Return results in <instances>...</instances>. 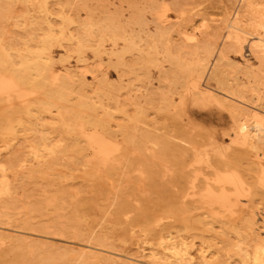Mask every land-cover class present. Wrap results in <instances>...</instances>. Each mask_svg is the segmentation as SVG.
<instances>
[{
  "label": "rangeland",
  "instance_id": "rangeland-1",
  "mask_svg": "<svg viewBox=\"0 0 264 264\" xmlns=\"http://www.w3.org/2000/svg\"><path fill=\"white\" fill-rule=\"evenodd\" d=\"M19 1V2H18ZM29 0H22L21 1V3H20V0H0V48H2V47H4V48H6V50L5 49H0L1 51H0V57H3L4 55H6L5 57H3L2 59H3V61H4V58H5V60H6V57L7 56H9V57H14L15 58V56H14V53L16 52V50L18 51V49H21V50H19V51H22V52H24V51H26L27 50V46L28 47H30L32 44H34V45H32L31 47H33V48H36L35 46H38V45H41L43 42H45L46 44L48 43V45L49 44H51V50L54 52V56H55V58L54 59H56L57 58V62H56V60H54V62L56 63H54V65H55V68H56V72H55V74L57 75V77H56V81H58V82H60V81H62V80H64L65 79V77H63V75H62V73L65 71L64 70V68L66 69V70H68L69 68H72V70H74L75 69V71L76 70H78L77 72H76V76L77 77H75L76 78V81L77 82H79V81H82L83 79V81H85L84 82V85L82 86V85H78L77 87H76V89H74L75 90V93H73V91L69 94L68 93V96H69V98H70V101H72V102H70L73 106H75V105H80L81 103H83V100H84V98H85V96L83 97L82 95H87V96H90V97H92L93 98V100L96 102V104H97V106H98V112L100 113L99 114V116L101 117V118H105V117H102L103 115H102V112H103V114L106 116V114L108 115V116H106V118H109V112L108 111H110V114H111V112H113V111H115V113L113 112V116L112 115H110V119H112V120H110V123H111V125H112V128H114V130H115V132L117 133V137H120V138H118V139H115V141H116V143L118 144V146H120L121 148H123L122 147V145H124V147H126L127 149H126V151H124V149L122 150L125 154H122V153H118V154H120L119 156H121V157H119L118 156V158H115L114 159V157H117V154L115 153V151L114 150H110V152L111 151H113L111 154H113V156L109 153V151H108V153H105L104 151V153L102 152V151H100V153H98L97 151H94V152H92V154L89 152V150H86L87 152H89V153H87L85 150H83V151H79V154H78V157H79V159L76 161V162H73L72 164H69V165H67L66 163H65V169H64V167H63V165H61V167H59L60 169H61V171L59 170V169H54L49 175L48 174H45L46 175V178H45V175H42V176H33V180H36L35 182L33 181V184H31L32 182V180H30L31 179V177L29 178V177H23V178H21L20 180H19V183L21 184H19L18 186H17V189H16V194H14L15 196H13L12 198H11V200L9 199H6V201H8V202H5V199L4 198H1V199H4V203H7L9 206H11V205H15V206H11L10 207V210L13 212V215L14 216H17V217H14V218H12L13 220H14V224L13 225H9V224H4V225H2V228L0 229V235H1V237H0V247L2 248V246L3 247H5V249H9L8 251L7 250H4V248H3V250H1V248H0V253H2L1 255H0V257L2 256L3 257V259L5 260V263H4V261H2L3 259H2V257L0 258V261H2L3 263H1L0 262V264H11V262H12V264H21V262H22V264H38V262H39V264L41 263V264H50L51 263V261H52V264H80V261H81V264H86L87 262H88V264H90L91 262V259H92V263L91 264H100V263H104V261H105V263L107 262V264H109V263H113V264H122V263H124V264H130V262H131V264H159V260L161 259V258H157V260H158V262L157 261H152V257L150 256L149 257V255H150V252H152L153 250L152 249H154V252H157L158 253V255L157 256H159V254H160V257L161 256H163L165 253L166 254H169L168 253V251H170V250H168L167 251V248H165V247H167V244L170 242V241H172L173 243H175L176 245H179L180 246V248L181 249H183V251H184V249H185V251H188L189 252V250H190V257H191V255H192V257L191 258H194V259H192V262H194V264H197V263H199V261H200V259H201V261H200V263L201 264H222V262H223V264H232L233 262V264H250V263H252L251 262V260H252V258H250V256H252L251 254H252V249L254 248V243H255V241L254 240H251L252 242H250V239H248V238H245V233L243 232V230H244V227H245V225L244 224H246V219L247 218H250V216L253 214V213H251V211H253L257 216H256V218H258V220H260L261 219V221L259 222H257V226L260 228L259 230H260V232L262 233V235L264 236V231H262L263 229H264V217H263V215H264V198L262 197V196H264V195H262L261 196V194H264V190L262 191V192H258V190L259 189H264V175H263V173H264V142H261V143H259V149H258V147H257V149L256 148H254L253 149V147H251L249 144V146L251 147H249L247 144H243L242 142H241V140H240V138H239V133L241 132V124L243 125V124H245V131H249L250 132V129H251V134H253V133H256L255 131H257V127H256V121H255V118H254V116L253 115H261L262 117H264L263 115H264V108H262L261 106L259 107V103H260V100L258 99V97H259V95H262L261 94V92L262 91H264V90H262V89H264V87H261V84H262V86H263V82H264V76H263V78L261 77L262 75H264L263 73H262V69H264V64H261V63H264L263 61H264V55H261V53L260 52H258V50L256 49V47L254 46V43L256 42V36H261L262 38L264 37V26H262L261 25V20H260V18L258 17V15L256 16V15H254L253 17L251 16V15H253L252 14V12L254 11L253 10V8L255 9V8H257V7H259L260 8V6H261V9H263L264 10V0H251V2H252V4H251V6L249 7L247 4H246V2L244 3V0H134V1H129V0H91V2H90V0L88 1L87 0V2L86 3H84V4H82L84 1L83 0H77V1H79V2H77L76 0H45V2H42V0H30L29 2H28ZM33 1V2H32ZM36 1V2H35ZM39 1H41V2H39ZM60 1V2H59ZM136 1V3H134ZM243 1V2H242ZM18 2V3H17ZM31 2V3H30ZM59 2V3H58ZM137 2H139L138 4H137ZM179 3V5L178 4H175V3ZM256 2V5H253V3H255ZM260 2V3H259ZM23 3H24V5H23ZM32 3H33V5H32ZM38 3V4H37ZM40 3V4H39ZM61 3H63V4H61ZM76 3H81L80 4V6H79V4H76ZM90 3V4H89ZM128 3H132V5H130V6H128L129 4ZM142 3V4H141ZM244 3V4H243ZM35 4V5H34ZM42 4V5H41ZM46 6H45V5ZM136 5L134 8H138L139 10L137 11V9L135 10V9H133V7L132 6H134V5ZM141 6H140V5ZM243 4V5H242ZM27 5V9H26V6ZM31 5V6H30ZM45 7H44V6ZM83 5H84V7H83ZM91 5H93V6H91ZM252 5L254 6L252 9H251V7H252ZM39 6V7H38ZM40 6H41V8H40ZM81 6H82V8H81ZM89 7L88 9H90V7H92V8H94L95 10L94 11H96L95 13H94V11H93V9L90 11L89 10V12H88V9H86L87 7ZM144 7V12L141 10V9H143V7ZM243 6H244V8H243ZM257 6V7H256ZM37 7V8H36ZM48 8V10L46 9H43L42 10V8ZM51 7V8H50ZM61 7V8H60ZM78 7V8H77ZM130 7H132V9L130 8ZM166 7V8H165ZM247 7V8H246ZM34 8H35V10H34ZM40 10H39V9ZM50 8V9H49ZM182 10L181 12H180V10ZM25 9V10H24ZM33 9V12L31 11ZM52 9V10H51ZM63 9V10H62ZM65 9V10H64ZM85 9V10H84ZM167 9V10H166ZM237 9V10H236ZM30 11L29 13H28V11ZM42 10V11H41ZM50 10V11H49ZM60 10V16L59 15H56V14H58L57 12H54V11H59ZM133 12H131V11ZM174 10H175V12H174ZM25 11H26V13H25ZM48 13H46V12ZM70 12V14H71V16L70 15H67V14H69V13H67V12ZM76 11V12H75ZM93 11V12H92ZM159 11V12H158ZM244 11V12H243ZM50 12V13H49ZM61 12L63 13V12H65V15L66 16H64V13L63 14H61ZM91 12V13H90ZM103 12V13H102ZM135 12V13H134ZM138 12V13H137ZM142 12V13H141ZM165 12H166V14H165ZM245 12L247 13V14H245ZM249 12H250V14H249ZM7 13H8V15H10V16H8L7 15ZM10 13V14H9ZM14 13H15V15H16V13H17V15H19V13H21L19 16H15L14 15ZM24 13V14H23ZM31 13V14H30ZM32 13H33V15L35 14V17L32 15ZM74 13H75V15L76 16H74ZM77 13V14H76ZM86 13H89L90 14V18H89V16H88V18L90 19V21L92 22H90L89 21V19H88V22H90L91 24H89V23H87V16H85V15H87ZM105 13V14H104ZM109 13V14H108ZM130 13H131V15H130ZM139 13L142 15V17L141 16H138L139 15ZM165 15H164V14ZM181 13V14H180ZM243 13H244V15H243ZM12 14V15H11ZM26 14V15H25ZM40 15V17H39V15ZM41 14H42V16L45 18L44 20H45V22H43L44 24H42V16H41ZM44 14H46V17H45V15ZM50 14H51V16H50ZM73 14V15H72ZM104 14V15H103ZM108 16H107V15ZM110 14H115V15H112V17H114V18H116V19H114V18H112L111 17V15ZM133 14H134V16H133ZM144 14V15H143ZM154 14H156V15H154ZM159 14V16H162V18L161 17H159V16H157ZM180 14V15H179ZM24 15L25 17H22V16ZM38 15V16H37ZM97 15H101L100 17L98 16V17H96ZM102 15H103V18H101L102 17ZM105 15L107 16V19H106V17H105ZM109 15H110V17H109ZM116 15H117V17H116ZM129 15V16H128ZM154 15V16H153ZM12 16H14V17H16L17 18V20H16V18L14 19V17H12ZM30 16H33L34 17V19H36V22H38L37 23V25L39 26H37L36 25V22H35V20L33 19L32 20V18L30 17ZM38 17V19H37V17ZM53 16H54V18H53ZM59 16V17H58ZM61 16H63L64 18L62 19V17ZM73 16V17H72ZM91 16H92V18L95 20H93V19H91ZM93 16H95V17H93ZM118 16L120 17V18H118ZM126 16V17H125ZM136 16V17H135ZM144 16H146L145 18H144ZM166 16H168V17H166ZM170 16V17H169ZM179 16V17H178ZM181 16V17H180ZM245 16V17H244ZM247 16H248V18H247ZM27 17H28V19H27ZM29 17H30V20H32L31 21V23H30V21H29ZM48 17H49V19H48ZM129 17V18H128ZM131 17V18H130ZM133 17V18H132ZM137 17H139V19H137ZM141 17V18H140ZM148 17V18H147ZM152 17H156V18H152ZM158 17V18H157ZM237 17H239V19L237 18ZM241 17V18H240ZM249 17H250V19H249ZM254 17H257V18H254ZM4 18H6V19H4ZM20 18V19H19ZM23 18V19H22ZM26 18V19H25ZM69 18H72V20H81V21H83V19H84V21L85 22H82L81 23V21H76V22H74V21H72V22H74V24L73 23H70L71 22V19H69ZM75 18V19H74ZM79 18V19H78ZM98 18V19H97ZM104 18H105V20H104ZM127 18V19H126ZM135 18V19H134ZM147 18V19H146ZM152 18V19H151ZM162 19V20H160V19ZM164 18V19H163ZM235 18H237V19H235ZM247 18V19H246ZM39 19H41V20H39ZM51 19H53V20H51ZM54 19H56V20H54ZM100 19V20H99ZM120 21H119V20ZM134 19V20H133ZM146 19V21H144ZM148 19H149V22H148ZM153 19H156V20H153ZM159 19V20H158ZM248 19H249V22H248ZM253 19V20H252ZM259 19V20H258ZM14 20V21H13ZM22 20H26V21H23V23H22ZM38 20V21H37ZM43 20V21H44ZM65 20V21H64ZM68 20H70V21H68ZM122 20V21H121ZM126 20V21H125ZM138 22H137V21ZM157 20H158V23H157ZM163 20H164V22H163ZM235 20H236V22H239L238 24L241 26V28L244 30L243 32H245L246 30L249 32H247V33H243V32H241V34H242V36H243V38H244V43H243V46H242V48H240L239 49V47H235V46H231L230 45V36L229 35H231L229 32H231V31H233V28H232V26H231V24H233V23H235ZM239 20H241V21H239ZM243 20V21H242ZM252 20V21H251ZM259 22H257V21ZM15 21L17 22H19L20 21V23H18V24H20L19 26L17 25V23L15 24ZM28 21V22H27ZM41 23H40V22ZM53 23V24H51V22ZM58 23H60V24H57V22ZM61 21H64V22H62L61 23ZM99 21L101 22V21H103V24H104V28H103V31L102 32H100L101 30H102V27L100 26V25H103L102 23L100 24L99 23ZM107 21V22H106ZM112 21H115L117 24H115V22H114V25H115V27L116 28H118V25H119V23H120V25H119V28L118 29H116L115 27H113V24L111 25L110 23H113ZM127 21H129V22H127ZM144 21V22H143ZM153 21V22H152ZM174 21V22H173ZM14 22V23H13ZM55 22V23H54ZM109 22V23H108ZM131 22V23H130ZM146 22H148L147 24H148V26H147V24H146ZM163 22V24L162 25H160L159 23H162ZM66 23H67V25H68V28L69 27H71V28H66L67 27V25H66ZM77 23H79V24H81V27L79 26V28H78V25L79 24H77ZM83 23H84V25H83ZM85 23H87V25H85ZM94 23H96V24H94ZM99 23V24H98ZM124 25H123V24ZM126 23H128V25L126 24ZM135 23V24H134ZM141 23H143V24H141ZM157 23V24H156ZM184 23V24H183ZM251 23H253V24H251ZM14 24L15 25H17V26H14ZM23 24V25H22ZM30 24H31V27H30ZM35 24V25H34ZM42 26H41V25ZM50 24L52 25V27H53V29L54 28H56L55 30H54V33H57V32H59L58 30L59 29H61V28H59L58 27V25L60 26V27H62L63 29H64V31H65V33L67 34V36H66V39H65V36H62L61 34H59V33H57V36H54L55 38H52V39H49V38H47V37H45L44 39L42 38L43 36H42V34L45 36L48 32L50 33V31L51 30H49L50 28H48L49 26H50ZM56 24V25H55ZM61 24H62V26H61ZM98 24V25H97ZM131 24V25H130ZM138 24V25H137ZM221 24V25H220ZM251 24V25H250ZM26 25V26H25ZM28 25H29V27H28ZM33 25H34V28H33ZM48 25V26H47ZM56 27H55V26ZM66 25V26H65ZM74 25V26H73ZM91 25V27H89ZM94 25V26H93ZM95 25H97L98 27H101L100 29L101 30H99ZM106 25H109L108 26V29L109 28H111L110 29V31L109 30H107V29H105L107 26ZM127 25V26H126ZM169 27H168V26ZM72 26H73V28H72ZM83 26V27H82ZM84 26H88V28L87 27H84ZM112 26V27H111ZM124 26H125V28L126 27H128V28H126V30L124 29ZM134 26V27H133ZM159 28H158V27ZM160 26H161V28H160ZM261 26V27H260ZM25 27H27V28H25ZM35 27H37L38 29L36 30V28ZM45 27H47L48 28V30H46L47 28H45ZM59 29H58V28ZM65 27V28H64ZM77 27V28H76ZM96 27V28H95ZM123 27V29H121ZM133 27V28H132ZM137 27V28H136ZM141 29H140V28ZM142 27H143V29H142ZM146 27V28H145ZM156 27H157V29H156ZM164 27H166V28H164V29H166V30H164L163 28ZM168 27V28H167ZM170 27L172 28V30H169V31H171V32H173V34H172V38H171V40L169 39V36H171V34L169 33V36H168V32L169 31H167V29H170ZM258 27V28H257ZM33 28V29H32ZM44 28H45V31H46V34H44L45 32L43 31L44 30ZM84 29V30H82V29ZM87 28V29H86ZM90 28V29H89ZM132 28V29H131ZM140 30H139V29ZM223 28V29H222ZM257 28V29H256ZM29 29V30H28ZM43 29V30H42ZM70 29H72V30H70ZM77 29H79V30H77ZM86 29V30H85ZM92 29V30H91ZM113 29V30H112ZM131 29V30H130ZM136 30V31H134V30ZM146 29H150V30H146V33H145V30ZM157 30V32L155 31V30ZM32 30H33V32H35V35H33V32H32ZM42 30V31H41ZM56 30H57V32H56ZM72 31V32H69V31ZM78 32H77V31ZM88 30H90V31H88ZM96 30V31H95ZM119 30V31H118ZM141 30H143V32H141ZM160 30H164V31H166V33L164 32V31H162V32H164L165 34H161V31ZM213 30V31H212ZM231 30V31H230ZM25 31H27V32H25ZM75 31H76V35H75ZM85 33L84 35L81 33ZM84 31V32H83ZM85 31H88V33L87 32H85ZM118 31V32H117ZM128 31V33L129 34H127L126 32ZM131 31V32H130ZM32 34H30V33ZM38 32H40V33H38ZM68 32V33H67ZM80 32V33H79ZM93 33V32H96L98 35H96V33H93L94 35H95V37H94V35H92L91 33ZM104 32V33H103ZM121 32V33H120ZM151 32V33H150ZM160 32V33H159ZM180 32V33H179ZM72 33H74V34H72ZM79 33V34H78ZM103 34V36H101L102 34ZM106 33V34H105ZM110 33V34H109ZM115 33V34H114ZM119 33V34H118ZM123 33V34H122ZM135 35H134V34ZM137 33H138V35H140L141 36V38L143 37V39H141V41H140V38H136V35H137ZM140 33V34H139ZM158 33V34H157ZM231 33H233V32H231ZM38 34H40L41 36H39ZM69 34V35H68ZM80 34H81V36H80ZM90 35L91 34V37H88V39L91 41V42H89V40L87 39V36L86 35ZM107 34H109L110 35V37H109V35H107ZM125 34V35H124ZM147 35V36H145V35ZM148 34H150V35H148ZM153 34H154V36H153ZM156 34H157V36L159 35H161L160 37L158 36H156ZM167 34V35H166ZM207 34V35H206ZM27 35V36H26ZM40 37H38V36ZM58 35H60L61 36V38L60 39H62L63 37V39H62V41L58 38L59 36ZM72 35H73V37H74V35H75V41L72 39V40H68L67 41V39H69V36L70 37H72ZM108 37H107V36ZM112 35H114V36H112ZM126 35H127V38H121V37H126ZM132 35V36H131ZM135 36V38L137 39V40H135V38H134V36ZM137 35V36H138ZM164 35H166L165 37H164ZM23 37L24 38V36H25V39H20V38H18V37ZM32 38H31V37ZM46 36H48V35H46ZM79 36V37H78ZM86 38H84V37ZM96 36H98V38H100V39H98ZM121 36V37H120ZM168 36V37H167ZM27 37V38H26ZM35 37V38H34ZM57 37V38H56ZM83 37V38H82ZM104 37V38H103ZM116 37V38H115ZM145 37H147V39H145ZM162 37V38H161ZM18 40H17V39ZM34 38V39H33ZM38 38V39H37ZM42 38V39H41ZM47 38V39H46ZM108 38H110V39H112V40H114L115 41V39L116 40H118V41H116L115 43H112V42H114V41H112V40H110V39H108ZM114 38V39H113ZM132 38H134V39H132ZM161 39V40H157V39ZM168 38V39H167ZM18 41H16V40ZM20 39V40H19ZM32 41H31V40ZM37 39V40H36ZM57 39V40H56ZM59 39V40H58ZM65 39V40H64ZM84 39L85 40V42L84 43H86V41L88 40V42L89 43H86L85 45L84 44H82L81 42H83L82 40ZM95 39V40H94ZM105 39H106V42H105ZM123 39V40H122ZM132 39V40H131ZM155 39V40H154ZM256 39V40H255ZM41 40V41H40ZM64 40V41H63ZM98 40V41H97ZM122 40V41H121ZM131 40V41H130ZM143 40H144V42H143ZM163 40V42H161ZM170 40V41H169ZM174 40V41H173ZM254 40H255V42H254ZM3 41V42H2ZM26 41V42H25ZM38 41V42H37ZM47 41H49V42H47ZM53 41H55V42H53ZM58 41H59V45H58ZM72 41V42H71ZM81 41V42H80ZM95 41V42H94ZM97 41V42H96ZM136 42V43H134V42ZM22 42H23V44L24 45H22ZM25 42V43H24ZM28 42V43H27ZM40 42V43H39ZM63 42H65V43H63ZM75 42V43H74ZM80 42V43H79ZM100 42H101V44H103V45H101L100 44ZM125 42H126V46H124V44H125ZM128 42V43H127ZM160 42V43H159ZM164 42H166L165 44L166 45H164ZM169 42V43H168ZM188 42V43H187ZM205 42V43H204ZM5 43V44H4ZM21 44L23 47H25V45H27L25 48V50H23L24 48L23 47H20L21 45H18V44ZM27 43V44H26ZM39 43V44H38ZM70 43V44H69ZM73 43V45H71ZM92 43H95V44H92ZM123 43V44H122ZM142 43H145L144 45H146V47L148 48L147 50H146V47L142 44ZM151 43V44H150ZM156 43H157V45L159 46V45H163L162 46V49L160 48L159 49V47L156 45ZM163 43V44H162ZM174 43V44H173ZM215 43V44H214ZM251 43H252V46L253 47H251ZM17 45V46H14V45ZM37 44V45H36ZM53 44V45H52ZM66 44V45H65ZM110 44V45H109ZM112 44V45H111ZM118 44V45H117ZM128 44H130V45H128ZM142 44V45H141ZM148 44H150V46L148 45ZM154 44V45H153ZM167 44H169L168 46H167ZM170 44H172V45H170ZM176 44V45H175ZM212 44V45H211ZM55 45V46H54ZM57 45H58V47H57ZM68 45V46H67ZM75 45H78V46H80V47H76ZM82 45H84L83 47H82ZM91 46L90 48H87L88 46ZM97 45V46H96ZM115 45V46H114ZM122 47H121V46ZM210 45H211V47H210ZM2 46V47H1ZM50 46V45H49ZM53 46V47H52ZM86 46V47H85ZM112 46V47H111ZM127 46H130V47H128V48H126V50H124V52H123V49H124V47H127ZM132 46V47H131ZM142 47V48H140V47ZM153 46H155V47H153ZM160 46V47H161ZM173 46V47H172ZM207 46H209L210 48H211V50H207L206 51V47ZM215 46V47H214ZM11 47H13V48H11ZM17 47H18V49H17ZM63 47V48H62ZM65 47V48H64ZM81 47L83 48V49H81ZM84 47H85V49H87V50H85L84 49ZM97 47H100L101 49L103 48V52H102V54H101V56H102V58H103V62H101V63H98V61H100L99 60V56H97L96 55V48ZM122 48L121 50L119 49V48ZM139 47V48H138ZM153 47V48H152ZM171 47V49H166V48H170ZM205 47V48H204ZM209 47H207V49H210ZM235 47V48H234ZM10 48V50H8ZM16 48V49H15ZM76 48V49H75ZM109 48V49H108ZM114 48V49H113ZM131 48H133V49H131ZM163 48H164V50H163ZM172 48H173V50L175 51V54H176V56H178V58H176V56H175V58H174V51L172 50ZM176 48V49H175ZM187 48V49H186ZM196 48V49H195ZM199 48V50L201 49L202 50V52L201 51H198L197 52V49ZM215 48H216V50H215ZM219 48V49H218ZM14 49V50H13ZM66 49H69L68 51H66ZM73 49V50H72ZM93 49H95V50H93ZM104 49H105V51H104ZM112 49V50H111ZM129 49V50H128ZM142 49V50H141ZM145 49V50H144ZM152 49V50H151ZM155 49V50H154ZM158 49V50H157ZM33 50V49H32ZM75 50H79V53H81V54H79L78 53V51L76 52ZM90 52H89V51ZM106 50H109V52L108 51H106ZM115 50V53H114V55L112 56L111 54H113L111 51H114ZM134 50V51H133ZM138 50H139V52H138ZM157 50V51H156ZM160 50V51H159ZM172 50V51H171ZM177 50V51H176ZM179 50H181V51H179ZM195 50V51H194ZM204 50H205V53H203L204 52ZM215 50V51H214ZM222 50V51H221ZM243 50V51H242ZM254 50V51H253ZM71 51V52H70ZM72 51H73V54H72ZM74 51H75V53H77V54H75L74 53ZM81 51V52H80ZM116 51H118V52H116ZM123 54H121L120 52ZM147 51H149V52H147ZM151 51V52H150ZM165 51L167 52V54L171 51V57H172V59H171V57H169L168 55H166L165 54ZM179 51V52H178ZM182 51L185 53H182ZM213 51H214V53H213ZM218 51H221V52H223L224 53V55H225V58H226V63H224L223 64V69H224V71L226 72V74H227V76L229 77V79H231L230 80V82H231V84H230V86L228 87V88H226V89H223V88H219L218 87V85H217V82H216V80H214V78H212L211 76H210V71H211V69H212V65L214 64V59H215V56H216V54L218 53ZM240 51L242 52V53H240ZM9 54H8V53ZM65 52H67L68 54H66ZM106 52H107V54H106ZM153 52V53H152ZM157 52V53H156ZM158 52H160V54L158 53ZM177 52V53H176ZM182 53V55H184V56H182L181 55V53ZM194 52V53H193ZM209 52L211 53V54H209ZM215 52H217V53H215ZM257 54H256V53ZM10 53H11V55H10ZM61 53L62 54H64L65 55V57L64 58H66L67 60H68V62H67V60L65 61V59H64V61H60L59 59L61 58H63L62 56H61ZM71 53V54H70ZM109 53V54H108ZM117 53V54H116ZM132 53V54H131ZM173 53V54H172ZM196 53V54H195ZM198 53V54H197ZM202 53V57H201V54ZM208 53V55H206ZM260 53V54H259ZM85 54V55H84ZM104 54H106V55H104ZM118 54H119V56H118ZM127 54V55H126ZM139 54V56L140 57H138L137 55ZM154 54H155V57H156V59H158L159 60V63H161L162 64V67L160 66V64L158 63V60L155 62L153 59L155 58L154 57ZM159 54V55H158ZM164 54V55H163ZM70 55H72V56H70ZM77 55H79V59H82V61H77L78 60V57H77ZM94 55V56H93ZM110 55V56H109ZM124 55H125V57H124ZM131 55V56H130ZM133 55H134V57H133ZM151 55V59H150V56ZM152 55H153V57H152ZM173 55V56H172ZM181 55V56H180ZM185 55L187 56V57H193L194 58V60H196L197 61V59H199V58H208V56H209V59L208 60H206L208 63H206V65L204 66V67H200V66H198L199 64H198V62H196L195 61V64H196V66L198 67V68H196V66H195V64H194V62L192 63V62H190V61H192V58H187V57H185ZM214 55V56H213ZM60 56V57H59ZM70 56V57H69ZM76 56V57H75ZM80 56H81V58H80ZM84 58H83V57ZM93 56V57H92ZM105 56H106V58H105ZM108 56V57H107ZM115 56H116V58H115ZM157 56H159V57H157ZM163 57V59H162V57ZM198 56V57H197ZM207 56V57H206ZM258 56V57H257ZM7 58V61L9 62V59L10 58ZM13 57L11 58V59H13ZM68 57V58H67ZM89 59H88V58ZM91 57V58H90ZM114 57V58H113ZM119 57V58H118ZM133 57V58H132ZM181 57H184L185 58V60H184V58H183V60L181 59ZM196 57V58H195ZM214 57V58H213ZM260 57V58H259ZM110 58H111V60L112 61H116V62H114V64L112 65V61L110 60ZM124 58V59H123ZM139 58H141L140 60H139ZM228 58V59H227ZM1 58H0V62L1 63H3V61H1L2 60ZM10 59V60H11ZM75 59V60H74ZM87 59V60H86ZM113 59H115V60H113ZM144 59H146L145 61H144ZM155 59V60H156ZM166 59V60H165ZM186 59H187V61H186ZM15 60V59H14ZM58 60H59V62H58ZM108 61V63H110V64H108L107 63V61ZM121 60L123 61V63L121 62ZM128 60V62H126ZM137 60H138V62H137ZM151 60H153V62H155V63H158V64H155V63H153V62H151ZM171 60H172V62H171ZM175 60L176 61H178V60H182L181 62L180 61H178V62H175ZM193 60V61H194ZM7 61H5L6 63L4 64V65H6L7 64ZM75 61V62H74ZM84 61V62H83ZM119 61V62H118ZM143 63H142V62ZM174 61V62H173ZM185 63H184V62ZM62 62V63H61ZM72 62V63H71ZM142 64H141V63ZM146 62V63H145ZM169 62V63H168ZM188 62V63H187ZM211 64H210V63ZM213 62V63H212ZM103 63V64H102ZM115 63L117 64V66H119L118 67V69H117V67H116V65H115ZM121 63V64H120ZM125 63H126V65H125ZM127 63H129L128 65H127ZM138 63V64H137ZM175 64L174 65V67L175 68H173V67H170V66H172V64ZM179 63L180 64H182V65H184V66H181V65H179ZM192 63V64H191ZM247 63V64H246ZM98 64V65H97ZM108 64V65H107ZM120 64V65H119ZM131 64V65H130ZM155 64V65H154ZM194 64V65H193ZM209 64V65H208ZM260 64V65H259ZM2 64H0V69H4L3 71L2 70H0V74L1 75H3L4 77H6V78H8V77H10V73L8 72V70H7V68L5 69L4 68V66L2 65ZM61 65V66H60ZM91 65V66H90ZM102 67H101V66ZM109 65H111V66H109ZM115 65V66H114ZM123 65H125V66H123ZM167 65V66H166ZM176 65H177V67H176ZM190 66V71L191 70H193V68H194V70H193V72L191 71V74H190V71L189 70H187L188 69V67ZM239 65V66H238ZM248 65H249V67H248ZM69 68H68V67ZM114 66V67H113ZM159 68H158V67ZM179 66H181L183 69V72H181V71H179L180 69H181V67H179ZM248 67V68H246V67ZM74 67H78V68H74ZM95 67V68H94ZM98 67V68H97ZM116 67V68H115ZM120 67H123V68H120ZM193 67V68H192ZM241 67V69H238V68H240ZM63 68V69H62ZM90 68H92V69H90ZM99 68H100V71H99ZM145 68H149V69H145ZM157 68H158V70H157ZM162 68V69H161ZM163 68H165V69H163ZM169 68V69H168ZM179 68V69H178ZM185 68V69H184ZM192 68V69H191ZM261 68V69H260ZM61 69V70H60ZM91 70V72H90V70ZM117 69V70H116ZM123 69V71H121V70ZM160 69L162 70V71H160ZM171 69V70H170ZM176 71H174V70ZM199 69L201 70V71H199ZM207 69V70H206ZM248 69V70H247ZM250 69H252L253 70V72H252V70H250ZM258 69V70H257ZM6 70V71H5ZM69 70H71V69H69ZM84 70V71H83ZM89 70V71H88ZM148 70H150V71H148ZM186 70V71H185ZM197 70V71H196ZM206 70V71H205ZM209 70V71H208ZM240 70V71H239ZM5 71V72H4ZM116 71H118V72H116ZM119 71H121L120 73H119ZM169 71H170V73H169ZM172 71V72H171ZM175 73H174V72ZM236 71V72H235ZM251 71V72H250ZM257 71H259V72H257ZM7 72V73H6ZM79 72H80V74H79ZM83 72V73H82ZM101 72V73H100ZM103 72H105L104 74H105V76H103ZM178 72V76L176 75L175 76V74ZM201 72V73H200ZM205 72V73H204ZM247 72V73H246ZM6 75H5V74ZM60 73V74H59ZM82 73V74H81ZM90 73V74H89ZM163 73V74H162ZM174 73V74H173ZM180 73H182V75L180 74ZM192 73H194V74H192ZM200 73V74H199ZM251 73V74H250ZM259 73V74H258ZM123 74V75H122ZM173 74V75H172ZM180 74V75H179ZM183 74H184V76H183ZM197 74V75H196ZM204 74V76H202ZM94 75V76H93ZM118 75H120V76H118ZM122 75V76H121ZM159 75H161V76H159ZM163 75H164V77H163ZM168 75V76H167ZM170 75V76H169ZM190 75V76H189ZM192 75V76H191ZM194 75V76H193ZM199 75V76H198ZM248 75H250V76H248ZM251 75H253V76H251ZM261 75V76H260ZM61 76H62V78H61ZM79 76V77H78ZM92 76V77H91ZM100 76H103L102 77V79H101V77ZM106 76H107V78H106ZM173 76H174V78H173ZM197 76V77H196ZM234 76H236L237 78H235ZM255 76V78L253 79V77ZM258 76H260V77H258ZM80 77L81 78H83V79H80ZM120 77V78H119ZM151 77V78H150ZM161 77V78H160ZM162 77L165 79H162ZM167 77V78H166ZM170 77V78H169ZM179 78V79H177V78ZM184 77V78H183ZM191 77H193V78H191ZM249 79H248V78ZM58 78H60V80L58 79ZM105 78H106V81H105ZM109 78V79H108ZM173 78V79H172ZM183 78V79H182ZM186 78V79H185ZM193 79V80H191V79ZM258 78V79H257ZM23 79L25 80V77H23ZM62 79V80H61ZM93 79V80H92ZM103 79H104V81H103ZM121 79H123L122 81H120ZM151 79V80H150ZM162 80V81H164V82H162V81H159V80ZM166 79H167V82H166ZM171 79L173 80V81H171ZM182 79V80H181ZM235 79H236V81H235ZM253 79V80H252ZM110 80H112V82L110 81ZM150 80V81H149ZM178 80V82L180 81V83L179 84H177L176 85V81ZM187 80H188V82H187ZM189 80H191V81H189ZM239 81V83H238V81ZM251 80V83L249 82ZM260 80H261V82H260ZM90 81V82H89ZM97 81V82H96ZM101 83H100V82ZM168 81L170 82H173V84H171V82L170 83H168ZM181 81H183L182 83H181ZM235 81V82H234ZM250 84V86L248 85V83ZM257 83V85L258 86H260V88H258V89H261L260 91H258L257 89H253V88H251L252 86L251 85H254V83ZM256 81V82H255ZM95 82V83H94ZM117 82H119V83H117ZM159 82H162V83H160V85H161V87H159L160 85H158V83ZM190 82V83H189ZM195 82H196V84H195ZM243 82H245V84H246V86L244 87V84H243ZM87 83H90V85H91V88H89L90 86H89V84H88V86H87ZM93 83V84H92ZM97 83H99V84H97ZM102 83H104L103 84V87H102ZM163 83L165 84L164 86L167 88V84H170V86L168 85V87L169 88H167V89H165L164 88V86H163ZM189 83V84H188ZM96 84V85H95ZM106 84V85H105ZM114 84V85H113ZM129 84V85H128ZM183 84V85H182ZM184 84H185V87H184ZM235 84H237V85H235ZM241 84H243V86L241 85ZM117 87H116V86ZM123 85V86H122ZM158 85V86H157ZM180 85H182V86H180ZM235 85V86H234ZM248 85V86H247ZM93 86V87H92ZM113 86V87H112ZM115 86V87H114ZM120 86H122V87H120ZM163 86V87H162ZM175 86H176V88H175ZM238 86H240L241 88H244L242 91H241V88L240 87H238ZM81 87V88H80ZM95 87H97L96 89H95ZM100 87V88H99ZM106 87V88H105ZM129 87H130V89H129ZM132 87H133V89H132ZM157 87V88H156ZM174 87V88H173ZM197 87V88H196ZM240 88V89H238V88ZM247 87V88H246ZM87 88V89H86ZM109 88V89H108ZM116 90H115V89ZM122 88V89H121ZM149 90H148V89ZM156 88V89H155ZM160 88H161V90H160ZM173 89L172 91L173 92H176V94L175 93H173L172 94V92H171V89ZM182 88V89H181ZM190 88V89H189ZM192 88V89H191ZM195 88H196V90H195ZM201 88V89H200ZM249 88H251V89H249ZM83 89V90H82ZM90 89V90H89ZM103 89V90H102ZM104 89H105V91H104ZM110 91L109 92V95H108V90ZM111 89H112V91H111ZM115 91H114V90ZM118 89V90H117ZM129 89V90H128ZM157 90V92L155 91V90ZM162 89H163V91H162ZM175 89V90H174ZM188 89V90H187ZM220 89V90H219ZM235 89H236V91H241L242 92V94L241 95H243V96H241L240 94H237V95H235L236 93H239V91L238 92H236L235 91ZM254 91H253V90ZM80 92H82V93H79V91ZM86 90V91H85ZM87 90H89V91H87ZM99 90V91H98ZM128 90V91H127ZM161 92H160V91ZM165 90L167 91L166 93H165ZM177 90H180V91H177ZM185 90V91H184ZM194 90V91H193ZM198 90H200V91H203V92H200V94H199V92H197ZM248 90H249V93H248ZM78 91V92H77ZM94 91H96V93L98 94L97 96H100V98H98V97H96V94H93V92ZM122 91H123V93H125L124 95H123V93H122ZM133 91V92H132ZM135 91V92H134ZM148 91H149V93H148ZM151 91V92H150ZM153 91V92H152ZM182 91V92H181ZM196 91V92H195ZM221 91V92H220ZM225 91V92H224ZM85 92H87V93H85ZM115 92V93H114ZM117 92H118V95H117ZM130 92V93H129ZM159 92V93H158ZM169 92H171V93H169ZM181 92V93H180ZM184 92V93H183ZM193 92H194V94H193ZM233 92V93H232ZM243 92L245 93V94H243ZM255 92V93H254ZM259 94H258V93ZM3 93V94H2ZM4 93H5V95H4ZM10 91H5V92H1L0 93V99H2V100H0V112H3V111H5L4 113H0V116H2L3 114H4V117H6V118H2V117H0V132L2 133H5V134H1L0 133V144L2 145V146H0L1 147V152H0V158H2L1 160H4V159H6L8 156L7 155H9V151L11 150V148L15 145V140H16V144H18V145H15V146H17V147H19L20 148V146H21V148H23V147H25V148H23V149H19V152H21V150H22V152L25 150V152L26 151H28L27 149H28V144H29V142H31L30 140L32 139V138H30L29 139V136L31 135H29V133H30V131H31V133H32V135L31 136H34L35 137V140H37L36 138L37 137H39L40 135H44V136H50L49 137V139H51V140H49V141H53V143H54V141H56V143L57 142H59L58 141V138H60V137H62V138H67V137H70V139L69 138H67L66 139V141L67 142H74V141H72V140H74L75 138H76V135H77V138H79V139H82V140H84V132H78L77 134L76 133H71V134H68L64 129H65V127L64 126H66V124L68 125V124H70V125H72L73 126V124H77L79 121H76L74 118V113H75V108L73 107V106H71V107H66L67 109H62V108H60V110L59 109H57V108H59V107H54L53 105H48V109H44L43 107H40L39 108V106L38 105H36V104H31V105H29L30 107H29V109L32 111V110H34V111H32L30 114H27L25 111H24V107H23V103L22 102H19V100H18V96L16 95V94H14V93H10ZM82 94L81 96L79 95V94ZM85 93V94H84ZM110 93H113V94H110ZM151 93H153V96H152V94ZM155 93V94H154ZM163 93V94H162ZM165 93V94H164ZM178 93V94H177ZM197 95H196V94ZM250 93H251V95H250ZM262 93H264V92H262ZM76 96H75V95ZM79 96H78V95ZM122 94V95H121ZM134 94H135V99L133 98L134 97ZM136 94H137V96L139 97H137L136 96ZM156 94H158V95H156ZM162 94V95H161ZM170 94V95H169ZM182 94V96L180 97L179 95H181ZM216 94H218V95H216ZM226 94V95H225ZM231 94H233V95H231ZM92 95V96H91ZM111 95H112V97H111ZM114 95H116V96H114ZM128 95V96H127ZM132 95V96H131ZM145 95H147L148 97H146ZM150 95V96H149ZM173 95V96H172ZM228 95V96H227ZM231 95V96H230ZM235 95V96H234ZM240 95V96H239ZM248 97H247V96ZM253 95V96H252ZM96 98H95V97ZM102 96V97H101ZM108 96V97H107ZM118 96H119V98L120 99H118L119 101H117V98H118ZM125 96V97H124ZM131 96V97H130ZM245 96H246V98H248L249 99V96H250V99L249 100H247L246 98H245ZM82 97V98H81ZM106 97V98H105ZM114 97V99H112ZM115 97H117V98H115ZM125 99V101L122 99ZM129 97V98H128ZM151 97H156V98H152L151 99ZM180 97V98H179ZM227 97H228V99L231 101V103H230V101L227 99ZM242 97V99L241 100H239V98H241ZM257 97V98H256ZM13 98H14V100H13ZM77 98V99H76ZM105 98V99H104ZM108 98V99H107ZM137 98H138V100H137ZM157 98H159V99H162V100H159V99H157ZM168 98H170V99H168ZM231 98V99H230ZM253 98V99H252ZM75 99V100H74ZM97 99H99V100H97ZM103 99L104 100H106V101H103ZM131 99V100H130ZM151 99V100H150ZM164 99V100H163ZM167 101H166V100ZM227 99V100H226ZM255 99V100H254ZM111 100V101H110ZM112 100L113 101H115V102H112ZM133 100V101H132ZM135 100V101H134ZM142 100V101H141ZM147 100V101H146ZM149 100V101H148ZM155 100H158V101H155ZM171 100H173V102L171 101ZM178 100V101H177ZM224 100V101H223ZM244 100V101H243ZM246 100V101H245ZM75 101V102H74ZM119 102L118 104H119V106H120V104H121V102L122 101H124V102H126V101H130V104H129V102H126V103H122L121 104V106L120 107H118V104H117V102ZM132 101V102H131ZM139 101V102H138ZM152 101V102H151ZM153 101H155V102H153ZM166 102V104L164 103V104H162L163 102ZM229 102V104H230V107H231V110H230V107H229V105H227L228 103H226V102ZM234 101L235 102H237L238 103V105H240V106H238L237 105V103H235L237 106L236 107H233V105L235 106V104H233L234 103ZM2 102V103H1ZM74 102V103H73ZM79 102V103H78ZM81 102V103H80ZM101 102H102V104H101ZM103 102H104V104H103ZM134 102V103H133ZM142 102L143 103H146V105L144 104H142ZM171 102V105L169 106L168 105V103H170ZM174 102L176 103L175 105H174ZM222 102V103H221ZM258 102V103H257ZM16 103H18V104H16ZM22 103V104H21ZM107 103H108V105H107ZM114 103V104H113ZM149 103V104H148ZM161 103V105H159V104ZM173 103V104H172ZM223 103H225V104H223ZM15 104L17 105L16 107H15ZM107 105V107H106V105ZM112 104V105H111ZM124 104H126L128 107H126L125 108V106L126 105H124ZM129 104V105H128ZM134 104H136V105H134ZM177 104H178V107H177ZM105 105V106H104ZM109 105H111L110 107H109V110L107 111V109H108V106ZM115 105V106H114ZM117 105V106H116ZM123 105H124V107H123ZM141 105L142 106H144V107H141ZM148 105V106H147ZM164 105V106H163ZM168 105V106H167ZM232 105V106H231ZM20 106V108H18ZM37 107V109L39 108V109H41V111L44 113H42V112H40V110H35L36 109V107ZM51 106V107H50ZM99 106H101L100 108H99ZM136 106V107H135ZM146 106V107H145ZM149 106H153V107H150L149 108ZM163 106V107H162ZM166 106V107H165ZM172 106H174V107H172ZM32 107V108H31ZM35 109H34V108ZM112 107H114V108H112ZM147 107L149 108V109H147ZM162 107V109H160ZM237 108V109H233V108ZM241 107V108H240ZM244 107V108H243ZM245 107L247 108L246 110H248V111H246L245 110ZM8 108V109H7ZM12 108H15V109H12ZM20 109V111L18 110V109ZM50 108V109H49ZM111 108V109H110ZM119 108H121V109H119ZM127 110V112L125 111V109ZM128 108V109H127ZM174 108H175V110H174ZM239 108V109H238ZM7 109V110H6ZM43 109H44V111H43ZM52 109V111L53 112H55L54 110H59L61 113H59V111H57V112H55L54 114H53V112L52 111H49V110H51ZM71 109V110H70ZM118 109V110H117ZM137 110V111H134L133 112V110ZM170 109V110H169ZM178 109V111H177V113H175V111ZM233 109V110H232ZM241 109V110H240ZM255 110V112H254V110ZM263 109V110H262ZM14 111V112H11V111ZM18 110V111H17ZM62 110V111H61ZM129 110V111H128ZM160 112H159V111ZM172 110V112L174 111V115L175 116H171L173 113L171 112H169V111H171ZM236 110V111H235ZM259 110H260V112H259ZM36 111V112H35ZM74 111V112H73ZM101 111V112H100ZM107 111V112H106ZM122 112V113H119V112ZM125 111V112H124ZM140 111H142V113L140 112ZM154 111V112H153ZM234 111V113L235 114H238V117L235 119V117H236V115L235 114H233L232 112ZM250 111V112H249ZM253 111V112H252ZM8 112V113H7ZM34 112V113H33ZM38 112H40V114L38 113ZM47 112L48 113H50V114H47ZM67 112V113H66ZM116 112H118V113H116ZM145 112V113H144ZM147 112H150L149 114L147 113ZM165 112V113H164ZM169 112V113H168ZM179 112V113H178ZM238 112V113H237ZM239 112H240V114H239ZM247 112H248V114H247ZM256 112H259V113H256ZM19 113V114H18ZM47 115H46V114ZM61 114V115H57V114ZM129 115V117H127V115ZM130 113V114H129ZM132 113V114H131ZM136 114V116L135 115H133V114ZM156 113V114H155ZM157 113H159L158 115H159V117H157ZM252 113V114H251ZM8 114V115H7ZM11 114H12V116H11ZM32 114V116L33 115H36L38 118L36 119V116H34L33 117V120H32V118H31V115ZM39 114V115H38ZM43 114V115H42ZM146 114H148V115H146ZM153 114V115H152ZM155 114V115H154ZM180 114V115H179ZM235 115V116H233V115ZM245 114V115H244ZM250 114V115H249ZM6 115V116H5ZM26 115V116H25ZM46 115V116H45ZM51 116V118L52 117H54V119L56 120H51V118L49 117V121H47V116ZM132 117H131V116ZM139 115V116H138ZM241 115H242V117H241ZM246 115H248V118H247V116ZM16 116V117H15ZM40 116H41V118L44 116V118H42L41 120H43V121H45V118H46V121L45 122H43V121H41V120H39L40 119ZM56 116L57 117H60V118H56ZM71 116H73L72 118H70ZM122 116V117H121ZM138 116V117H137ZM161 116H163V117H161ZM166 116V117H165ZM20 117H21V119H20ZM23 117V118H22ZM27 117H29L30 119V121L28 120V118ZM63 117V118H62ZM134 117H137V119H135ZM147 117V118H146ZM155 118V119H152V118ZM125 118V119H124ZM150 120H149V119ZM161 118V119H160ZM170 118V119H169ZM177 118H179V119H177ZM247 120H245V119ZM253 118H254V120H253ZM10 119H12V120H10ZM13 119H14V121H13ZM17 119H20V120H17ZM22 119H24V121L25 122H23V120ZM35 119L38 121V123L40 124V122L42 123V125H40L39 126V124L35 121ZM58 119V120H57ZM66 119H68L67 121H66ZM70 119H72V120H70ZM114 119V120H113ZM133 119V121H131ZM239 119V120H238ZM3 120H5V121H3V123H2V121ZM7 120L8 121H13L14 123H12L11 122V124L8 122V124H7ZM60 120V121H59ZM75 122H77V123H75ZM116 120H118V121H116ZM120 120L124 123L125 121H127V122H125V124H130V123H132V122H135V121H138L139 122V126L140 127H136V128H138V129H140V130H146L148 127V129L145 131V133L146 134H148V136L146 137V138H148V139H146L145 137H144V139H142L141 140V146L140 145H137L136 146V149H134L135 147L133 146V147H129V146H126V144H125V142H124V140L121 138V132L120 131H122V127L120 126L121 125V122H120ZM143 120H148V121H144L143 122ZM151 120H153V121H151ZM166 120V121H165ZM237 122H236V121ZM31 121H33V122H31ZM63 121V122H62ZM69 121H72V123L71 122H69ZM141 121V122H140ZM250 121V122H249ZM5 122V123H4ZM52 122V123H51ZM58 122V123H57ZM65 122H66V124H65ZM128 122H130V123H128ZM149 122V123H148ZM157 122H159V123H161L162 124V127H165V133H164V129L162 128V130H161V128H160V130H159V128H158V130L156 129L158 126H160V124L159 123H157ZM168 122H169V125H168ZM246 122V123H245ZM26 123V124H25ZM36 125H35V124ZM45 123H47L46 125H45ZM50 123V124H49ZM118 124V127L117 126H115L114 124ZM149 124V126H148V124ZM150 123H151V126L153 127L154 125H152V124H155L157 127L155 128V126H154V129L152 128V127H150ZM237 123H241V124H237ZM252 123V124H251ZM1 124H3L2 126H1ZM23 124H24V126H23ZM52 124H53V126H52ZM56 124V125H55ZM58 124L60 125V126H58ZM81 124V122H79L77 125L79 126ZM116 124V125H117ZM147 124V125H146ZM248 124V125H247ZM5 125V126H4ZM14 125V126H13ZM26 125V126H25ZM35 125V126H34ZM114 125V126H113ZM164 125V126H163ZM166 125V126H165ZM255 125V126H254ZM12 127V128H9V127ZM16 126V127H15ZM20 126V129H18V127ZM22 126V127H21ZM45 126V127H44ZM81 126V125H80ZM121 128H120V127ZM147 126V127H146ZM248 126V127H247ZM5 127V128H4ZM24 127L27 129V139H29L28 140V143H27V139H26V134L25 135H23L24 134V132L26 133V129H24ZM44 129H43V128ZM60 127V128H59ZM64 127V128H63ZM117 129H116V128ZM161 127V126H160ZM185 127V128H184ZM261 127H263L264 128V124H263V126H261ZM14 128V129H13ZM28 128H30V130L28 129ZM38 128V129H37ZM40 128V129H39ZM153 129V131H157V132H155L156 134H154V132L152 131V129ZM254 128V129H253ZM7 131H6V130ZM13 130V132H12V130L9 132V130ZM21 129L23 130H25V131H21ZM121 129V130H120ZM149 129L151 130V132H149ZM185 129V130H184ZM238 129V130H237ZM3 130H5V131H3ZM15 130V131H14ZM29 130V131H28ZM40 131V133H39V131ZM48 130V131H47ZM53 130V131H52ZM56 130V131H55ZM62 130H64V131H62ZM168 132H167V131ZM235 130H237V131H235ZM19 131H21V132H19ZM46 131V132H45ZM160 131V132H159ZM6 132H8V133H6ZM15 132V133H14ZM50 132V133H49ZM52 132H54V133H52ZM60 132V133H59ZM149 132V133H148ZM163 132V133H162ZM9 133L10 134H12L13 136H11V140L9 141L8 139H10V138H8V137H10L9 136ZM14 133V134H13ZM16 133L18 134V135H16ZM52 133V134H51ZM214 133V134H213ZM55 134H57V135H55ZM60 134V135H59ZM74 134H76L75 136H74ZM233 134V135H232ZM236 134V135H235ZM5 135V137H3V136ZM21 135L23 136V137H21ZM29 135V136H28ZM36 135H38V136H36ZM69 135V136H68ZM80 135V136H79ZM154 136V137H152V136ZM237 135H238V137H237ZM3 138H2V137ZM6 136H7V138H6ZM19 136V137H18ZM30 136V137H31ZM65 136H67V137H65ZM233 136V137H232ZM15 137V138H14ZM16 137H17V139L19 138V140H17L16 139ZM25 137V138H24ZM53 137V138H52ZM74 137V138H73ZM81 137V138H80ZM116 137V138H117ZM210 137V138H209ZM13 138H14V140H13ZM76 138V139H77ZM158 138H159V140H158ZM167 138V142L170 144V145H168V143H166L165 141H164V139H166ZM186 140H185V139ZM195 138H197V139H199V141L197 140V139H195ZM202 138H204V139H202ZM2 139V140H1ZM6 139H7V141H6ZM23 139V140H22ZM78 139V140H79ZM161 139H163V142L161 141ZM169 139V140H168ZM206 139V140H205ZM24 140H25V142H24ZM33 140V139H32ZM153 140H155V142L153 141ZM158 142H157V141ZM173 140V142H171ZM203 140V141H202ZM205 140V141H204ZM207 140H208V142H207ZM230 140H232V143H231V141ZM9 141V142H8ZM21 141V142H20ZM170 141V142H169ZM188 141H190V142H188ZM240 141V142H239ZM24 142V143H23ZM34 142V141H33ZM151 144H150V143ZM159 142H162L161 143V145H163V144H166L165 145V147H164V145H163V147L162 146H160V143ZM203 142V143H202ZM205 142V143H204ZM237 142V143H236ZM3 143V144H2ZM5 143H7V144H11V143H14V145L12 144V146L10 145L9 147H5L6 146V144ZM20 143V144H19ZM139 143V144H140ZM143 143V144H142ZM150 145H149V144ZM156 143H159V145L157 146V144ZM172 143V144H171ZM195 143H196V145H199V144H201L200 146H196V147H194V146H191V144L192 145H195ZM243 144V146H241V145H239V144ZM80 144H85V142L84 141H82ZM205 144V145H204ZM239 146H238V145ZM22 145H24V146H22ZM144 145V146H143ZM205 147H204V146ZM228 145V146H227ZM230 145H232V146H230ZM27 146V147H26ZM138 146H140V147H138ZM145 148H143V147ZM147 146V147H146ZM152 146V147H151ZM11 147V148H10ZM140 148V149H138V148ZM143 148V150H141L142 148ZM198 147V148H197ZM204 147V148H203ZM217 147V148H216ZM223 147V148H222ZM249 148V150H248V148ZM14 148H16V147H14ZM200 148H202V149H200ZM232 148V149H231ZM247 149V150H242V151H239V150H241V149ZM10 149V150H9ZM133 149V150H132ZM194 149V152L192 151ZM196 149V150H195ZM200 149V150H199ZM228 149H231V150H233L231 153L228 151ZM238 149V150H237ZM6 150H7V153H6V155H5V153L4 152H6ZM9 150V151H8ZM129 150V151H128ZM155 150V151H154ZM85 151V152H84ZM129 152V153H126V152ZM197 151V152H196ZM238 151V152H237ZM249 151V152H248ZM250 151H252V152H250ZM254 151H256V154H254ZM261 151V152H260ZM21 152V153H22ZM102 152V153H101ZM203 152V153H202ZM215 152V153H214ZM228 152V153H227ZM242 152V153H241ZM244 152H246L247 154H249V155H247L246 153L244 154ZM2 153V154H1ZM4 153V154H3ZM83 153H86L87 155H89V156H87V155H85L84 154V156H83ZM175 155H174V154ZM184 153H186L185 155H181L180 156V154H184ZM197 153H198V156H197ZM209 153V154H208ZM213 153V154H212ZM217 153V154H216ZM223 153V154H222ZM230 153V154H229ZM233 153V154H232ZM24 154V153H23ZM110 154V155H109ZM115 154H116V156H115ZM173 154V155H172ZM177 154V155H176ZM194 154H195V159H198V160H195V161H200L199 163L198 162H195L194 161ZM215 154H216V156H215ZM227 154H229L228 156H227ZM239 154V155H238ZM257 154L259 155V156H257ZM3 155H5V157H3ZM104 155V156H103ZM106 155H108V157L106 156ZM158 155V156H157ZM210 156V158H209V156ZM222 155V156H221ZM224 155V156H223ZM231 155H234V158L233 157H231ZM237 155V156H236ZM243 156V155H246L247 157H244L243 156V158H244V160H243V158L242 157H240V159H239V156ZM153 156H155V157H153ZM176 156V157H175ZM181 158L182 157V159H180L181 160V162H179L180 160L178 159L179 157ZM217 156H219V157H217ZM251 156V158H249V157ZM83 157H87L86 159H84ZM107 157V158H106ZM113 157V158H112ZM214 157V158H213ZM221 157L223 158V159H221ZM229 157V158H228ZM238 157V158H237ZM157 158H159V159H157ZM208 158V159H207ZM232 158V159H231ZM236 158V162H235V159ZM253 158V159H252ZM257 158V160H255ZM103 161H102V160ZM185 160L184 162L182 161V160ZM225 159V160H224ZM228 159H231L232 161H234L235 163H233V162H231V160H228ZM238 159V160H237ZM242 159V160H241ZM246 159L248 160V162H246ZM86 160V161H85ZM106 160V161H105ZM129 160V161H128ZM208 160H210V161H212V163L210 162V161H208ZM215 160H217V161H215ZM227 160V161H226ZM241 160V161H240ZM259 160H261V161H259ZM83 161H85V162H83ZM90 161V162H89ZM95 161V162H94ZM110 161H112V163L113 164H111V163H109ZM128 162V163H126V162ZM186 161H187V163H186ZM208 161V162H207ZM221 163V165H220V163ZM230 161V162H229ZM249 161H250V163H249ZM255 161V162H254ZM100 162V163H99ZM122 162V164H123V166L120 164ZM178 162H179V164H178ZM207 163L206 165L205 164H202V163ZM223 162H224V165H223ZM243 162V163H242ZM257 162V163H256ZM261 162V163H260ZM81 163H82V165H81ZM83 163H85V165H87V166H85V168L83 167ZM88 163H90V166H89V164ZM103 163V164H102ZM185 163V164H184ZM196 163V164H195ZM215 164V167L216 166H218V168H219V170H221L220 172V174L221 175H224V176H226V177H234V176H246L247 175V178L245 177V178H243V180L245 181L246 179V185L248 184L249 186V189H250V191H251V196H252V199H254V200H252V202L251 203H253V204H251V203H248V202H245L243 205H242V207H240L239 209H237V210H239V211H241V213L240 212H238L237 213V211L236 210H234V212L232 211V210H229V209H227V208H224V207H220V206H217V205H214V207H213V204H211L210 203V200H209V198L206 196V193H205V191H206V187H208L209 185H210V183L212 184V186H213V182H210V181H212V179L214 178V173L216 172L215 171V167L213 166H211L210 167V165L209 164ZM231 163V164H230ZM241 163V164H240ZM246 163H248V164H246ZM259 163V164H258ZM76 164H77V167H76ZM92 164H93V166H92ZM96 164V165H95ZM109 164V165H108ZM126 166H125V165ZM127 164H129V165H127ZM175 164V165H174ZM179 166H178V165ZM183 164V165H182ZM202 164V165H201ZM236 164H238L239 166H238V168H237V165ZM242 164H244L243 166H242ZM73 166L74 168H72L71 169V167H69V166ZM101 165H102V167H101ZM108 165V167L109 166H111L110 167V169L111 170H109L108 169V167H106ZM114 165H117V166H113ZM138 165H139V167H138ZM229 165H230V167H229ZM232 165V166H231ZM235 165H236V168L239 170V172H238V170L237 171H235L236 169L234 168L235 167ZM255 165H257V166H255ZM258 165H259V167H258ZM66 166H68L69 168H67ZM120 166V167H119ZM209 166V167H208ZM221 166V167H220ZM222 166H224V167H222ZM240 166H242V167H240ZM253 166V167H252ZM255 166V167H254ZM87 167V168H86ZM97 167V168H96ZM98 167H100L99 169H98ZM116 167V168H115ZM225 167H227L226 169H225ZM231 167H233V168H231ZM260 168V169H262L261 171L259 170V169H255V168ZM63 168V169H62ZM102 168V169H101ZM104 168H105V170H104ZM115 168V169H114ZM218 168L216 169L217 170V172L216 173H218ZM222 168V169H221ZM240 168V169H239ZM69 169V170H68ZM97 169H98V171H97ZM214 169V170H213ZM229 169V170H228ZM72 170H73V172H72ZM83 170H84V172H83ZM85 170H86V172H85ZM107 170H109V172H107ZM115 172H114V171ZM223 170V171H222ZM257 170V172H255ZM56 171H58V172H56ZM71 171V172H70ZM76 171V172H75ZM78 171V172H77ZM90 171V172H89ZM105 171V172H104ZM215 171V172H214ZM227 171H229L228 173H227ZM242 171V172H241ZM250 171V172H249ZM252 171V172H251ZM57 173V175H56V173ZM70 172V173H69ZM83 174H82V173ZM89 172V176L86 174V173H88ZM199 174H198V173ZM201 172V173H200ZM55 173V174H54ZM63 173V174H62ZM72 173V174H71ZM78 173V174H77ZM98 175H104V176H106V178L105 177H102V178H100V176H98ZM102 173V174H101ZM106 175H105V174ZM111 174V173H113L112 175H110V179H108L107 181H106V179L107 178H109V177H107L109 174ZM242 173V174H241ZM259 173H260V175H259ZM261 173H262V175H261ZM53 174V175H52ZM59 174H60V177H59ZM75 174V175H74ZM87 175V177H82V175ZM108 174V175H107ZM196 174H198V177L200 178H198L197 177V175ZM51 175V176H50ZM63 175H65V176H63ZM85 175V176H86ZM98 177H97V176ZM216 175V174H215ZM52 176H54V177H52ZM57 176H58V178H57ZM74 177V179H73V177ZM80 176V177H79ZM213 176V178H210V177H212ZM239 176V177H240ZM35 177V178H34ZM49 177V178H48ZM51 177V178H50ZM56 177V178H55ZM63 179H62V178ZM90 177V178H89ZM183 177V178H182ZM196 177H197V179H199V180H197L196 181ZM91 179V180H89V179ZM97 178H99V179H97ZM177 178H179V179H177ZM262 178V179H261ZM26 179H27V183L25 182L26 181ZM28 179H29V181H28ZM58 179V180H57ZM63 180L62 181V185H61V181L60 180ZM69 179V180H68ZM85 179V181H83L82 182V180H84ZM86 179H88V181H90V182H88ZM104 179V180H103ZM191 179V180H190ZM51 182H50V181ZM53 180V181H52ZM77 180V181H76ZM179 180V181H178ZM201 180V181H200ZM207 181V180H209V181H207V182H205V181ZM21 181V182H20ZM50 182V183H47V182ZM56 183H55V182ZM67 183H66V182ZM71 181H73V182H71ZM78 181H81V183L79 184V186L80 187H78V184L77 183H79ZM86 181H87V183H86ZM103 181H105V183H103ZM108 181H109V183H108ZM127 181V182H126ZM130 181V182H129ZM201 183H200V182ZM260 181H262L261 183H260ZM36 182H38V183H36ZM43 182H44V184H43ZM52 182H54L55 183V186L57 187V186H59V185H61V188H58L59 190L61 189V191H60V193L59 192H57V188L56 187H53L54 186V184L52 183ZM60 182V184H57V183H59ZM86 184H85V183ZM129 182V183H128ZM179 182V183H178ZM194 182L196 183V185L194 184ZM249 182V183H248ZM31 185H30V184ZM34 183H35V185H34ZM45 183H47V184H45ZM64 183V184H63ZM65 183L66 184H68V186H66V188L64 187L65 186ZM77 185H76V184ZM82 183H84L83 185H82ZM93 183V184H92ZM256 183H257V185H256ZM37 184V185H36ZM48 184H51V186L53 187V188H51V186H49ZM57 184V185H56ZM89 184V185H88ZM92 184V185H91ZM198 184V185H197ZM227 184V183H226ZM225 184V185H226ZM43 185V186H42ZM49 186L50 187V189H51V191H50V189H49V187H47L48 189H46V186ZM73 185V186H72ZM76 185V186H75ZM230 185V186H229ZM229 185H226L227 186V190H231L229 187H233L230 183H229ZM19 186L21 187V188H19ZM32 186V187H31ZM34 186H36V187H34ZM38 186V187H37ZM45 186V187H44ZM73 187L74 188V186H75V190L73 189V191L71 192V189L69 188V187ZM84 186H86L85 188H84ZM89 186V190L91 191V192H89V190H88V187ZM90 186H91V188H93V189H90ZM196 186H197V188L200 190H196ZM225 186V187H226ZM251 186V187H250ZM260 187V188H257V187ZM26 187V188H25ZM60 187V186H59ZM65 189V191H64V189ZM68 187V188H67ZM71 187V188H72ZM76 187H78L77 189L79 190H77L76 189ZM204 189H203V188ZM213 187H215V186H213ZM22 188L24 189L23 190V192H22ZM31 188H32V190H31ZM35 190H34V189ZM38 188V189H37ZM39 188L41 189L40 190V192L38 191L39 190ZM202 188V189H201ZM26 189H28V190H26ZM56 190L55 192H57L56 193V195H55V193H52V192H54L53 190ZM258 189V190H257ZM29 190H31V191H29ZM47 190H49V191H47ZM58 190V191H59ZM101 190H103V191H101ZM195 190V191H194ZM233 190V189H232ZM231 190V191H232ZM19 191H21V192H19ZM25 191V192H24ZM27 191H29V192H27ZM37 192V194L35 193V192ZM67 191H69V192H67ZM88 192V194L90 193V195H92L91 196V198H93V199H91L90 200V197L88 196V194H86L87 192ZM198 191V192H197ZM48 192V193H47ZM50 192L53 194V196L55 195V196H57V197H55L56 199H57V201H56V199H54V197H52V196H50ZM74 192H79L78 194L77 193H74ZM258 192V193H257ZM18 193V194H17ZM21 193H23L22 195L23 196H25V197H23L22 196V198H24L23 200H22V198H21ZM63 193V194H62ZM255 193H256V195H255ZM261 193V194H260ZM35 196H34V195ZM68 194V195H67ZM84 194H86V195H84ZM257 194L259 195V197L257 196ZM67 195V196H66ZM73 196V198H72V196ZM77 195H78V197H79V195H81V196H83V197H77ZM110 196L109 198H108V196ZM122 195V196H121ZM18 198H17V197ZM28 196V198H26ZM31 197V199H29L30 197ZM46 196H48L47 198H46ZM69 196V197H68ZM74 196H76V197H74ZM84 196H86V198H87V196L89 197L88 198V200H90V203H88L89 201L87 200V199H84ZM117 196V197H116ZM123 196H124V199L125 198H127V199H129V201H127V199H123L124 200V204L126 205V207H127V209H123V208H126L125 207V205L123 204V203H120L121 201L120 200H122L121 199V197L123 198ZM261 196V197H260ZM16 197V198H15ZM36 197V198H35ZM50 197H52L51 199H50ZM67 197V198H66ZM71 197V198H70ZM115 197V198H114ZM197 197H198V199H197ZM199 197L201 198V205H200V202H198L199 201ZM258 197V198H257ZM15 198V199H14ZM19 198H21V200L19 199ZM49 198V199H48ZM60 198H62V199H60ZM77 198L78 199H80V200H78V202H77ZM119 198V199H118ZM257 198V199H256ZM14 199V200H13ZM17 199V200H16ZM18 199H19V201H18ZM26 199V200H25ZM32 199H33V203L35 204V206L34 207H32V205H31V203H32ZM35 199V200H34ZM44 199V200H43ZM59 199H60V202L61 203H63V204H61V205H63L62 206V208L60 207L61 205H60V203H59ZM71 199V200H70ZM73 199V200H72ZM259 199H262V200H259ZM30 201V203H29V201H28V203H26L25 201ZM40 200H42V201H40ZM64 200V201H63ZM68 200V201H67ZM3 201V200H2ZM10 201H14V203L13 202H10ZM19 202V204H18V202ZM22 201V202H21ZM24 201V202H23ZM74 202L75 203V206H77L78 205V208H80V210H82L81 212H80V214L81 215H79V213H78V211H80L78 208H76L75 206H74V203H72V202ZM76 201V202H75ZM79 201H80V203L81 202H83V203H79ZM94 201V202H93ZM114 201H116V202H118V201H120L119 202V208H118V204H116V202H115V204H114ZM262 202V203H259V202ZM17 202V203H16ZM38 202V203H37ZM41 202V203H40ZM51 202V205H50V207H49V204L47 205V203H50ZM59 203V205H57L58 203ZM183 202V203H182ZM188 205V209L190 210V209H192V210H194V211H192V213L193 212H195V213H191V212H189V213H191L190 215L191 216H189L188 214L189 213H185V215H183V214H181L182 213V210H184L185 208H186V204ZM256 204H255V203ZM37 203V204H36ZM41 204V207H40V204ZM64 203H65V205H64ZM70 203H72V205L70 204ZM77 203H79V204H77ZM92 203V204H91ZM93 203L95 204V206L97 207H93ZM128 203V204H127ZM203 203V204H202ZM247 203V204H246ZM259 203V204H258ZM17 204V205H16ZM25 204H27L26 205V207H25ZM29 204V205H28ZM45 204V206H43ZM82 204H84V205H82ZM124 205V206H121V205ZM177 204H178V206H177ZM262 204V205H261ZM22 205V206H21ZM56 205H57V207H56ZM69 205H71V206H74V207H69L68 208V206ZM92 205V206H91ZM173 205H176V208H175V206H173ZM180 205L182 206L183 205V207L184 208H181L180 209ZM204 205H205V207H204ZM206 205H207V207H206ZM209 205V206H208ZM248 205V206H247ZM251 205H253V207H251ZM257 205H258V208H257ZM19 206H21L20 208H19ZM28 206V207H27ZM61 208H59V207ZM83 206V208H81ZM121 206V207H120ZM173 206V207H172ZM203 206V207H202ZM215 206H216V209H214L213 210V208H215ZM254 206L256 207V209H254ZM13 207V208H12ZM17 208V209H15V208ZM26 209H25V208ZM30 207H32V208H30ZM36 207V208H35ZM43 207H45V208H43ZM49 207L50 208V210H49V208L47 209V208ZM86 209H85V208ZM101 207V208H100ZM140 207V208H139ZM170 207H172V209L173 208H175V210H173V211H170L171 210V208ZM179 207V208H178ZM208 207L210 208V207H212V208H210L209 210H208ZM250 207V208H249ZM27 208H28V212H29V217L27 216V213H26V210H27ZM38 208V209H37ZM39 208L41 209V210H39ZM57 208H59V210L57 209ZM70 208H72V209H70ZM103 208V209H102ZM123 209V211H125V210H127V212L131 209V210H133V211H131V213L130 212H128V214H126L127 212L125 211V212H121V210L120 209ZM168 208V210H169V212L166 210ZM204 208H206V209H204ZM217 208H221L220 210L219 209H217ZM251 208H253V210L251 209ZM23 209V210H22ZM31 209V210H30ZM42 209H44L45 210V213H44V210H42ZM49 210V211H47V210ZM57 209V210H56ZM63 209V211H61ZM83 209H85L86 211H84ZM87 209H88V211H87ZM94 209V210H93ZM114 209H115V211H114ZM118 209L120 210V211H118ZM137 209H139V210H137ZM223 209V210H222ZM224 209H226V210H224ZM245 209V210H244ZM20 210H22V211H19ZM72 210V211H71ZM74 210V211H73ZM76 210V211H75ZM78 210V211H77ZM90 210V211H89ZM93 210V211H92ZM107 210H108V212H107ZM112 210V211H111ZM135 210H137V211H140V210H143L144 211V213L146 212V213H148V214H144L143 212H141V215L142 216H144V217H142L141 215H140V213H139V215H140V217H142L143 219H141V218H139V217H137V218H135L134 219V217L136 216V213H134V212H136ZM187 210V209H186ZM189 210H187V211H189ZM203 210V211H202ZM215 210H216V212H215ZM224 211V212H222V211ZM255 210V211H254ZM257 210H259V211H257ZM10 211V212H11ZM32 211H34V213L32 212ZM37 211V212H36ZM38 211H40V213L43 215V213H44V218H43V216L41 217V214L40 213H38ZM53 211V212H52ZM57 211V212H56ZM94 211H96V212H94ZM107 213H106V212ZM117 211L118 212H121L122 214L124 213V215L122 216V214L120 213V215L123 217V219H121L122 217H120V215L117 213ZM162 211V212H161ZM175 211H177V213H178V211L180 212L181 211V213H178L179 215L177 216V213H175ZM191 211V210H190ZM210 211V212H209ZM212 211H214L213 213H212ZM221 211V212H220ZM11 212V213H12ZM23 212V213H22ZM31 212V213H30ZM50 212H52V213H50ZM90 212V213H89ZM111 212V213H110ZM114 212H116L115 214H116V217L112 214V213H114ZM166 212H168L170 215H173L174 213L176 214L175 216H176V219H175V216L174 217H172V216H163L164 214L163 213H166ZM185 211H183V213H184ZM201 212V214L200 215H198L199 213ZM205 212V213H204ZM207 212V213H206ZM227 212V213H226ZM247 212V213H246ZM259 214H257V213ZM26 213V214H25ZM34 215H36V216H34ZM56 213V214H55ZM66 213V214H65ZM76 213V214H75ZM77 213H78V215H77ZM87 213H89V214H87ZM110 215H109V214ZM149 213H152L150 216H149ZM161 213L163 214L162 216H161ZM211 215V217H210V215ZM212 213V214H211ZM230 213V214H229ZM239 214V216L237 215V214ZM245 213V214H244ZM260 213H263L262 215L260 214ZM16 214V215H15ZM25 214V215H24ZM39 216H38V215ZM47 214V215H46ZM58 214H60L59 216H58ZM126 214V215H125ZM133 214H134V216H133ZM137 214H138V212H137ZM187 214V215H186ZM197 214V215H196ZM206 214V215H205ZM213 214H214V216H213ZM226 214H227V216H228V214L229 215H232V217L231 216H228V219H226ZM235 214V215H234ZM243 214H244V216H243ZM248 214H249V216H248ZM10 215V214H9ZM12 215V214H11ZM13 215H12V217H13ZM21 215V216H20ZM50 215V216H49ZM54 215V216H53ZM62 215V216H61ZM75 215V216H74ZM84 215H86L85 217H84ZM89 217H88V216ZM101 215L103 216V218L101 217ZM138 215V216H139ZM146 215V216H145ZM155 215V216H154ZM183 215V216H182ZM196 215V216H195ZM201 215H203L202 217H203V220H200V218H201ZM207 215H208V218H210V219H207ZM216 215V216H215ZM225 217H224V216ZM245 215H247V216H245ZM25 216V217H24ZM26 216H27V218H26ZM46 216V217H45ZM57 217V219H56V217ZM76 216H77V218H76ZM95 216V220H94V217ZM96 216H97V218H96ZM105 216H109L108 218L109 219H111V220H108V218L107 217H105ZM115 218H114V217ZM147 216H149L151 219H150V221L148 220V217ZM154 216V217H153ZM193 216V218H191ZM197 216H199V217H197ZM219 216V217H218ZM18 217H19V219H18ZM35 217H38L37 219L35 218ZM41 217V218H40ZM50 217V218H49ZM53 217H55L54 219H53ZM58 217H64L65 219H61V218H58ZM82 217V218H81ZM88 217V218H87ZM105 217V218H104ZM120 217V218H119ZM129 217V218H128ZM131 217H133V219L136 221V222H133V220L131 219ZM169 217H171V218H169ZM179 217V218H178ZM186 218V220L188 219L189 221H186V222H189V223H187L188 224V226H189V224H190V226L189 227H187L186 225L187 224H185L184 222H183V220H185V218ZM205 217V218H204ZM262 217V218H261ZM21 218V219H20ZM43 218V219H42ZM52 218V219H51ZM68 220H67V219ZM81 220H80V219ZM107 218V219H106ZM112 218H114L113 219V221H112ZM126 218H128V219H130V220H132L131 222H133V228L131 227V225H129V224H131L129 221L130 220H128V219H126ZM165 218V219H164ZM181 218H183V220L181 219ZM199 218V219H198ZM213 218V223H209V220H211ZM229 218H232V220L234 221V223H231V221L229 220ZM235 218V219H234ZM244 218V219H243ZM246 218V219H245ZM24 219V220H23ZM27 219V220H26ZM47 219V220H46ZM72 219H74L73 221H72ZM78 219V220H77ZM86 219V220H85ZM90 219V220H89ZM117 219V220H116ZM139 219V220H138ZM141 219V220H140ZM202 219V218H201ZM242 219V220H241ZM19 221V223L21 224V226H20V224L18 223V221ZM32 220V221H31ZM45 220V222H41V221H44ZM60 220V221H59ZM67 220V221H66ZM71 220V221H70ZM76 220V221H75ZM94 220V221H93ZM97 220H99L98 222H97ZM228 220L230 221L229 222V224L227 223L228 222ZM248 220V219H247ZM21 221V222H20ZM24 221H25V224L28 222V224H24ZM27 221V222H26ZM40 221V222H39ZM48 221V222H47ZM50 221V222H49ZM58 221V222H57ZM79 221H81V222H79ZM86 221H88L89 222V227H88V222L86 223ZM115 221V222H114ZM123 221H126V223H127V221H128V223L126 224L125 222H123ZM141 221V222H140ZM142 221H144V223L142 222ZM200 221H201V223L203 224L204 222L203 221H205V223L206 224H208V225H205V223H204V225L206 226H202L201 225V223H200ZM207 221V222H206ZM223 221H224V223H223ZM232 221V222H233ZM241 221V222H240ZM263 221V222H262ZM31 222V223H30ZM55 222V223H54ZM60 222V223H59ZM63 223V225H62V223ZM65 222V223H64ZM85 222V223H84ZM96 222H97V224H96ZM152 222V223H151ZM216 223V227H215V223ZM220 222V223H219ZM17 223H18V225H17ZM38 223V224H37ZM41 223V224H40ZM47 223V224H46ZM48 223H51V224H48ZM53 223V224H52ZM58 225H57V224ZM68 224V226H66L67 224ZM92 223V225L90 226V224ZM95 223V224H94ZM138 224V225H135L136 227H134V224ZM147 223H149V224H151L152 226H149V224H147ZM222 223V224H221ZM226 223V224H225ZM239 223V224H238ZM32 224V225H31ZM39 224L41 225V226H39ZM62 226H61V225ZM81 224V225H80ZM93 224H94V226H95V228H92V226H93ZM147 227V229H146V227L144 226V225ZM232 224V225H231ZM240 224L241 225H243V226H240ZM18 227H17V226ZM44 225H45V227H44ZM47 225V226H46ZM51 225H53V227L51 226ZM55 225V226H54ZM75 225V227H72V226H74ZM126 225V226H125ZM141 225H143V226H141ZM200 225H201V227H200ZM210 225V226H209ZM226 225V226H225ZM229 225H231V226H233V227H231V226H229ZM234 225H237V226H234ZM3 226H4V228H3ZM15 226V227H14ZM23 226H24V228H23ZM27 226V227H26ZM32 226V227H31ZM50 227V228H61V229H64V231L67 233L66 234V236H64V234H52V235H50L49 236V234H45L44 233V230L46 229V227ZM58 226V227H57ZM59 226H61V227H59ZM86 226V227H85ZM93 226V227H94ZM124 226H125V228H126V230H125V228H124ZM138 226H140V227H138ZM186 226V227H185ZM192 226H193V228H192ZM197 226V227H196ZM208 226H209V228H212L213 226H214V228H216L215 230H214V228L212 229V231H209V230H211V229H208ZM219 228H218V227ZM228 226H229V230H230V232L228 231ZM11 227H13V228H11ZM24 229H22V228ZM25 227L27 228V229H25ZM38 227V228H37ZM48 227V228H49ZM62 227H64V228H62ZM66 227V228H65ZM77 227H78V229H77ZM131 227V228H130ZM144 227V228H143ZM150 227H152V228H150ZM195 227V228H194ZM237 227H238V229H239V231H241V232H238L237 231ZM9 228H11V229H9ZM74 228V229H73ZM91 228L95 231V232H93V231H90L91 230ZM128 228V229H127ZM142 228V229H141ZM190 228V229H189ZM207 228V229H206ZM241 228V229H240ZM16 231H15V230ZM19 229V230H18ZM22 229V230H21ZM31 229V230H30ZM38 229V230H37ZM44 229V230H43ZM90 229V230H89ZM125 230V233L126 234H124V230ZM131 229V230H130ZM145 229V230H144ZM150 231H149V230ZM232 229V230H231ZM234 229H236V231L234 230ZM243 229V230H242ZM262 229V230H261ZM19 232H18V231ZM29 231V232H31V233H28L27 231ZM42 230H43V232H42ZM71 230H73V233L75 232V231H79L80 233H81V240L82 241H84L85 242V244H89V245H92V246H94V253H96V251H99L98 249H100V251L99 252H97L96 254H91V255H88L89 256V259H86L88 256H86L88 253H87V251L86 250H84L83 248H81V244L82 243H84V242H82V241H80L79 239H73V237H72V231ZM83 230H87V232H85V231H83ZM100 230H102V231H100ZM122 230H123V232H122ZM128 230V232H126ZM146 230H148V232H150L151 234H149V233H145V232H147ZM153 230V231H152ZM234 230V231H233ZM13 233H12V232ZM23 231V232H22ZM26 231V232H25ZM35 231V232H34ZM37 231V232H36ZM40 231V232H39ZM68 231H70L69 233H70V235H69V233H68ZM100 231V232H99ZM143 231V232H142ZM216 231H217V235L215 234L216 233ZM220 231H221V233H220ZM21 232V233H20ZM43 234H42V233ZM64 232V233H65ZM97 232V233H96ZM120 232H121V234H120ZM142 232V233H141ZM220 233V235L221 236H223V237H219V233ZM235 232V234L237 235H235V234H233ZM7 233V234H6ZM143 233L144 234H146V235H143ZM229 233V234H228ZM11 234H12V236H11ZM14 234V235H13ZM20 234V235H19ZM23 236H22V235ZM29 234V235H28ZM42 234V235H41ZM83 234H84V236H83ZM89 234V235H88ZM92 234V235H91ZM95 234V235H94ZM104 234H105V236H104ZM116 234H119V235H121L120 237H119V235H118V237L119 238H122V240H119V238H117V236H116ZM122 234H124V235H128V234H130V235H132V236H130L129 235V238H128V240H130V238L131 239H136V240H134V242H133V240H131L129 243H128V240L126 239L125 240V237L123 238V236H122ZM140 236H139V235ZM142 234V235H141ZM148 234L149 235H151L150 236V238H149V240H148ZM164 234H166V235H164ZM204 234V235H203ZM224 234V235H223ZM233 234V235H232ZM7 237L8 239H7V241H5L6 240V238L4 237ZM9 235V236H8ZM25 235V236H24ZM32 235V236H31ZM110 235H112V238L113 239H110ZM115 235V236H114ZM164 235V236H163ZM225 235H226V238H225ZM228 235L230 236H232V241H229V240H231V236L230 237H228ZM241 236V238H239L240 236ZM30 236V237H29ZM42 236V237H41ZM44 236H46L47 238L48 237H50L49 239H46V237H44ZM52 236H57L56 238L58 239V237H59V242H58V240L55 238H53ZM62 236H64L62 239H60V237H62ZM69 236V237H68ZM107 236H109V237H107ZM134 236V237H133ZM143 236H145L144 238H145V241H144V238H142ZM163 238H162V237ZM204 236H206V237H204ZM233 236H235V237H233ZM239 236V237H238ZM18 237H19V239H18ZM28 237H29V239H28ZM33 237V238H32ZM66 237V238H65ZM116 237V238H115ZM133 237V238H132ZM146 237H147V240H146ZM161 237V238H160ZM166 237H169L168 238V240H169V242L166 244V242L168 241L167 240V238L165 239ZM173 237V238H172ZM202 237H203V240H202ZM216 237H218V238H216ZM237 237V238H236ZM247 237V236H246ZM4 238H5V240H4ZM17 238V239H16ZM71 238L73 241H71V244H70V241H69V239ZM87 238V239H86ZM89 238H90V240H89ZM158 238H159V240L161 241L160 243H162L163 242V240L165 239V243H164V245L163 244H159V240H158ZM229 239V240H227L228 242H231L232 244H233V242L235 243V242H237V240H239V239H241L243 242L245 241V243L247 242V241H249V243L247 242L246 244L245 243H243V244H245L244 246H245V248L246 249H248L247 251H249V255H245L244 256V250H241L244 254L242 255V253H240L239 251H240V249H239V251H237L238 249L236 248V246H234V244L232 245L231 243H228L225 239ZM245 238V240H243ZM12 239V240H11ZM23 239V240H22ZM25 239V240H24ZM37 239V240H36ZM46 240V242H43L42 243V241H44V240ZM86 241H85V240ZM115 239V240H114ZM162 239V240H161ZM206 239V240H205ZM234 239H236L235 241H233ZM31 240H33L32 242H33V244H32V242H31ZM53 240V241H52ZM66 242L67 241V243H65L64 241ZM80 241V245H79V242L78 241ZM97 240V241H96ZM103 240V241H102ZM110 240V241H109ZM119 242H118V241ZM125 240V241H124ZM143 240V241H142ZM183 240V241H182ZM205 240V242H203ZM225 240V241H224ZM247 240V241H246ZM18 242V241H20L19 242V245L17 244H15L16 242ZM22 241H24L23 242V244H22ZM26 241H29V243L27 242L26 243ZM41 243H40V242ZM49 242V244H52V245H49L48 244V242ZM63 241V242H62ZM77 241V242H76ZM96 241V242H95ZM99 241V242H98ZM120 241H122V242H120ZM123 241H124V243H123ZM207 241H209V242H207ZM8 242V243H7ZM53 242H54V244H56V245H54L53 246ZM69 242V243H68ZM73 242V243H72ZM82 242V243H81ZM92 242H94V243H92ZM138 242H139V244H138ZM158 242V243H157ZM178 242V243H177ZM183 242H185V244H181V243ZM187 242H188V244H187ZM214 242H216L215 244H213ZM11 243H12V245L13 246H15V248L11 245ZM21 243V244H20ZM24 243H26V244H30L31 246H28V245H24ZM48 244L47 246H46V244ZM63 243V244H62ZM75 243H77V245L75 244ZM99 243V244H98ZM104 243V244H103ZM126 243H128V245L126 244ZM225 243L227 244V245H229V244H231V245H229V246H225L224 248L226 249H229V247H230V249L229 250H225V249H222V247H223V245H225ZM252 245H251V244ZM6 244L8 245L7 247H6ZM60 244V245H59ZM103 244V245H102ZM118 244V245H117ZM166 244V245H165ZM190 244V245H189ZM12 246L11 247V249H10V246ZM23 246V248H20V247H22ZM64 245L65 247H62V246ZM128 247H127V246ZM182 245V246H181ZM186 245H188V246H186ZM247 245H248V247H247ZM251 245V246H250ZM39 246V247H38ZM41 246V247H40ZM48 246H50V247H48ZM52 246L54 247V250H53V248H52ZM56 246V247H55ZM58 246V247H57ZM60 246V247H59ZM73 246H75V247H73ZM99 246H101L100 248H99ZM115 246V247H114ZM122 246V247H121ZM126 246V247H125ZM178 246V247H179ZM189 246H190V248H189ZM250 246V247H249ZM253 246V247H252ZM46 247H47V249H46ZM62 247V249H61V253L63 252V254H64V252L66 253V255L64 254V255H61L59 252H57L58 254H57V256L55 255L56 253H55V248H59L58 250H60V248ZM72 247V248H71ZM77 247V248H76ZM79 247V248H78ZM98 247V248H97ZM103 247H105L104 249H105V251L102 249ZM113 247V248H112ZM236 248V249H234V248ZM17 248H20L18 251H17ZM24 248H25V250H24ZM30 248V249H29ZM37 250H36V249ZM73 248H74V250H73ZM75 248H76V250L78 249L79 251L80 250H82V251H80L79 253H81L83 256H81V254H79L78 253V250L76 251L75 250ZM108 250H107V249ZM110 248V249H109ZM125 248V249H124ZM221 248V249H220ZM251 248V249H250ZM23 249V250H22ZM33 249H35V250H33ZM39 249H42V250H39ZM51 249H52V251H51ZM157 251H156V250ZM232 249H234V250H232ZM28 250V251H27ZM45 250V251H44ZM48 250V251H47ZM50 250V251H49ZM57 250V251H58ZM110 250V251H109ZM112 250H121V252L122 253H120V251H119V253L120 254H124L127 258H122V257H124V255L122 256V255H120V256H117V254H116V252H115V254H110V253H113L114 251H112ZM126 250V251H125ZM152 250V251H151ZM164 250H166V251H164ZM223 250V253H220L221 251ZM230 250H232V252L234 253V254H236V255H238L237 254V252H239V255H238V257H233V256H236V255H233L232 254V252H229ZM7 251V252H6ZM10 251V252H9ZM24 251V252H23ZM32 251V252H31ZM37 253H35V252ZM42 251V252H41ZM74 253H72V252ZM76 251V252H75ZM106 251H108L107 253H106ZM159 251V252H158ZM220 251V252H219ZM237 251V252H236ZM9 252V253H8ZM39 252V253H38ZM45 252H46V254H45ZM51 252H53V253H50ZM69 252H71V253H69ZM84 252V253H83ZM101 252V253H100ZM110 252V253H109ZM146 252L148 253L149 252V255L148 254H146ZM162 252V253H161ZM220 253V255H217V254H219ZM250 252H251V254H250ZM8 253V254H7ZM12 254V255H9V254ZM13 253H14V255L15 256H13ZM21 254V256H19V255H17V254ZM25 253V254H24ZM31 253V254H30ZM43 253V256L41 255V254ZM69 253V255H67ZM77 253V254H76ZM103 253V262H102V258H101V254ZM141 253H142V255H141ZM144 253V254H143ZM164 253V254H163ZM25 255V257H24V255ZM26 254H27V256H26ZM36 254V255H35ZM108 254V255H107ZM110 254V255H109ZM163 254V255H162ZM214 254V256L215 255H217V256H221L222 257V255H223V257H222V261L219 259V257H211L212 255ZM232 254V255H231ZM4 255V256H3ZM17 255V256H16ZM39 255V256H38ZM47 255V256H46ZM48 255H50L51 257H50V259H48ZM53 255H55V256H53ZM75 255V256H74ZM98 255V256H97ZM115 255V256H114ZM130 255V256H129ZM207 256V259L209 260V262H211V263H206V262H204L203 261V256ZM211 255V256H210ZM225 255V256H224ZM243 256L242 257V260H241V256ZM6 256L8 257L7 258V260H9V259H11L12 257V259L11 260H9V261H7L6 260ZM23 256V257H22ZM32 256V257H31ZM35 256V257H34ZM38 256V257H37ZM43 257V258H45V260L44 259H42V258H40V257ZM44 256H46V257H44ZM96 256V257H95ZM107 256H110V257H107ZM134 256V258H136L135 259V261H134V259L132 258ZM143 258H142V257ZM147 256V257H146ZM232 256V257H231ZM249 256V257H248ZM5 257V258H4ZM21 257V258H20ZM27 257H28V259H27ZM56 257H58L59 258V260L61 261H59ZM62 257V258H61ZM82 259V257H83V260H81L80 258ZM86 257V258H85ZM93 257V258H92ZM98 260H96L95 258ZM105 257V258H104ZM111 257H113V259L111 258ZM114 257H115V259H114ZM119 257V258H118ZM138 257H140V258H138ZM227 257V259H225V258ZM230 259H229V258ZM247 257V259H245ZM14 258H16V261H14L15 259ZM18 258H20V261H19V259ZM37 258H39L40 260H37ZM51 258H53V260H51ZM61 258V259H60ZM78 258V259H77ZM145 258H148L149 260H147V259H145ZM235 258V259H234ZM245 260H244V259ZM2 259V260H1ZM22 259H24L23 261H22ZM31 259V260H30ZM33 259V260H32ZM37 261V262H32V261H35V260ZM44 260L43 262H42V260ZM108 260L109 259V261H106V260ZM118 259H120V260H118ZM133 259V260H132ZM212 259H214V260H212ZM217 259H219V260H217ZM231 259H233V260H231ZM237 259V260H236ZM240 259V260H239ZM30 261L29 263L27 262L26 263V261ZM48 260H50V261H48ZM84 260H86V262H83ZM88 260V261H87ZM113 260V261H112ZM130 260V261H129ZM141 260V261H140ZM231 260V261H230ZM243 260L245 261V262H243ZM13 261H14V263H13ZM19 261V262H18ZM41 261V262H40ZM48 261V262H47ZM55 261V262H54ZM101 261V262H100ZM112 261V262H111ZM116 263H115V262ZM123 261V262H122ZM147 261L149 262V263H147ZM197 261V262H196ZM217 261V262H216ZM220 261H221V263H220ZM229 261V262H228ZM233 261V262H232ZM239 261V262H238ZM240 261H242V262H240ZM248 261V262H247ZM8 262V263H7ZM15 262H17V263H15ZM95 262V263H94ZM97 262H99V263H97ZM226 262V263H225ZM228 262V263H227ZM232 262V263H231ZM247 262V263H246ZM250 262V263H249ZM104 263V264H105Z\"/></svg>",
  "mask_w": 264,
  "mask_h": 264
},
{
  "label": "bare ground",
  "instance_id": "bare-ground-1",
  "mask_svg": "<svg viewBox=\"0 0 264 264\" xmlns=\"http://www.w3.org/2000/svg\"><path fill=\"white\" fill-rule=\"evenodd\" d=\"M16 1V0H15ZM21 1L22 0H20V3H21ZM30 1V0H29ZM28 1V2H29ZM37 1V0H36ZM35 1V2H36ZM77 1V0H76ZM80 1V0H79ZM79 1H77V2H79ZM84 2L82 3V4H84V3H86L87 2V0H83ZM86 1V2H85ZM89 1V0H88ZM129 1H131V0H129ZM132 1H134V0H132ZM176 1V0H175ZM241 1V0H240ZM19 2V1H18ZM17 2V3H18ZM33 2V1H32ZM38 2V1H37ZM39 2H41V1H39ZM42 2H45V0H42ZM60 2V1H59ZM58 2V3H59ZM90 2H91V0H90ZM243 2V1H242ZM246 2V4L250 7L251 6V4H252V2H251V0H244V3ZM31 3V2H30ZM134 3H136V1L134 2ZM139 2H137V4H138ZM243 3V4H244ZM260 3V2H259ZM38 4V3H37ZM40 4V3H39ZM61 4H63V3H61ZM76 4H79V6H80V4L81 3H76ZM90 4V3H89ZM129 5L128 6H130V5H132V3L130 4V3H128ZM136 4V5H137ZM142 4V3H141ZM175 4H178L179 5V3H175ZM242 4V5H243ZM23 5H24V3H23ZM32 5H33V3H32ZM35 5V4H34ZM42 5V4H41ZM45 5V4H44ZM43 5V6H44ZM47 5V4H46ZM45 5V6H46ZM85 5V4H84ZM84 5H83V7H84ZM134 5V4H133ZM136 5H134V6H132L133 7V9H137V11L140 9L139 7V9L136 7V8H134ZM140 5V4H139ZM253 5H256V2L255 3H253ZM252 5V7H251V9L254 7ZM31 6V5H30ZM44 6V7H45ZM91 6H93V5H91ZM141 6V5H140ZM180 6V5H179ZM262 6V5H261ZM261 6H260V8L259 7H257V8H253V12H252V14L253 15H251L252 17L254 16V15H258V17L260 18V20H261V25L262 26H264V10L263 9H261ZM26 7V9H27V5L25 6ZM39 7V6H38ZM42 8V10L43 9H45V8ZM87 7V6H86ZM132 7H130L131 9H132ZM143 7V6H142ZM264 7V6H263ZM37 8V7H36ZM40 8H41V6H40ZM51 8V7H50ZM49 8V9H50ZM61 8V7H60ZM78 8V7H77ZM81 8H82V6H81ZM89 7H87L86 9H88ZM92 7H90V9H88V12H89V10L91 11L92 9H93V11L95 10L94 8H92ZM166 8V7H165ZM243 8H244V6H243ZM247 8V7H246ZM39 9V8H38ZM47 10H48V8H46ZM45 9V10H46ZM179 9V8H178ZM181 9V8H180ZM179 9V10H180ZM25 10V9H24ZM34 10H35V8H34ZM40 10V9H39ZM41 10V11H42ZM52 10V9H51ZM63 10V9H62ZM65 10V9H64ZM85 10V9H84ZM143 12H144V7H143V9H141ZM167 10V9H166ZM237 10V9H236ZM28 11V10H27ZM32 12H33V9L31 10ZM50 11V10H49ZM92 11V12H93ZM131 11V10H130ZM182 10H180V12H181ZM30 11H28V13H29ZM46 12V11H45ZM48 12V11H47ZM46 12V13H47ZM54 12H57L58 14H56V15H59L60 14V10L59 11H54ZM67 12V11H66ZM76 12V11H75ZM96 11H94V13H95ZM132 12V11H131ZM159 12V11H158ZM174 12H175V10H174ZM183 12V11H182ZM244 12V11H243ZM25 13H26V11H25ZM50 13V12H49ZM64 13V16H66L65 15V12H63ZM62 12H61V14H63ZM67 13H69V14H67V15H70L71 16V14H70V12H67ZM91 13V12H90ZM103 13V12H102ZM133 13V12H132ZM135 13V12H134ZM138 13V12H137ZM142 13V12H141ZM10 14V13H9ZM21 13H19V15H20ZM24 14V13H23ZM31 14V13H30ZM48 14V13H47ZM77 14V13H76ZM87 15H85V16H87V23H89V24H91L92 22L90 21V14L89 13H86ZM96 14V13H95ZM105 14V13H104ZM103 14V15H104ZM109 14V13H108ZM164 14V13H163ZM165 14H166V12H165ZM164 14V15H165ZM181 14V13H180ZM179 14V15H180ZM245 14H247L246 12H245ZM249 14H250V12H249ZM7 15H8V13H7ZM12 15V14H11ZM14 15H15V13H14ZM19 15H17V13H16V17L17 16H19ZM26 15V14H25ZM32 15H33V13H32ZM39 15V14H38ZM37 15V16H38ZM45 15V17H46V14H44ZM73 15V14H72ZM103 15H102V17L101 18H103ZM107 15V14H106ZM105 15V17H106V19H107V16ZM111 15V17H112V15H115V14H110ZM110 15H109V17H110ZM130 15H131V13H130ZM144 15V14H143ZM154 15H156V14H154ZM153 15V16H154ZM243 15H244V13H243ZM8 16H10V15H8ZM22 16V15H21ZM34 17H35V14L33 15ZM33 16H30L31 18L33 17ZM36 16V17H37ZM41 16H42V14H41ZM50 16H51V14H50ZM60 16V15H59ZM58 16V17H59ZM74 16H76L75 15V13H74ZM88 16H89V18H88ZM100 17L101 15H97L96 17ZM129 16V15H128ZM133 16H134V14H133ZM138 16H141L142 17V15L139 13V15ZM157 16H159V14L157 15ZM11 17V16H10ZM12 17H14V16H12ZM16 17H14V19L16 18ZM20 17V16H19ZM22 17H25L24 15L22 16ZM30 17H29V21H30V23H31V21L34 19V17L32 18V20H30ZM39 17H40V15H39ZM62 17V19L64 18L63 16H61ZM73 17V16H72ZM93 17H95V16H93ZM95 17V18H96ZM115 17V16H114ZM114 17H112V18H114ZM116 17H117V15H116ZM126 17V16H125ZM136 17V16H135ZM140 17V18H141ZM146 16H144V18H145ZM159 17H161L162 18V16H159ZM166 17H168V16H166ZM170 17V16H169ZM179 17V16H178ZM181 17V16H180ZM245 17V16H244ZM43 20L45 19L43 16L41 17ZM53 18H54V16H53ZM118 18H120L119 16H118ZM129 18V17H128ZM131 18V17H130ZM133 18V17H132ZM143 18V17H142ZM148 18V17H147ZM146 18V19H147ZM152 18H156V17H152ZM151 18V19H152ZM158 18V17H157ZM238 19H239V17H237ZM237 18H235V19H237ZM241 18V17H240ZM247 18H248V16H247ZM246 18V19H247ZM254 18H257V17H254ZM4 19H6V18H4ZM20 19V18H19ZM23 19V18H22ZM26 19V18H25ZM27 19H28V17H27ZM37 19H38V17H37ZM48 19H49V17H48ZM69 19H71V22L70 23H73L74 24V22H76V21H78V20H72V18H69ZM75 19V18H74ZM79 19V18H78ZM88 19H89V21L91 22H88ZM91 19H93L92 18V16H91ZM98 19V18H97ZM114 19H116V18H114ZM127 19V18H126ZM135 19V18H134ZM133 19V20H134ZM137 19H139V17H137ZM146 19L144 20V21H146ZM160 19V18H159ZM158 19V20H159ZM164 19V18H163ZM249 19H250V17H249ZM249 19H248V22H249ZM16 20H17V18H16ZM35 20V22H36V19H34ZM39 20H41V19H39ZM42 20V24H44L43 22H45V20L43 21ZM51 20H53V19H51ZM54 20H56V19H54ZM94 20V19H93ZM96 20V19H95ZM94 20V21H95ZM100 20V19H99ZM104 20H105V18H104ZM108 20V19H107ZM117 20V19H116ZM119 20V19H118ZM140 20V19H139ZM153 20H156V19H153ZM158 20H157V23H158ZM160 20H162V19H160ZM253 20V19H252ZM251 20V21H252ZM259 20V19H258ZM14 21V20H13ZM23 21H26V20H22V23H23ZM38 21V20H37ZM65 21V20H64ZM64 21H61V23L62 22H64ZM68 21H70V20H68ZM72 21H74V22H72ZM79 21H81V20H79ZM78 21V22H79ZM120 21V20H119ZM122 21V20H121ZM126 21V20H125ZM137 21V20H136ZM143 21V22H144ZM239 21H241V20H239ZM243 21V20H242ZM257 21V20H256ZM18 22V21H17ZM16 21H15V24L17 23ZM28 22V21H27ZM40 22V21H39ZM51 22V21H50ZM57 22V21H56ZM59 22V21H58ZM57 22V24H60V23H58ZM82 22H85L84 21V19H83V21H81V23ZM107 22V21H106ZM113 23H110L111 25L113 24V27H115V25H114V22L115 21H112ZM127 22H129V21H127ZM138 22V21H137ZM148 22H149V19H148ZM148 22H146V24L148 23ZM153 22V21H152ZM163 22H164V20H163ZM163 22L162 23H159L160 25H162L163 24ZM174 22V21H173ZM258 22V21H257ZM14 23V22H13ZM18 23H20V21L18 22ZM17 23V25L19 26L20 24H18ZM37 23L38 22H36V25H37ZM41 23V22H40ZM46 23V22H45ZM55 23V22H54ZM87 23H85V25H87ZM99 23L101 24H103V21H99ZM98 23V24H99ZM109 23V22H108ZM131 23V22H130ZM156 23V24H157ZM239 22H236V20H235V23H233V24H231V26H232V28H233V31H231V32H233V33H231V32H229L231 35H229L230 36V45L231 46H235V47H239V49L240 48H242V46H243V43H244V38H243V36H242V34H241V32H243L244 30L241 28V26L238 24ZM259 23V22H258ZM14 24V26H17V25H15ZM51 24H53L52 22H51ZM50 24V26L48 27V28H50L49 30H51L50 31V33L48 32L47 34H46V31H45V28H47V27H45L44 28V34H46V35H48V36H44L43 34H42V38L44 39L45 37H47V38H49V39H52V38H55L54 36H57V33H59V34H61L62 36H67V34L65 33V31H64V29L62 28L63 26H62V24H61V26L62 27H60L59 25H58V27L59 28H61V29H59L58 27V31L59 32H57V30H56V32L57 33H54V30L56 29V28H54L53 29V27H52V25ZM76 24V23H75ZM74 24V25H75ZM77 24H79V23H77ZM94 24H96V23H94ZM97 24V25H98ZM115 24H117L116 22H115ZM123 24V23H122ZM127 25H128V23H126ZM135 24V23H134ZM141 24H143V23H141ZM184 24V23H183ZM251 24H253V23H251ZM250 24V25H251ZM23 25V24H22ZM35 25V24H34ZM34 25H33V28H34ZM41 25V24H40ZM56 25V24H55ZM54 25V26H55ZM66 25H67V23H66ZM65 25V26H66ZM73 25V26H74ZM83 25H84V23H83ZM97 25H95L99 30H101L100 28L102 27V30L100 31V32H102L103 31V28H104V24L103 25H100L101 27H98ZM119 25H120V23H119ZM119 25H118V28H119ZM124 25V24H123ZM126 25V26H127ZM131 25V24H130ZM138 25V24H137ZM164 25V24H163ZM221 25V24H220ZM26 26V25H25ZM38 26V25H37ZM42 26V25H41ZM48 26V25H47ZM73 26H72V28H73ZM79 26L81 27V24H79L78 25V28H79ZM94 26V25H93ZM107 27L105 28V29H107V30H109L110 31V29L111 28H109L108 29V26L109 25H106ZM147 26H148V24H147ZM168 26V25H167ZM28 27H29V25H28ZM30 27H31V24H30ZM39 27V26H38ZM56 27V26H55ZM83 27V26H82ZM84 27H87L88 28V26H84ZM89 27H91V25L89 26ZM95 27V28H96ZM112 27V26H111ZM129 27V26H128ZM128 27H126V28H128ZM134 27V26H133ZM132 27V28H133ZM158 27V26H157ZM157 27H156V29H157ZM169 27V26H168ZM167 27V28H168ZM261 27V26H260ZM25 28H27V27H25ZM32 28V29H33ZM36 28V30L38 29L37 27H35ZM48 28L46 29V30H48ZM65 28V27H64ZM66 28H68V25H67V27ZM69 28H71V27H69ZM68 28V29H69ZM77 28V27H76ZM86 28V29H87ZM116 28V27H115ZM118 28H116V29H118ZM126 28H125V26H124V29L126 30ZM131 28V29H132ZM137 28V27H136ZM140 28V27H139ZM138 28V29H139ZM146 28V27H145ZM159 28V27H158ZM160 28H161V26H160ZM163 28V27H162ZM164 28H166V27H164ZM163 28V29H164ZM258 28V27H257ZM256 28V29H257ZM74 29V28H73ZM82 29V28H81ZM85 29V30H86ZM90 29V28H89ZM120 29V28H119ZM121 29H123V27L121 28ZM130 29V30H131ZM141 29V28H140ZM139 29V30H140ZM142 29H143V27H142ZM223 29V28H222ZM29 30V29H28ZM39 30V29H38ZM41 30V31H42ZM70 30H72V29H70ZM77 30H79V29H77ZM76 30V31H77ZM82 30H84V29H82ZM92 30V29H91ZM113 30V29H112ZM134 30V29H133ZM145 30V29H144ZM146 30H150V29H146ZM146 30H145V33H146ZM155 30V29H154ZM164 30H166V29H164ZM164 30H160L161 31V34H165L166 33V31H164ZM169 30H172V28L170 27V29H167V31H169ZM40 31V30H39ZM69 31V30H68ZM76 31H75V35H76ZM88 31H90V30H88ZM88 31H85V32H87L88 33ZM96 31V30H95ZM119 31V30H118ZM117 31V32H118ZM134 31H136V30H134ZM156 32H157V30H155ZM162 31H164V32H162ZM213 31V30H212ZM25 32H27V31H25ZM32 32H33V30H32ZM69 32H72V31H69ZM78 32V31H77ZM81 32V31H80ZM79 32V33H80ZM84 32V31H83ZM111 32V31H110ZM131 32V31H130ZM141 32H143V30H141ZM171 31H169L168 32V36H169V33H170ZM248 31L246 30L245 32H243L244 34L245 33H247ZM30 33V32H29ZM38 33H40V32H38ZM68 33V32H67ZM78 33V34H79ZM82 33V32H81ZM91 33V32H90ZM93 33H96V32H93ZM93 33H91L92 35H94ZM104 33V32H103ZM121 33V32H120ZM127 34H129L128 33V31L126 32ZM151 33V32H150ZM160 33V32H159ZM172 34H173V32H171ZM170 33V34H171ZM180 33V32H179ZM249 33V32H248ZM31 34V33H30ZM72 34H74V33H72ZM83 35L85 34V33H82ZM91 34L90 35H86L87 36V39H88V37H91ZM102 34V33H101ZM106 34V33H105ZM110 34V33H109ZM109 34H107V35H109ZM115 34V33H114ZM119 34V33H118ZM123 34V33H122ZM134 34V33H133ZM136 34V33H135ZM134 34V35H135ZM140 34V33H139ZM158 34V33H157ZM157 34H156V36H157ZM172 34H171V36H169V39L171 40V38H172ZM32 35V34H31ZM33 35H35V32H33ZM39 36H41L40 34H38ZM37 35V36H38ZM69 35V34H68ZM75 35H74V37H75ZM96 35H98L97 33H96ZM106 35V36H107ZM125 35V34H124ZM133 35V36H134ZM137 35H138V33H137ZM136 35V38H140V41H141V39H143V37L141 38V36L140 35H138L137 36ZM145 35V34H144ZM148 35H150V34H148ZM167 35V34H166ZM166 35H164V37L166 36ZM207 35V34H206ZM27 36V35H26ZM36 36V35H35ZM38 36V37H39ZM59 37V39L61 38V36L60 35H58ZM66 36H65V39H66ZM80 36H81V34H80ZM85 36V35H84ZM83 36V37H84ZM99 36V35H98ZM98 36H96L97 38H98ZM101 36H103V34L101 35ZM112 36H114V35H112ZM132 36V35H131ZM145 36H147V35H145ZM153 36H154V34H153ZM159 36V35H158ZM157 36V37H158ZM161 36V35H160ZM159 36V37H160ZM167 36V37H168ZM31 37V36H30ZM33 37V36H32ZM31 37V38H32ZM73 35H72V37H70L69 36V39H67V41L68 40H72L73 38ZM79 37V36H78ZM82 37V38H83ZM93 37V36H92ZM91 37V38H92ZM94 37H95V35H94ZM93 37V38H94ZM100 37V36H99ZM108 37V36H107ZM109 37H110V35H109ZM121 37V36H120ZM18 38H20V39H25V36H24V38L23 37H18ZM27 38V37H26ZM35 38V37H34ZM33 38V39H34ZM40 38V37H39ZM41 38V39H42ZM46 38V39H47ZM57 38V37H56ZM64 38V37H63ZM62 38V39H63ZM85 38V37H84ZM104 38V37H103ZM111 38V37H110ZM110 38H108V39H110ZM116 38V37H115ZM121 38H127V35H126V37H121ZM134 38H135V36H134ZM134 38H132V39H134ZM135 38V40H137ZM162 38V37H161ZM256 39V42H255V40H254V46L256 47V49L258 50V52H260L261 53V55H264V37L262 38L261 36H256L255 37ZM17 39V38H16ZM15 39V40H16ZM19 39V40H20ZM38 39V38H37ZM36 39V40H37ZM58 39V40H59ZM62 39H60L61 41H62ZM64 39V40H65ZM75 39V38H74ZM73 39V40H74ZM86 39V38H85ZM90 39V38H89ZM88 39V40H89ZM98 39H100V38H98ZM114 39V38H113ZM131 39V40H132ZM145 39H147V37H145ZM157 39V38H156ZM168 39V38H167ZM18 40V39H17ZM16 40V41H17ZM31 40V39H30ZM57 40V39H56ZM63 40V41H64ZM82 40V39H81ZM84 40V39H83ZM82 40V41H83ZM88 40L86 41V43H89V42H91L90 40H89V42H88ZM95 40V39H94ZM110 40H112V39H110ZM119 40V39H118ZM118 40H116L115 39V41L114 40H112V41H114V42H112V43H115L116 41H118ZM123 40V39H122ZM121 40V41H122ZM130 40V41H131ZM155 40V39H154ZM157 40H161V39H157ZM169 40V41H170ZM32 41V40H31ZM41 41V40H40ZM75 41V40H74ZM98 41V40H97ZM96 41V42H97ZM172 41V40H171ZM174 41V40H173ZM3 42V41H2ZM18 42V41H17ZM26 42V41H25ZM24 42V43H25ZM38 42V41H37ZM46 42V41H45ZM45 42H43L41 45H38V46H35L36 48H33V47H31L32 45H34V44H32L30 47H28L27 45H25V47L27 48V50L26 51H24V52H22V51H19V50H21V49H18V47H17V49H18V51L16 50V52L14 53V56H15V58L11 55V53H10V55L13 57V59H11L12 57H9V56H7L6 57V60H5V58H4V61H3V57H5L6 55H4L3 57H0L2 60L1 61H3V63L5 64L6 62L5 61H7V58L9 57L10 59H9V62L7 61V64L6 65H4L3 63H1L0 62V64H2L3 66H4V68L6 67H8L7 68V70H8V72L10 73L9 75H10V77H8V78H6V77H4L3 75H1L0 74V93L1 92H5V91H10V93L12 92V93H14V94H16L17 96H18V100H19V102H22L23 103V107H24V111L27 113V114H30L32 111H34V110H30L29 109V105H31V104H36V105H38L39 106V108L40 107H43L44 109L46 108V109H48L47 107H48V105H53L54 107H59V108H57V109H59L60 110V108H64V109H67L68 107H71V106H73L70 102H72V101H70V98H69V96H68V93L70 94L72 91H73V93H75V90L74 89H76V87L78 86V85H84V82L85 81H83L84 79L83 78H81L80 77V79H83L82 81H79V82H77L76 81V78L75 77H77L76 75V72L78 71V70H76L75 71V69L74 70H72V68H69L68 66V68L69 69H71V70H66L65 68H64V72L62 73V75H63V77H65V79L64 80H62V81H60V82H58V81H56L55 79H56V77H57V75L55 74V72H56V68H55V65H54V60H56V62H57V58L56 59H54L55 58V56H54V52L50 49L51 48V44H49L48 45V43L46 44ZM47 42H49V41H47ZM53 42H55V41H53ZM72 42V41H71ZM81 42V41H80ZM79 42V43H80ZM85 42V40L83 41V42H81L82 44H86V43H84ZM95 42V41H94ZM105 42H106V39H105ZM134 42V41H133ZM143 42H144V40H143ZM161 42H163V40L161 41ZM28 43V42H27ZM26 43V44H27ZM40 43V42H39ZM38 43V44H39ZM56 43V42H55ZM63 43H65V42H63ZM75 43V42H74ZM117 43V42H116ZM128 43V42H127ZM134 43H136V42H134ZM160 43V42H159ZM166 42H164V45H166L165 44ZM169 43V42H168ZM188 43V42H187ZM205 43V42H204ZM5 44V43H4ZM60 43H59V41H58V45H59ZM70 44V43H69ZM92 44H95V43H92ZM100 44H101V42H100ZM123 44V43H122ZM143 45L145 44V43H142ZM141 44V45H142ZM151 44V43H150ZM150 44H148L149 46H150ZM163 44V43H162ZM174 44V43H173ZM215 44V43H214ZM1 45V44H0ZM18 45H21L20 43L18 44ZM22 45H24L23 44V42H22ZM20 46V47H23V46ZM37 45V44H36ZM53 45V44H52ZM58 45H57V47H58ZM66 45V44H65ZM71 45H73V43L71 44ZM84 45H82V47L84 46ZM101 45H103V44H101ZM110 45V44H109ZM112 45V44H111ZM118 45V44H117ZM128 45H130V44H128ZM154 45V44H153ZM156 45H157V43H156ZM169 44H167V46H168ZM170 45H172V44H170ZM176 45V44H175ZM212 45V44H211ZM211 45H210V47H211ZM14 46H17L16 44L14 45ZM55 46V45H54ZM68 46V45H67ZM76 47L78 46V45H75ZM88 46V45H87ZM97 46V45H96ZM115 46V45H114ZM121 46V45H120ZM123 46V45H122ZM121 46V47H122ZM124 46H126V42H125V44H124ZM145 47H146V45H144ZM158 46V45H157ZM161 45H159L158 47H159V49L161 48L162 49V46L160 47ZM2 47V46H1ZM25 47H23L24 49L23 50H25L26 48ZM53 47V46H52ZM78 47H80V46H78ZM81 47V49H83ZM86 47V46H85ZM85 47H84V49H85ZM91 46H88L87 48H90ZM112 47V46H111ZM119 48L120 50L122 49V48ZM128 47H130V46H127V47H124V49H123V52H124V50H126V48H128ZM132 47V46H131ZM140 47V46H139ZM138 47V48H139ZM153 47H155V46H153ZM152 47V48H153ZM173 47V46H172ZM207 47H209V46H207ZM207 47H206V51L208 50H211V48L210 49H207ZM215 47V46H214ZM234 47V48H235ZM251 47H253L252 46V43H251ZM3 49H5L6 50V48H4V47H2ZM2 48H0V49H2ZM11 48H13V47H11ZM63 48V47H62ZM65 48V47H64ZM140 48H142V47H140ZM205 48V47H204ZM2 49V50H3ZM16 49V48H15ZM33 49V50H32ZM76 49V48H75ZM109 49V48H108ZM114 49V48H113ZM131 49H133V48H131ZM148 48L146 47V50H147ZM167 50L168 49H171V47L170 48H166ZM176 49V48H175ZM187 49V48H186ZM196 49V48H195ZM219 49V48H218ZM8 50H10V48L8 49ZM14 50V49H13ZM69 49H66V51H68ZM73 50V49H72ZM85 50H87V49H85ZM93 50H95V49H93ZM112 50V49H111ZM129 50V49H128ZM142 50V49H141ZM145 50V49H144ZM152 50V49H151ZM155 50V49H154ZM158 50V49H157ZM156 50V51H157ZM163 50H164V48H163ZM172 50H173V48H172ZM171 50V51H172ZM215 50H216V48H215ZM214 50V51H215ZM1 51V50H0ZM76 52L78 51V53H79V50H75ZM75 51H74V53H75ZM89 51V50H88ZM104 51H105V49H104ZM106 51H108L109 52V50H106ZM134 51V50H133ZM160 51V50H159ZM171 51L167 54V52L165 51V54L166 55H168L169 57H171ZM174 51V50H173ZM177 51V50H176ZM179 51H181V50H179ZM178 51V52H179ZM195 51V50H194ZM198 51H201L202 52V50L200 49L199 50V48L197 49V52ZM207 51V52H208ZM214 51H213V53H214ZM217 51V50H216ZM222 51V50H221ZM221 51H218V53L217 52H215V53H217L216 54V56H215V59L213 60L214 61V64L212 65V69H211V71H210V76L212 77V78H214V80H216V82H217V85H218V87L219 88H223V89H226V88H228L229 86H230V84H231V82H230V80L231 79H229V77L227 76V74H226V72L224 71V69H223V64L224 63H226V58H225V55H224V53L223 52H221ZM243 51V50H242ZM254 51V50H253ZM2 52V51H1ZM71 52V51H70ZM81 52V51H80ZM90 52V51H89ZM96 55L97 56H99L98 58H99V60L100 61H98V63H101V62H103L102 60H103V58H102V56H101V54H102V52H103V48L101 49L100 47H97L96 48ZM112 53L114 52L115 53V50L114 51H111ZM116 52H118V51H116ZM120 52V51H119ZM138 52H139V50H138ZM147 52H149V51H147ZM151 52V51H150ZM8 53V52H7ZM66 54H68L67 52H65ZM64 53V54H65ZM114 53L113 54H111L112 56L114 55ZM121 53V52H120ZM153 53V52H152ZM157 53V52H156ZM159 54H160V52H158ZM177 53V52H176ZM181 53V52H180ZM182 53H184L183 51H182ZM182 53H181V55H182ZM194 53V52H193ZM203 53H205V50H204V52ZM240 53H242L241 51H240ZM256 53V52H255ZM259 53V54H260ZM9 54V53H8ZM64 54H62L61 53V56L63 57L62 59L60 58L59 60L61 61H64V59H65V61L67 60L66 58H64L65 57V55ZM71 54V53H70ZM72 54H73V51H72ZM75 54H77V53H75ZM79 54H81V53H79ZM106 54H107V52H106ZM106 54H104V55H106ZM109 54V53H108ZM117 54V53H116ZM122 54V53H121ZM132 54V53H131ZM158 54V55H159ZM173 54V53H172ZM174 54H175V51H174ZM185 54V53H184ZM196 54V53H195ZM198 54V53H197ZM209 54H211L210 52H209ZM257 54V53H256ZM85 55V54H84ZM123 55V54H122ZM127 55V54H126ZM164 55V54H163ZM180 55V56H181ZM201 55V57H202V53L200 54ZM206 55H208V53L206 54ZM70 56H72V55H70ZM69 56V57H70ZM94 56V55H93ZM92 56V57H93ZM110 56V55H109ZM118 56H119V54H118ZM131 56V55H130ZM138 57H140L139 56V54L137 55ZM173 56V55H172ZM175 56H176V54L174 55V58H175ZM179 56V55H178ZM178 56H176V58H178ZM182 56H184V55H182ZM214 56V55H213ZM60 57V56H59ZM76 57V56H75ZM77 57H78V60L77 61H82V59H79V55H77ZM83 57V56H82ZM108 57V56H107ZM124 57H125V55H124ZM133 57H134V55H133ZM132 57V58H133ZM150 57V59H151V55L149 56ZM152 57H153V55H152ZM154 57H155V54H154ZM157 57H159V56H157ZM162 57V56H161ZM185 57H187L186 55H185ZM198 57V56H197ZM207 57V56H206ZM258 57V56H257ZM68 58V57H67ZM80 58H81V56H80ZM84 58V57H83ZM88 58V57H87ZM91 58V57H90ZM105 58H106V56H105ZM114 58V57H113ZM115 58H116V56H115ZM119 58V57H118ZM183 58L184 57H181V59L183 60ZM187 58H189V57H187ZM190 58H192V61H190V62H194V64H195V61L196 60H194V58L193 57H190ZM189 58V59H190ZM196 58V57H195ZM214 58V57H213ZM260 58V57H259ZM15 59V60H14ZM89 59V58H88ZM124 59V58H123ZM141 58H139V60H140ZM156 57L153 59L155 62L158 60V59H156ZM162 59H163V57H162ZM171 59H172V57H171ZM209 59V56H208V58H199V59H197V61L196 62H198V66H200V67H204L205 65H206V63H208L206 60H208ZM228 59V58H227ZM59 60H58V62H59ZM69 60V59H68ZM68 60H67V62H68ZM75 60V59H74ZM87 60V59H86ZM110 60H111V58H110ZM113 60H115V59H113ZM142 60V59H141ZM146 59H144V61H145ZM153 60H151V62H153ZM166 60V59H165ZM181 60V61H182ZM184 60H185V58H184ZM191 60V59H190ZM194 60V61H193ZM107 61V60H106ZM112 61V60H111ZM178 61H180V60H178ZM178 61H176L175 60V62H178ZM180 61V62H181ZM186 61H187V59H186ZM185 61V62H186ZM75 62V61H74ZM84 62V61H83ZM113 63H112V65L114 64V62H116V61H112ZM119 62V61H118ZM121 62L123 63V61L121 60ZM126 62H128V60L126 61ZM137 62H138V60H137ZM142 62V61H141ZM140 62V63H141ZM155 62H153V63H155ZM171 62H172V60H171ZM174 62V61H173ZM184 62V61H183ZM184 62V63H185ZM264 62V61H263ZM62 63V62H61ZM72 63V62H71ZM104 63V62H103ZM102 63V64H103ZM107 63H108V61H107ZM143 63V62H142ZM141 63V64H142ZM146 63V62H145ZM158 63H159V60H158ZM158 63H155V64H158ZM169 63V62H168ZM188 63V62H187ZM191 63V64H192ZM210 63V62H209ZM213 63V62H212ZM56 64V63H55ZM108 64H110V63H108ZM107 64V65H108ZM118 64V63H117ZM117 64L115 63V65H116V67H117V69H118V67L119 66H117ZM121 64V63H120ZM119 64V65H120ZM129 63H127V65H128ZM138 64V63H137ZM154 64V65H155ZM160 64V66L162 67V64L161 63H159ZM172 64V63H171ZM193 64V65H194ZM211 64V63H210ZM247 64V63H246ZM261 64H264V63H261ZM1 65V66H2ZM98 65V64H97ZM114 65V66H115ZM125 65H126V63H125ZM125 65H123V66H125ZM131 65V64H130ZM174 65L175 64H172V66H170V67H173V68H175L174 67ZM179 65H181V66H184V65H182V64H180L179 63ZM209 65V64H208ZM260 65V64H259ZM61 66V65H60ZM91 66V65H90ZM101 66V65H100ZM109 66H111V65H109ZM113 66V67H114ZM167 66V65H166ZM181 66H179V67H181ZM189 66V65H188ZM195 66H196V64H195ZM239 66V65H238ZM102 67V66H101ZM115 67V68H116ZM158 67V66H157ZM176 67H177V65H176ZM246 67V66H245ZM248 67H249V65H248ZM248 67H246V68H248ZM5 68V69H6ZM74 68H78V67H74ZM95 68V67H94ZM98 68V67H97ZM120 68H123V67H120ZM159 68V67H158ZM158 68H157V70H158ZM190 66L188 67V69L187 70H189L190 71ZM193 68V67H192ZM191 68V69H192ZM195 68V67H194ZM194 68H193V70H194ZM196 68H198L197 66H196ZM250 68V67H249ZM63 69V68H62ZM90 69H92V68H90ZM89 69V70H90ZM116 69V70H117ZM145 69H149V68H145ZM162 69V68H161ZM160 69V71H162ZM163 69H165V68H163ZM169 69V68H168ZM179 69V68H178ZM183 68L181 67V69L179 70V71H181V72H183V70H182ZM185 69V68H184ZM238 69H241V67L240 68H238ZM261 69V68H260ZM0 70H4L3 68L2 69H0ZM61 70V69H60ZM88 70V71H89ZM121 70V69H120ZM171 70V69H170ZM174 70V69H173ZM176 70V69H175ZM174 70V71H175ZM193 70H191L192 72H193ZM207 70V69H206ZM205 70V71H206ZM248 70V69H247ZM250 70H252V69H250ZM258 70V69H257ZM6 71V70H5ZM4 71V72H5ZM84 71V70H83ZM99 71H100V68H99ZM121 71H123V69L121 70ZM121 71H119V73L121 72ZM148 71H150V70H148ZM173 71V72H174ZM177 71V70H176ZM175 71V72H176ZM186 71V70H185ZM191 71H190V74H191ZM197 71V70H196ZM199 71H201L200 69H199ZM209 71V70H208ZM240 71V70H239ZM90 72H91V70H90ZM116 72H118V71H116ZM172 72V71H171ZM174 72V73H175ZM236 72V71H235ZM251 72V71H250ZM252 72H253V70H252ZM257 72H259V71H257ZM7 73V72H6ZM83 73V72H82ZM81 73V74H82ZM101 73V72H100ZM105 72H103V76H105V74H104ZM122 73V72H121ZM169 73H170V71H169ZM173 73V74H174ZM201 73V72H200ZM199 73V74H200ZM205 73V72H204ZM247 73V72H246ZM254 73V72H253ZM262 73L264 74V69H262ZM5 74V73H4ZM60 74V73H59ZM79 74H80V72H79ZM90 74V73H89ZM163 74V73H162ZM172 74V75H173ZM181 75H182V73H180ZM179 74V75H180ZM192 74H194V73H192ZM251 74V73H250ZM259 74V73H258ZM6 75V74H5ZM123 75V74H122ZM121 75V76H122ZM178 76V72L175 74V76ZM197 75V74H196ZM94 76V75H93ZM103 76H100L101 77V79H102V77ZM118 76H120V75H118ZM159 76H161V75H159ZM168 76V75H167ZM170 76V75H169ZM183 76H184V74H183ZM190 76V75H189ZM192 76V75H191ZM194 76V75H193ZM199 76V75H198ZM202 76H204V74L202 75ZM248 76H250V75H248ZM251 76H253V75H251ZM261 76V75H260ZM260 76H258V77H260ZM263 76L264 75H262L261 77L263 78ZM23 77H25V80L23 79ZM79 77V76H78ZM92 77V76H91ZM163 77H164V75H163ZM162 77V79H164ZM179 77V76H178ZM185 77V76H184ZM183 77V78H184ZM197 77V76H196ZM235 78H237L236 76H234ZM61 78H62V76H61ZM106 78H107V76H106ZM106 78H105V81H106ZM120 78V77H119ZM151 78V77H150ZM161 78V77H160ZM167 78V77H166ZM170 78V77H169ZM173 78H174V76H173ZM172 78V79H173ZM177 78V77H176ZM182 78V79H183ZM191 78H193V77H191ZM190 78V79H191ZM248 78V77H247ZM250 78V77H249ZM248 78V79H249ZM255 78V76L253 77V79ZM59 80H60V78H58ZM109 79V78H108ZM171 79V81H173ZM177 79H179V78H177ZM181 79V80H182ZM186 79V78H185ZM251 79V78H250ZM252 79V80H253ZM256 79V78H255ZM258 79V78H257ZM93 80V79H92ZM123 79H121L120 81H122ZM151 80V79H150ZM149 80V81H150ZM165 80V79H164ZM191 80H193V79H191ZM191 80H189V81H191ZM103 81H104V79H103ZM104 81V82H105ZM111 82H112V80H110ZM124 81V80H123ZM159 81H162L161 79L159 80ZM170 81V82H171ZM235 81H236V79H235ZM234 81V82H235ZM238 81V80H237ZM240 81V80H239ZM239 81H238V83H239ZM90 82V81H89ZM97 82V81H96ZM100 82V81H99ZM162 82H164V81H162ZM162 82H159L158 83V85H160V83H162ZM166 82H167V79H166ZM169 81H168V83H170ZM183 81H181V83H182ZM187 82H188V80H187ZM192 82V81H191ZM247 82V81H246ZM250 83H251V80L249 81ZM253 82V81H252ZM256 82V81H255ZM260 82H261V80H260ZM95 83V82H94ZM101 83V82H100ZM117 83H119V82H117ZM165 83V82H164ZM163 83V86L165 85ZM180 83V81L178 82V80L176 81V85L177 84H179ZM190 83V82H189ZM188 83V84H189ZM241 83V82H240ZM239 83V84H240ZM248 83V82H247ZM246 83V84H247ZM254 83V82H253ZM258 83V82H257ZM257 83H254V85H251L252 87L251 88H253V89H257L258 91H260L261 89H258V88H260V86H258L257 85ZM88 84H89V86H88ZM93 84V83H92ZM97 84H99V83H97ZM103 84L104 83H102V87H103ZM171 84H173V82H171ZM195 84H196V82H195ZM243 84H244V87L246 86V84H245V82H243ZM243 84H241L242 86H243ZM96 85V84H95ZM106 85V84H105ZM114 85V84H113ZM129 85V84H128ZM157 85V86H158ZM168 85L170 86V84H167V88H169L168 87ZM183 85V84H182ZM182 85H180V86H182ZM235 85H237V84H235ZM234 85V86H235ZM248 85L250 86V84L248 83ZM247 85V86H248ZM87 86L89 87V88H91V85H90V83H87ZM116 86V85H115ZM114 86V87H115ZM118 86V85H117ZM116 86V87H117ZM123 86V85H122ZM122 86H120V87H122ZM162 86V87H163ZM93 87V86H92ZM113 87V86H112ZM159 87H161V85L159 86ZM184 87H185V84H184ZM238 87H240V86H238ZM237 87V88H238ZM261 87H264V82H263V86H262V84H261ZM81 88V87H80ZM97 87H95V89H96ZM100 88V87H99ZM104 88V87H103ZM106 88V87H105ZM157 88V87H156ZM155 88V89H156ZM164 88L165 89H167L165 86H164ZM174 88V87H173ZM175 88H176V86H175ZM197 88V87H196ZM196 88H195V90H196ZM241 88V87H240ZM240 88H238V89H240ZM247 88V87H246ZM251 88H249V89H251ZM87 89V88H86ZM92 89V88H91ZM109 89V88H108ZM107 89V90H108ZM115 89V88H114ZM113 89V90H114ZM122 89V88H121ZM129 89H130V87H129ZM128 89V90H129ZM132 89H133V87H132ZM148 89V88H147ZM154 89V90H155ZM171 89V88H170ZM177 89V88H176ZM182 89V88H181ZM190 89V88H189ZM192 89V88H191ZM201 89V88H200ZM244 88H241V91L243 90ZM252 89V90H253ZM77 90V89H76ZM83 90V89H82ZM90 90V89H89ZM89 90H87V91H89ZM97 90V89H96ZM103 90V89H102ZM116 90V89H115ZM114 90V91H115ZM118 90V89H117ZM127 90V91H128ZM149 90V89H148ZM160 90H161V88H160ZM159 90V91H160ZM173 89H171V92H172V94L173 93H175L176 94V92H173L172 91ZM175 90V89H174ZM188 90V89H187ZM220 90V89H219ZM245 90V89H244ZM262 90H264V89H262ZM79 91V90H78ZM77 91V92H78ZM86 91V90H85ZM99 91V90H98ZM104 91H105V89H104ZM111 91H112V89H111ZM156 92H157V90H155ZM162 91H163V89H162ZM168 91V90H167ZM166 90H165V93L167 92ZM177 91H180V90H177ZM185 91V90H184ZM194 91V90H193ZM235 91H236V89H235ZM239 91V90H238ZM238 91H236V92H238ZM241 91H239V93H236L235 95H237V94H242V92ZM254 91V90H253ZM109 90H108V95H109ZM133 92V91H132ZM135 92V91H134ZM151 92V91H150ZM153 92V91H152ZM161 92V91H160ZM171 92H169V93H171ZM182 92V91H181ZM180 92V93H181ZM196 92V91H195ZM197 92H199V94H200V92H203V91H200V90H198ZM221 92V91H220ZM225 92V91H224ZM262 92H264V91H262ZM261 92V94L262 95H259V97H258V99L260 100V103H259V107L261 106L262 108H264V93H262ZM9 93V94H10ZM79 93H82V92H80L79 91ZM78 93V94H79ZM85 93H87V92H85ZM84 93V94H85ZM115 93V92H114ZM122 93H123V91H122ZM130 93V92H129ZM148 93H149V91H148ZM159 93V92H158ZM164 93V94H165ZM184 93V92H183ZM233 93V92H232ZM248 93H249V90H248ZM255 93V92H254ZM258 93V92H257ZM3 94V93H2ZM77 94V95H78ZM93 94H96V97H98V98H100V96H97L98 94L96 93V91H94L93 92ZM110 94H113V93H110ZM125 93H123V95H124ZM150 94V93H149ZM152 94V96H153V93H151ZM155 94V93H154ZM163 94V93H162ZM161 94V95H162ZM178 94V93H177ZM193 94H194V92H193ZM196 94V93H195ZM243 94H245L244 92H243ZM259 94V93H258ZM4 95H5V93H4ZM75 95V94H74ZM80 96L82 95V94H79ZM78 95V96H79ZM117 95H118V92H117ZM122 95V94H121ZM156 95H158V94H156ZM170 95V94H169ZM197 95V94H196ZM216 95H218V94H216ZM226 95V94H225ZM231 95H233V94H231ZM230 95V96H231ZM234 95V96H235ZM239 95V96H240ZM250 95H251V93H250ZM76 96V95H75ZM83 97L85 96V98H84V100H83V103H81L80 105H75V106H73L74 108H75V113H74V117L73 116H71L70 118H74L76 121H79V122H81V126L79 125H77L78 123L77 122H75L74 120V122L75 123H77V124H73L72 123V121H69V122H71L72 124H73V126L72 125H70V124H66V122H65V124H66V126H64L65 127V131L68 133V134H73V133H78L79 131L80 132H84V140H82V139H79V138H77V135L76 134H74V136L76 135V138L74 139V140H72V141H74V142H67L66 141V139L67 138H69L70 139V137H67V136H65V137H67L66 139L65 138H62V137H60V138H58V141L59 142H57L56 143V141H54V143H53V141H49V140H51V139H49V137L48 136H44V135H40L39 137H37L36 139L37 140H35V137L34 136H31L32 135V133H31V131H30V133H29V135L31 136H29V139L30 138H32L30 141L31 142H29V144H28V151H26L25 152V150L22 152V150H21V152H19V149L21 148V146H20V148L19 147H17V146H15V145H18V144H16V140L14 141L15 142V145H14V143H9V144H7V143H5L6 144V146L5 147H9L10 145L12 146V144L14 145L12 148H11V150L8 152L9 153V155H7L8 157L6 158L5 157V155H6V153H7V150H6V152H4L5 153V155H3V157H5L6 159H4V160H1L2 158H0V229L2 228V225H4V224H9V225H13L14 224V220L12 219V218H14V217H17V216H14L13 215V210L11 211L10 210V207L11 206H15L14 204L13 205H11V206H9L7 203H4V199H5V202H8V201H6V199H10L11 200V198L13 197V196H15L14 194H16V189H17V186L20 184L19 183V180L21 179V178H23V177H31V179L30 180H32L31 182V184H33V181L35 182L36 180H33L32 178H33V176H42V175H45V174H50L54 169H59L60 171H61V169L59 168V167H61V165H63V167H64V169H65V163L67 164V165H69V164H72L73 162H76L78 159H79V157H78V154H79V151L81 150V151H83V150H89V152L92 154V152H94V151H99L98 153H100V151H104L105 153H108V151H109V153L111 154L113 151H111L110 152V150H114L115 151V153L117 154V157H114V159L115 158H118V156L120 155V154H118V153H122V154H125L122 150L124 149V151H126V147H124V145H122V147L123 148H121L120 146H118V144L116 143V141H115V139H118V138H120V137H117V133L115 132V130H114V128H112V125H111V123H110V120H112V119H110L111 117H110V115H112L113 114V112L115 113V111H113V112H111V114H110V111H108L109 110V107L112 105H109L108 106V109H107V111L109 112L108 114H109V118H106V116H108L107 114H106V116L103 114V112H102V117H105V118H101L100 116H99V112H98V106H97V104H96V102L93 100V98L92 97H90V96H87V95H82ZM92 96V95H91ZM110 96V95H109ZM114 96H116V95H114ZM128 96V95H127ZM132 96V95H131ZM130 96V97H131ZM136 96H137V94H136ZM146 97H148L147 95H145ZM150 96V95H149ZM173 96V95H172ZM180 97L182 96V94L181 95H179ZM228 96V95H227ZM238 96V95H237ZM241 96H243V95H241ZM247 96V95H246ZM246 96H245V98H246ZM253 96V95H252ZM95 97V96H94ZM95 97V98H96ZM102 97V96H101ZM108 97V96H107ZM111 97H112V95H111ZM125 97V96H124ZM138 97V96H137ZM179 97V98H180ZM248 97V96H247ZM82 98V97H81ZM106 98V97H105ZM104 98V99H105ZM115 98H117V97H115ZM122 98V97H121ZM129 98V97H128ZM134 99L136 98L135 97V94H134V97H133ZM139 98V97H138ZM138 98H137V100H138ZM149 98V97H148ZM152 98H156V97H151V99ZM257 98V97H256ZM3 99V98H2ZM2 99H0V100H2ZM77 99V98H76ZM103 99V101H106V100H104ZM108 99V98H107ZM112 99H114V97L112 98ZM118 99H120L119 98V96H118V98H117V101H119ZM123 99V98H122ZM126 99V98H125ZM125 99H123L124 101H125ZM150 99V100H151ZM157 99H159V98H157ZM168 99H170V98H168ZM227 99H228V97H227ZM226 99V100H227ZM231 99V98H230ZM242 99V97L241 98H239V100H241ZM247 100H249L250 99V96H249V99L248 98H246ZM253 99V98H252ZM13 100H14V98H13ZM75 100V99H74ZM97 100H99V99H97ZM131 100V99H130ZM159 100H162V99H159ZM164 100V99H163ZM166 100V99H165ZM229 100V99H228ZM255 100V99H254ZM3 101V100H2ZM111 101V100H110ZM116 101V102H117ZM124 101H122L121 102V104L122 103H126V102H129V104H130V101H126V102H124ZM133 101V100H132ZM131 101V102H132ZM135 101V100H134ZM142 101V100H141ZM147 101V100H146ZM149 101V100H148ZM155 101H158V100H155ZM155 101H153V102H155ZM167 101V100H166ZM172 102H173V100H171ZM178 101V100H177ZM224 101V100H223ZM230 101V100H229ZM244 101V100H243ZM246 101V100H245ZM75 102V101H74ZM73 102V103H74ZM112 102H115V101H113L112 100ZM139 102V101H138ZM152 102V101H151ZM2 103V102H1ZM21 103V104H22ZM79 103V102H78ZM119 102H117V104H118ZM134 103V102H133ZM166 104V102L164 101L162 104ZM222 103V102H221ZM226 103H228L227 105H229V107H230V104H229V102L227 101ZM230 103H231V101H230ZM235 103H237V102H235L234 101V103L233 104H235ZM258 103V102H257ZM16 104H18V103H16ZM15 104V107L17 106ZM101 104H102V102H101ZM103 104H104V102H103ZM114 104V103H113ZM121 104H120V106H121ZM127 104V103H126ZM126 104H124V105H126ZM128 104V105H129ZM142 104L144 105H146V103H143L142 102ZM149 104V103H148ZM159 104V103H158ZM173 104V103H172ZM176 103L174 102V105H175ZM223 104H225V103H223ZM106 105V104H105ZM104 105V106H105ZM107 105H108V103H107ZM107 105H106V107H107ZM124 105H123V107H124ZM134 105H136V104H134ZM159 105H161V103L159 104ZM168 105L170 106L171 105V102L170 103H168ZM167 105V106H168ZM226 105V104H225ZM237 105H238V103H237ZM236 104H235V106L233 105V107H236L237 106ZM241 105V104H240ZM240 105H238V106H240ZM115 106V105H114ZM117 106V105H116ZM119 106V104H118V107H120ZM148 106V105H147ZM164 106V105H163ZM162 106V107H163ZM176 106V105H175ZM232 106V105H231ZM237 106V107H238ZM242 106V105H241ZM36 107V106H35ZM51 107V106H50ZM67 107V108H66ZM101 106H99V108H100ZM122 107V106H121ZM126 107H128L127 105L125 106V108ZM136 107V106H135ZM141 107H144V106H142L141 105ZM146 107V106H145ZM150 107H153V106H149V108ZM162 107L160 108V109H162ZM166 107V106H165ZM172 107H174V106H172ZM177 107H178V104H177ZM232 107V108H233ZM18 108H20V106L18 107ZM17 108V109H18ZM32 108V107H31ZM34 108V107H33ZM37 109V107H36V109L35 110H40V112H42L41 111V109ZM72 108V107H71ZM112 108H114V107H112ZM124 108V109H125ZM148 107H147V109H149ZM241 108V107H240ZM244 108V107H243ZM8 109V108H7ZM6 109V110H7ZM12 109H15V108H12ZM44 109H43V111H44ZM50 109V108H49ZM56 109V110H57ZM69 109V108H68ZM111 109V108H110ZM119 109H121V108H119ZM128 109V108H127ZM233 109H237V108H233ZM232 109V110H233ZM239 109V108H238ZM247 108L245 107V110H246ZM19 111H20V109H18ZM17 110V111H18ZM54 110L55 112H57V111H59V110ZM71 110V109H70ZM118 110V109H117ZM170 110V109H169ZM174 110H175V108H174ZM230 110H231V107H230ZM241 110V109H240ZM249 110V109H248ZM248 110H246V111H248ZM254 110V109H253ZM263 110V109H262ZM49 111H52V109L51 110H49ZM62 111V110H61ZM106 111V112H107ZM125 111L127 112V110L125 109ZM124 111V112H125ZM129 111V110H128ZM134 111H137L136 109L135 110H133V112ZM159 111V110H158ZM177 111H178V109L175 111V113H177ZM236 111V110H235ZM5 111H3V112H0V113H4ZM11 112H14L13 110L11 111ZM21 112V111H20ZM36 112V111H35ZM40 112H38L39 114H40ZM53 112V111H52ZM55 112H53V114L55 113ZM74 112V111H73ZM101 112V111H100ZM141 113H142V111H140ZM154 112V111H153ZM160 112V111H159ZM170 113L172 112V110L171 111H169ZM168 112V113H169ZM250 112V111H249ZM253 112V111H252ZM254 112H255V110H254ZM259 112H260V110H259ZM259 112H256V113H259ZM8 113V112H7ZM34 113V112H33ZM43 113V112H42ZM59 113H61L60 111H59ZM67 113V112H66ZM116 113H118V112H116ZM119 113H122L121 111L119 112ZM128 113V112H127ZM145 113V112H144ZM148 114L150 113V112H147ZM165 113V112H164ZM173 114L171 115V116H175L174 114V111L172 112ZM179 113V112H178ZM233 114H235L234 113V111L232 112ZM238 113V112H237ZM5 114V113H4ZM4 114L2 115V116H0V117H2L3 119L4 118H6V117H4ZM19 114V113H18ZM38 114V115H39ZM44 114V113H43ZM42 114V115H43ZM46 114V113H45ZM47 114H50V113H48L47 112ZM46 114V115H47ZM57 114V113H56ZM126 114V113H125ZM130 114V113H129ZM132 114V113H131ZM143 114V113H142ZM148 114H146V115H148ZM151 114V113H150ZM156 114V113H155ZM154 114V115H155ZM159 113H157V117H159V115H158ZM232 114V115H233ZM239 114H240V112H239ZM247 114H248V112H247ZM252 114V113H251ZM8 115V114H7ZM37 115V114H36ZM36 115H33L32 116V114L30 115L31 116V118H32V120H33V117L34 116H36ZM41 115V114H40ZM45 115V116H46ZM51 115V114H50ZM57 115H61V114H57ZM114 115V114H113ZM112 115V116H113ZM127 115V114H126ZM133 115H135L136 116V114L134 113ZM132 115V116H133ZM153 115V114H152ZM180 115V114H179ZM236 115V117H235V119L238 117V114H235ZM235 115H233V116H235ZM245 115V114H244ZM250 115V114H249ZM11 116H12V114H11ZM26 116V115H25ZM52 116V115H51ZM51 116H47L48 118H47V121H49L48 119H49V117L51 118ZM131 116V115H130ZM131 116V117H132ZM139 116V115H138ZM137 116V117H138ZM247 116V118H248V115H246ZM254 116V118H255V121H256V129H257V131H255L256 133H253V134H251L252 132H251V129H250V132L248 131H245V124H241V123H237V124H241V132L239 133V138H240V140H241V142L244 144H249L251 147H253V149L254 148H256L257 149V147H258V149L260 148L259 146V143H261V142H264V128L263 127H261V126H263V124H264V117H262L261 115H253ZM264 116V115H263ZM16 117V116H15ZM122 117V116H121ZM127 117H129V115H127ZM137 117H134L135 119H137ZM161 117H163V116H161ZM166 117V116H165ZM241 117H242V115H241ZM23 118V117H22ZM28 118V120L30 119L29 117H27ZM38 117L36 116V119H37ZM42 118H44V116L42 117ZM41 118V116H40V119L39 120H41L42 119ZM56 118H60V117H57L56 116ZM63 118V117H62ZM72 118V119H73ZM130 118V117H129ZM147 118V117H146ZM254 118H253V120H254ZM20 119H21V117H20ZM20 119H17V120H20ZM35 119V121L38 123V121ZM54 119V117H52L51 118V120H53ZM72 119H70V120H72ZM125 119V118H124ZM149 119V118H148ZM151 119V118H150ZM149 119V120H150ZM152 119H155L154 117L152 118ZM161 119V118H160ZM170 119V118H169ZM177 119H179V118H177ZM245 119V118H244ZM10 120H12V119H10ZM23 120V122H25L24 121V119H22ZM31 120V119H30ZM29 120V121H30ZM55 120V119H54ZM58 120V119H57ZM68 119H66V121H67ZM114 120V119H113ZM239 120V119H238ZM237 120V121H238ZM246 120V119H245ZM2 121V120H1ZM3 121H5V120H3ZM3 121H2V123H3ZM13 121H14V119H13ZM13 121H11L12 123H14ZM41 121H43V120H41ZM45 121H46V118H45ZM45 121H43V122H45ZM46 121V122H47ZM56 121V120H55ZM60 121V120H59ZM116 121H118V120H116ZM131 121H133V119L131 120ZM145 120H143V122H144ZM146 121H148V120H146ZM145 121V122H146ZM151 121H153V120H151ZM166 121V120H165ZM236 121V120H235ZM236 121V122H237ZM247 121V120H246ZM8 122L11 124V122L10 121H8L7 120V124H8ZM31 122H33V121H31ZM63 122V121H62ZM120 122H121V129H122V131H120L121 132V138L124 140V142H125V144H126V146H129V147H135L134 149H136V146L137 145H140L141 146V140L142 139H144V137L146 138L147 136H148V134H146L145 133V131L149 128H147L145 131L144 130H140V129H138V128H136V127H140L139 126V122L138 121H135V122H132V123H130V122H128V123H130V124H125V122H127V121H125L124 123L120 120ZM141 122V121H140ZM250 122V121H249ZM5 123V122H4ZM52 123V122H51ZM58 123V122H57ZM149 123V122H148ZM147 123V124H148ZM157 123H159V122H157ZM246 123V122H245ZM26 124V123H25ZM35 124V123H34ZM39 124V123H38ZM47 123H45V125H46ZM50 124V123H49ZM117 124V123H116ZM116 124H114L115 126H117L118 127V124L116 125ZM146 124V125H147ZM160 124V126H156L155 124H152V125H154L155 126V128L158 130V128H159V130H160V128H161V130H162V128L164 129V133H165V127H162V124L161 123H159ZM252 124V123H251ZM3 124H1V126H2ZM36 125V124H35ZM34 125V126H35ZM40 125H42V123L40 122V124H39V126ZM48 125V124H47ZM56 125V124H55ZM61 125V124H60ZM59 124H58V126H60ZM113 125V126H114ZM168 125H169V122H168ZM248 125V124H247ZM5 126V125H4ZM14 126V125H13ZM23 126H24V124H23ZM26 126V125H25ZM52 126H53V124H52ZM148 126H149V124H148ZM154 126L152 127L151 126V123H150V127H152L153 129H154ZM164 126V125H163ZM166 126V125H165ZM255 126V125H254ZM16 127V126H15ZM22 127V126H21ZM41 127V126H40ZM45 127V126H44ZM63 127V128H64ZM147 127V126H146ZM248 127V126H247ZM5 128V127H4ZM9 128H12L11 126L9 127ZM27 128V127H26ZM25 127H24V129H26ZM43 128V127H42ZM60 128V127H59ZM116 128V127H115ZM151 128V129H152ZM185 128V127H184ZM14 129V128H13ZM18 129H20V126L18 127ZM22 130L21 129V131H25V130ZM29 130H30V128H28ZM38 129V128H37ZM40 129V128H39ZM44 129V128H43ZM117 129V128H116ZM120 129V130H121ZM153 129H152V131H153ZM254 129V128H253ZM1 130V129H0ZM6 130V129H5ZM5 130H3V131H5ZM9 130V129H8ZM12 130V129H11ZM11 130H9V132L11 131ZM28 130V131H29ZM64 130H62V131H64ZM155 130V129H154ZM185 130V129H184ZM238 130V129H237ZM237 130H235V131H237ZM7 131V130H6ZM15 131V130H14ZM21 131H19V132H21ZM39 131V130H38ZM41 131V130H40ZM40 131H39V133H40ZM48 131V130H47ZM53 131V130H52ZM56 131V130H55ZM167 131V130H166ZM169 131V130H168ZM167 131V132H168ZM12 132H13V130H12ZM46 132V131H45ZM79 132V133H80ZM147 132V131H146ZM149 132H151V130L149 129ZM148 132V133H149ZM154 132V134H156L155 132H157V131H153ZM160 132V131H159ZM1 133V132H0ZM3 133V132H2ZM1 133V134H2ZM6 133H8V132H6ZM15 133V132H14ZM13 133V134H14ZM22 133V132H21ZM27 129H26V133L24 132V134L23 135H25L26 134V139H27ZM50 133V132H49ZM52 133H54V132H52ZM51 133V134H52ZM60 133V132H59ZM163 133V132H162ZM3 134H5V133H3ZM19 134V133H18ZM17 133H16V135H18ZM214 134V133H213ZM13 136L12 134H10L9 133V136ZM20 135V134H19ZM55 135H57V134H55ZM60 135V134H59ZM233 135V134H232ZM236 135V134H235ZM3 136V135H2ZM1 136V137H2ZM11 136L10 137H8V138H10V139H8L9 141L11 140ZM36 136H38V135H36ZM69 136V135H68ZM80 136V135H79ZM152 136V135H151ZM3 137H5V135L3 136ZM2 137V138H3ZM19 137V136H18ZM21 137H23L22 135H21ZM117 137V138H116ZM152 137H154V136H152ZM233 137V136H232ZM237 137H238V135H237ZM6 138H7V136H6ZM15 138V137H14ZM14 138H13V140H14ZM25 138V137H24ZM51 138V137H50ZM53 138V137H52ZM74 138V137H73ZM81 138V137H80ZM210 138V137H209ZM16 139H17V137H16ZM29 139H27V143H28V140ZM49 139V140H48ZM79 139V140H78ZM146 139H148V138H146ZM185 139V138H184ZM195 139H197V138H195ZM200 139V138H199ZM199 139H197L198 141H199ZM202 139H204V138H202ZM2 140V139H1ZM17 140H19V138L17 139ZM23 140V139H22ZM71 140V139H70ZM149 140V139H148ZM158 140H159V138H158ZM167 138L166 139H164V141L166 142V143H168L167 141ZM169 140V139H168ZM186 140V139H185ZM206 140V139H205ZM204 140V141H205ZM6 141H7V139H6ZM8 141V142H9ZM34 141V142H33ZM82 141H84L85 142V144H80ZM150 141V140H149ZM154 142H155V140H153ZM157 141V140H156ZM161 141L163 142V139H161ZM203 141V140H202ZM231 141V143H232V140H230ZM21 142V141H20ZM24 142H25V140H24ZM23 142V143H24ZM158 142V141H157ZM162 142H159L160 143V146H162L163 147V145H164V147H165V145L166 144H163V145H161V143ZM170 142V141H169ZM171 142H173V140L171 141ZM188 142H190V141H188ZM207 142H208V140H207ZM240 142V141H239ZM140 143V144H139ZM150 143V142H149ZM148 143V144H149ZM159 143H156L157 144V146L159 145ZM203 143V142H202ZM205 143V142H204ZM237 143V142H236ZM3 144V143H2ZM20 144V143H19ZM143 144V143H142ZM151 144V143H150ZM149 144V145H150ZM172 144V143H171ZM243 144H239V145H241V146H243ZM244 144V145H245ZM168 145H170L169 143H168ZM201 144H199V145H196V143H195V145H192L191 144V146H194V147H196V146H200ZM205 145V144H204ZM203 145V146H204ZM238 145V144H237ZM238 145V146H239ZM248 145V146H249ZM259 145V146H258ZM0 146H2L1 144H0ZM19 146V145H18ZM22 146H24V145H22ZM140 146H138V147H140ZM144 146V145H143ZM142 146V147H143ZM228 146V145H227ZM230 146H232V145H230ZM249 146V147H250ZM14 147H16V148H14ZM27 147V146H26ZM137 147V148H138ZM141 147V148H142ZM147 147V146H146ZM152 147V146H151ZM205 147V146H204ZM203 147V148H204ZM250 147V148H251ZM19 148V149H18ZM23 148H25V147H23ZM23 148H21V149H23ZM144 148V147H143ZM143 148L141 149V150H143ZM198 148V147H197ZM217 148V147H216ZM223 148V147H222ZM248 148V147H247ZM26 149V148H25ZM138 149H140V148H138ZM145 149V148H144ZM200 149H202V148H200ZM199 149V150H200ZM232 149V148H231ZM231 149H228V151L231 153L233 150H231ZM245 149V148H244ZM243 148L241 149V150H239V151H242V150H244ZM257 149V150H258ZM133 150V149H132ZM196 150V149H195ZM238 150V149H237ZM245 150H247V149H245ZM248 150H249V148H248ZM84 151V152H85ZM129 151V150H128ZM126 152V153H129V152ZM155 151V150H154ZM193 152H194V149L192 150ZM0 152H1V147H0ZM87 152V151H86ZM89 152H87V153H89ZM101 152V153H102ZM103 152V153H104ZM197 152V151H196ZM238 152V151H237ZM243 152V151H242ZM241 152V153H242ZM249 152V151H248ZM250 152H252V151H250ZM261 152V151H260ZM3 153V154H4ZM24 153V154H23ZM114 153V152H113ZM203 153V152H202ZM215 153V152H214ZM228 153V152H227ZM229 153V154H230ZM246 152H244V154H245ZM253 153V152H252ZM2 154V153H1ZM84 154L85 155H87L86 153H83V156H84ZM109 154V155H110ZM116 154H115V156H116ZM174 154V153H173ZM172 154V155H173ZM186 153H184V154H180V156L182 155H185ZM209 154V153H208ZM213 154V153H212ZM217 154V153H216ZM216 154H215V156H216ZM223 154V153H222ZM229 154H227V156L229 155ZM233 154V153H232ZM247 154V153H246ZM254 154H256V151H254ZM112 156H113V154H111ZM175 155V154H174ZM177 155V154H176ZM239 155V154H238ZM247 155H249V154H247ZM87 156H89V155H87ZM104 156V155H103ZM107 157H108V155H106ZM158 156V155H157ZM197 156H198V153H197ZM209 156V155H208ZM222 156V155H221ZM224 156V155H223ZM230 156V155H229ZM237 156V155H236ZM244 157H247L246 155H243ZM243 156L241 155V156H239V159H240V157H242L243 158ZM257 156H259L258 154H257ZM264 156V155H263ZM1 157V156H0ZM106 157V158H107ZM119 157H121V156H119ZM153 157H155V156H153ZM176 157V156H175ZM179 157V156H178ZM195 154H194V161L195 160H198V159H195ZM217 157H219V156H217ZM231 157H233L234 158V155H231ZM249 157V156H248ZM84 159H86L85 157H83ZM113 158V157H112ZM209 158H210V156H209ZM214 158V157H213ZM220 158V157H219ZM224 158V157H223ZM222 157H221V159H223ZM229 158V157H228ZM238 158V157H237ZM249 158H251V156L249 157ZM157 159H159V158H157ZM179 160L180 159H182V157L180 158H178ZM208 159V158H207ZM232 159V158H231ZM231 159H228V160H231ZM253 159V158H252ZM87 160V159H86ZM85 160V161H86ZM102 160V159H101ZM225 160V159H224ZM235 160V162H236V158L234 159ZM238 160V159H237ZM242 160V159H241ZM240 160V161H241ZM243 160H244V158H243ZM255 160H257V158L255 159ZM85 161H83V162H85ZM103 161V160H102ZM106 161V160H105ZM129 161V160H128ZM183 162L185 161L184 159L182 160ZM208 161H210V160H208ZM207 161V162H208ZM215 161H217V160H215ZM227 161V160H226ZM258 161V160H257ZM259 161H261V160H259ZM90 162V161H89ZM95 162V161H94ZM126 162V161H125ZM179 162H181V160L179 161ZM179 162H178V164H179ZM195 162H198V161H195ZM200 162V161H199ZM198 162V163H199ZM211 163H212V161H210ZM219 162V161H218ZM230 162V161H229ZM231 162H233V163H235L234 161H232L231 160ZM246 162H248V160L246 159ZM255 162V161H254ZM77 163V162H76ZM100 163V162H99ZM109 163H111V164H113L112 163V161H110ZM126 163H128V162H126ZM186 163H187V161H186ZM202 163V162H201ZM220 163V162H219ZM222 163V162H221ZM221 163H220V165H221ZM243 163V162H242ZM249 163H250V161H249ZM257 163V162H256ZM261 163V162H260ZM89 164V166H90V163H88ZM103 164V163H102ZM122 166H123V164H122V162L120 163ZM177 164V165H178ZM185 164V163H184ZM188 164V163H187ZM196 164V163H195ZM200 164V163H199ZM202 164H207V163H202ZM201 164V165H202ZM209 164V163H208ZM231 164V163H230ZM241 164V163H240ZM246 164H248V163H246ZM259 164V163H258ZM81 165H82V163H81ZM85 163H83V167L85 168V166H87V165H85ZM96 165V164H95ZM109 165V164H108ZM108 165L106 166V167H108ZM125 165V164H124ZM127 165H129V164H127ZM175 165V164H174ZM183 165V164H182ZM210 165V167L212 166H214L215 167V164H209ZM223 165H224V162H223ZM237 165V168H238V164H236ZM236 165H235V171H237L238 169L236 168ZM244 164H242V166H243ZM92 166H93V164H92ZM113 166V165H112ZM114 166H117V165H114ZM113 166V167H114ZM126 166V165H125ZM179 166V165H178ZM232 166V165H231ZM242 166H240V167H242ZM255 166H257V165H255ZM254 166V167H255ZM67 168H69V167H71V169L72 168H74L73 166H66ZM76 167H77V164H76ZM88 167V166H87ZM86 167V168H87ZM101 167H102V165H101ZM110 167L111 166H109L108 167V169L109 170H111L110 169ZM118 167V166H117ZM120 167V166H119ZM138 167H139V165H138ZM209 167V166H208ZM221 167V166H220ZM222 167H224V166H222ZM229 167H230V165H229ZM253 167V166H252ZM258 167H259V165H258ZM97 168V167H96ZM100 167H98V169H99ZM116 168V167H115ZM114 168V169H115ZM216 169L218 168V166H216L215 167ZM227 167H225V169H226ZM231 168H233V167H231ZM233 168V169H234ZM261 168V167H260ZM260 168H255V169H259L260 171L262 170V169H260ZM63 169V168H62ZM98 169H97V171H98ZM102 169V168H101ZM215 169V171L217 172V170ZM222 169V168H221ZM240 169V168H239ZM69 170V169H68ZM104 170H105V168H104ZM109 170H107V172H109ZM214 170V169H213ZM229 170V169H228ZM55 171V170H54ZM100 171V170H99ZM98 171V172H99ZM114 171V170H113ZM214 171V172H215ZM221 170H219V168H218V173H214V178H213V176L212 177H210V178H213L212 179V181H210V182H213L214 184H213V186H215V187H213L212 186V184L210 183V185L208 186V187H206V191H205V193H206V196L209 198V200H210V203L211 204H213V207H214V205H217V206H220V207H224V208H227V209H229V210H232L233 212H234V210H236L237 211V213L238 212H240L241 213V211H239L240 209V207H242V205L245 203V202H248V203H251L252 202V200H254V199H252V196H251V191H250V189H249V185L247 184L246 185V180L244 181L243 180V178H247V175L246 176H234V177H226V176H224V175H221L220 172ZM223 171V170H222ZM56 172H58V171H56ZM55 172V173H56ZM71 172V171H70ZM69 172V173H70ZM72 172H73V170H72ZM76 172V171H75ZM78 172V171H77ZM83 172H84V170H83ZM85 172H86V170H85ZM90 172V171H89ZM89 172L88 173H86L88 176L90 175L89 174ZM101 172V171H100ZM105 172V171H104ZM115 172V171H114ZM229 171H227V173H228ZM238 172H239V170H238ZM242 172V171H241ZM250 172V171H249ZM252 172V171H251ZM255 172H257V170L255 171ZM53 173V172H52ZM54 173V174H55ZM59 173V172H58ZM82 173V172H81ZM198 173V172H197ZM201 173V172H200ZM63 174V173H62ZM72 174V173H71ZM78 174V173H77ZM83 174V173H82ZM85 174V175H86ZM97 174V173H96ZM102 174V173H101ZM105 174V173H104ZM109 174V173H108ZM107 174V175H108ZM113 173H111V174H109L107 177H109V178H107L106 179V181L108 180V179H110V175H112ZM199 174V173H198ZM198 174H196L197 175V177H198ZM216 174V175H215ZM242 174V173H241ZM53 175V174H52ZM56 175H57V173H56ZM75 175V174H74ZM85 175H82V177L84 176V177H87V175L85 176ZM98 175V174H97ZM96 175V176H97ZM106 175V174H105ZM259 175H260V173H259ZM261 175H262V173H261ZM263 175H264V173H263ZM51 176V175H50ZM63 176H65V175H63ZM98 176H100V175H98ZM97 176V177H98ZM102 176V175H101ZM100 176V178H102V177H105L106 178V176H102L101 177ZM52 177H54V176H52ZM59 177H60V174H59ZM66 177V176H65ZM73 177V176H72ZM80 177V176H79ZM197 177H196V181L197 180H199V179H197ZM35 178V177H34ZM45 178H46V175H45ZM49 178V177H48ZM51 178V177H50ZM56 178V177H55ZM57 178H58V176H57ZM62 178V177H61ZM90 178V177H89ZM88 178V179H89ZM183 178V177H182ZM63 179V178H62ZM60 180L61 181V185H62V181L63 180ZM73 179H74V177H73ZM88 179H86L87 181H88ZM97 179H99V178H97ZM177 179H179V178H177ZM262 179V178H261ZM22 180V179H21ZM58 180V179H57ZM69 180V179H68ZM89 180H91V179H89ZM100 180V179H99ZM104 180V179H103ZM191 180V179H190ZM28 181H29V179H28ZM50 181V180H49ZM47 182V183H50V182ZM53 181V180H52ZM77 181V180H76ZM83 181H85V179L84 180H82V182ZM87 181H86V183H87ZM179 181V180H178ZM201 181V180H200ZM199 181V182H200ZM205 181V180H204ZM207 181H209V180H207ZM207 181H205V182H207ZM21 182V181H20ZM26 183H27V179H26V181H25ZM30 182V181H29ZM55 182V181H54ZM54 182H52L53 184H54V186L53 187H56L55 186V183ZM64 182V181H63ZM66 182V181H65ZM71 182H73V181H71ZM79 183H77L78 184V187H80L79 186V184L81 183V181H78ZM88 182H90V181H88ZM127 182V181H126ZM130 182V181H129ZM128 182V183H129ZM262 181H260V183H261ZM19 183V184H18ZM36 183H38V182H36ZM47 183H45V184H47ZM67 183V182H66ZM65 183V188H66V186H68V184H66ZM85 183V182H84ZM84 183H82V185L84 184ZM85 183V184H86ZM91 183V182H90ZM103 183H105V181H103ZM108 183H109V181H108ZM179 183V182H178ZM201 183V182H200ZM227 183V184H226ZM229 183L233 186V187H229L231 190H227L228 188H227V186L226 185H229ZM249 183V182H248ZM30 184V183H29ZM30 184V185H31ZM43 184H44V182H43ZM57 184H60V182L59 183H57ZM56 184V185H57ZM64 184V183H63ZM76 184V183H75ZM76 184V185H77ZM93 184V183H92ZM91 184V185H92ZM194 184L196 185V183L194 182ZM226 184V185H225ZM21 185V184H20ZM34 185H35V183H34ZM37 185V184H36ZM49 186H51V184H48ZM61 185H59V186H57L56 188L58 189V188H61ZM75 185V186H76ZM89 185V184H88ZM198 185V184H197ZM256 185H257V183H256ZM43 186V185H42ZM46 186V185H45ZM44 186V187H45ZM49 186H46V189H48L47 187H49ZM73 186V185H72ZM71 186V187H72ZM75 186H74V188H75ZM226 186V187H225ZM230 186V185H229ZM22 187V186H21ZM20 186H19V188H21ZM32 187V186H31ZM34 187H36V186H34ZM38 187V186H37ZM52 186H51V188H53ZM71 187H69L70 189H71V192L73 191V187L71 188ZM78 187H76V189L78 188ZM86 186H84V188H85ZM251 187V186H250ZM26 188V187H25ZM63 188V187H62ZM68 188V187H67ZM88 188V190H89V186L87 187ZM203 188V187H202ZM201 188V189H202ZM257 188H260L259 186L257 187ZM34 189V188H33ZM38 189V188H37ZM49 189H50V187H49ZM56 189V190H57ZM64 189V188H63ZM86 189V188H85ZM90 189H93V188H91V186H90ZM198 188H197V186H196V190H197ZM200 189V188H199ZM198 189V190H199ZM204 189V188H203ZM23 188H22V192H23ZM26 190H28V189H26ZM31 190H32V188H31ZM31 190H29V191H31ZM35 190V189H34ZM40 188H39V192H40ZM53 190V189H52ZM56 190H53L54 192H52V193H55V195H56V193L57 192H59L60 193V191H61V189L58 191L57 190V192H55ZM75 190V189H74ZM78 190V189H77ZM258 190V189H257ZM264 189L262 188V189H259L258 190V192L260 191V192H262ZM29 191H27V192H29ZM47 191H49V190H47ZM50 191H51V189H50ZM64 191H65V189H64ZM79 191V190H78ZM92 191V190H91ZM90 190H89V192H91ZM101 191H103V190H101ZM195 191V190H194ZM200 191V190H199ZM19 192H21V191H19ZM25 192V191H24ZM35 192V191H34ZM66 192V191H65ZM67 192H69V191H67ZM87 192V191H86ZM198 192V191H197ZM257 192V193H258ZM36 194H37V192H35ZM48 193V192H47ZM51 192H50V196H52V197H54L53 196V194H52ZM70 193V192H69ZM74 193H77V192H74ZM79 193V192H78ZM77 193V194H78ZM18 194V193H17ZM23 193H21V198H22V195ZM35 194V195H36ZM63 194V193H62ZM86 194H88V192L86 193ZM86 194H84V195H86ZM261 194V193H260ZM34 195V194H33ZM34 195V196H35ZM68 195V194H67ZM66 195V196H67ZM255 195H256V193H255ZM262 195H264V194H261V196ZM72 196V195H71ZM81 195H79V197H80ZM88 196L90 197V200L91 199H93V198H91V196L92 195H90V193L88 194ZM87 196V198H86V196H84V199H87L88 200V197ZM108 196V195H107ZM122 196V195H121ZM257 196L259 197V195L257 194ZM260 196V197H261ZM17 197V196H16ZM15 197V198H16ZM23 197H25V196H23ZM30 197V196H29ZM48 196H46V198H47ZM52 197H50V199L52 198ZM55 197H57V196H55ZM54 197V199H56ZM69 197V196H68ZM74 197H76V196H74ZM77 197H78V195H77ZM78 197V198H79ZM81 197H83V196H81ZM110 196H108V198H109ZM117 197V196H116ZM257 197V198H258ZM263 198H264V196H262ZM1 198H4V199H1ZM14 198V199H15ZM18 198V197H17ZM21 198H19L20 200H21ZM26 198H28V196L26 197ZM36 198V197H35ZM67 198V197H66ZM71 198V197H70ZM72 198H73V196H72ZM77 198V202H78V200H80V199H78ZM111 198V197H110ZM115 198V197H114ZM256 198V199H257ZM13 199V200H14ZM19 199H18V201H19ZM24 198H22V200H23ZM29 199H31V197L29 198ZM49 199V198H48ZM58 199V198H57ZM57 199H56V201H57ZM60 199H62V198H60ZM60 199H59V203H60V205L61 204H63V203H61L60 202ZM119 199V198H118ZM121 199L122 200H120V201H118V202H116V201H114V204H115V202H116V204H118L117 206H118V208H119V202L120 203H123L124 202V200L125 199H127V198H125L124 199V196H123V198L121 197ZM124 199V200H123ZM197 199H198V197H197ZM3 200V201H2ZM17 200V199H16ZM26 200V199H25ZM24 200V201H25ZM35 200V199H34ZM44 200V199H43ZM71 200V199H70ZM73 200V199H72ZM90 200H88L89 202L88 203H90ZM201 198L199 197V201L198 202H200V205H201ZM259 200H262V199H259ZM17 201V202H18ZM23 201V202H24ZM29 201V200H28ZM28 201H25L26 203H28ZM31 201V200H30ZM30 201H29V203H30ZM40 201H42V200H40ZM64 201V200H63ZM68 201V200H67ZM127 201H129V199H127ZM10 202H13L14 203V201H10ZM16 202V203H17ZM22 202V201H21ZM34 201H33V199H32V203H31V205H32V207H34L35 206V204L33 203ZM72 202V201H71ZM76 202V201H75ZM84 202V201H83ZM83 202H81V203H83ZM94 202V201H93ZM38 203V202H37ZM36 203V204H37ZM41 203V202H40ZM39 203V204H40ZM58 203V202H57ZM59 203L57 204V205H59ZM72 203H74V202H72ZM72 203H70L71 205H72ZM79 203H80V201H79ZM79 203H77V204H79ZM80 203V204H81ZM85 203V202H84ZM183 203V202H182ZM185 203V202H184ZM255 203V202H254ZM259 203H262L261 201L259 202ZM258 203V204H259ZM18 204H19V202H18ZM49 204V207H50V205H51V202L50 203H47V205ZM92 204V203H91ZM115 204V205H116ZM124 204V203H123ZM121 205V206H124V205ZM128 204V203H127ZM186 204V203H185ZM203 204V203H202ZM247 204V203H246ZM251 204H253V203H251ZM256 204V203H255ZM263 204V203H262ZM261 204V205H262ZM17 205V204H16ZM26 205L27 204H25V207H26ZM29 205V204H28ZM57 205H56V207H57ZM64 205H65V203H64ZM71 205H69L68 206V208L71 206ZM82 205H84V204H82ZM22 206V205H21ZM21 206H19V208L21 207ZM43 206H45V204L43 205ZM62 206L63 205H61L60 207L62 208ZM74 206H75V203H74ZM74 206H71V207H74ZM85 206V205H84ZM92 206V205H91ZM120 206V207H121ZM173 206H175V208H176V205H173ZM172 206V207H173ZM177 206H178V204H177ZM209 206V205H208ZM244 206V205H243ZM248 206V205H247ZM16 207V206H15ZM14 207V208H15ZM24 207V208H25ZM28 207V206H27ZM32 207H30V208H32ZM40 207H41V204H40ZM48 207V208H49ZM52 207V206H51ZM50 207V208H51ZM59 207V206H58ZM59 207V208H60ZM76 208H78V205L77 206H75ZM74 207V208H75ZM93 207H96L95 206V204L93 203ZM125 207H126V205H125ZM172 207H170L171 208V210L170 211H173V210H175V208H173L172 209ZM203 207V206H202ZM204 207H205V205H204ZM206 207H207V205H206ZM251 207H253V205H251ZM13 208V207H12ZM36 208V207H35ZM42 208V207H41ZM43 208H45V207H43ZM47 208V207H46ZM47 208V209H48ZM50 208H49V210H50ZM59 208H57L58 210H59ZM60 208V209H61ZM75 208V209H76ZM81 208H83V206L81 207ZM85 208V207H84ZM87 208V207H86ZM85 208V209H86ZM97 208V207H96ZM101 208V207H100ZM140 208V207H139ZM179 208V207H178ZM181 208H184L183 207V205L181 206L180 205V209ZM189 207H188V205L186 204V208L184 209V210H182V213H181V211L179 212L178 211V213H181V214H183V215H185V213L187 212V213H189V212H191L192 213V211H194V210H192V209H188ZM210 208H212V207H210ZM209 207H208V210L210 209ZM250 208V207H249ZM257 208H258V205H257ZM15 209H17V208H15ZM21 209V208H20ZM26 209V208H25ZM38 209V208H37ZM46 209V210H47ZM56 209V210H57ZM70 209H72V208H70ZM79 210H80V208H78ZM85 209H83L84 211H86ZM103 209V208H102ZM123 209H127V207L126 208H123ZM123 209L121 208L120 210H121V212L123 211ZM189 210V211H187V210ZM204 209H206V208H204ZM214 209H216V206H215V208H213V210ZM217 209H221V208H217ZM237 209H239V210H237ZM252 210H253V208H251ZM254 209H256V207L254 206ZM23 210V209H22ZM22 210H20V211H22ZM31 210V209H30ZM39 210H41L40 208H39ZM42 210H44V209H42ZM49 210H47V211H49ZM52 210V209H51ZM50 210V211H51ZM94 210V209H93ZM92 210V211H93ZM119 209H118V211H120ZM137 210H139V209H137ZM137 210H135L136 212H134V213H136V216L134 217V219L135 218H137V217H139V218H141V219H143L142 217H144V216H142L141 215V212H143L144 213V211L143 210H140V211H137ZM168 212H169V210H168V208L166 209ZM207 210V209H206ZM207 210V211H208ZM223 210V209H222ZM221 210V211H222ZM224 210H226V209H224ZM245 210V209H244ZM12 213H11V212ZM19 211V210H18ZM19 211V212H20ZM61 211H63V209L61 210ZM72 211V210H71ZM74 211V210H73ZM76 211V210H75ZM78 211V210H77ZM82 210H80V211H78V213H79V215H81L80 214V212H81ZM87 211H88V209H87ZM90 211V210H89ZM112 211V210H111ZM114 211H115V209H114ZM117 211V213L120 215V213L121 212H118ZM126 212H127V210H125ZM125 211H123V212H125ZM131 211H133V210H129L128 212H130L131 213ZM183 211H185L184 213H183ZM203 211V210H202ZM220 211V212H221ZM255 211V210H254ZM257 211H259V210H257ZM28 212V208H27V210H26V213ZM33 213H34V211H32ZM37 212V211H36ZM53 212V211H52ZM52 212H50V213H52ZM57 212V211H56ZM94 212H96V211H94ZM106 212V211H105ZM107 212H108V210H107ZM106 212V213H107ZM128 212L126 213V214H128ZM137 212H138V214H137ZM162 212V211H161ZM168 212H166V213H161V216L163 215V216H172V217H174L176 214L175 213H177V211H175V213L173 214V215H170ZM210 212V211H209ZM214 211H212V213H213ZM215 212H216V210H215ZM222 212H224V211H222ZM23 213V212H22ZM25 213V214H26ZM31 213V212H30ZM32 213V214H33ZM38 213H40V211H38ZM44 213H45V210H44ZM44 213H43V215H44ZM78 213H77V215H78ZM90 213V212H89ZM89 213H87V214H89ZM111 213V212H110ZM116 212H114V213H112L113 215L115 214ZM116 213V214H117ZM139 213H140V215L142 216V217H140V215H139ZM146 213V212H145ZM144 213V214H145ZM177 213V216L179 215ZM191 213H189L188 215L189 216H191L190 214ZM193 213H195V212H193ZM192 213V214H193ZM205 213V212H204ZM207 213V212H206ZM211 213V214H212ZM227 213V212H226ZM236 213V214H237ZM239 213V214H240ZM247 213V212H246ZM251 213H253L251 216H250V218H245L246 219V224H244L245 225V227H244V230H243V232L245 233V235L247 236H245V238H248V239H250V242H252L251 240H254L255 241V243H254V248L252 249V254H251V252H250V254L252 255V256H250V258H252V260H251V262L252 263H250V264H264V236L262 235V233L260 232V226L258 227L257 226V222L259 221H261V219L260 220H258V218H256V214L253 212V211H251ZM257 213V212H256ZM10 214V215H9ZM13 215V217H12V215ZM24 214V215H25ZM29 212L27 213V216L29 217ZM35 214V213H34ZM33 214V215H34ZM41 214V213H40ZM39 214V215H40ZM56 214V213H55ZM66 214V213H65ZM76 214V213H75ZM109 214V213H108ZM116 214L114 215L115 217H116ZM117 214V215H118ZM122 214V213H121ZM125 214V215H126ZM146 214H148V213H146ZM152 213H149V216L151 215ZM201 214V212L198 214V215H200ZM209 214V213H208ZM230 214V213H229ZM228 214V216H231L232 217V215H229ZM239 214H237L238 216H239ZM245 214V213H244ZM244 214H243V216H244ZM258 214V213H257ZM261 215L263 214V213H260ZM16 215V214H15ZM38 215V214H37ZM38 215V216H39ZM42 214H41V217L43 216ZM47 215V214H46ZM60 214H58V216H59ZM110 215V214H109ZM124 215V213L122 214V216ZM139 215V216H138ZM182 215V216H183ZM187 215V214H186ZM197 215V214H196ZM195 215V216H196ZM206 215V214H205ZM210 215V214H209ZM235 215V214H234ZM259 215V214H258ZM21 216V215H20ZM27 216H26V218H27ZM34 216H36V215H34ZM50 216V215H49ZM54 216V215H53ZM62 216V215H61ZM75 216V215H74ZM86 215H84V217H85ZM88 216V215H87ZM90 216V215H89ZM88 216V217H89ZM113 216V217H114ZM121 215H120V217H122ZM133 216H134V214H133ZM146 216V215H145ZM149 216H147L148 217V220L150 221V217ZM155 216V215H154ZM153 216V217H154ZM203 215H201V218H200V220H203V217H202ZM213 216H214V214H213ZM216 216V215H215ZM224 216V215H223ZM226 216H227V214H226ZM228 216L226 217V219H228ZM245 216H247V215H245ZM248 216H249V214H248ZM247 216V217H248ZM25 217V216H24ZM40 217V218H41ZM46 217V216H45ZM56 217V216H55ZM55 217H53V219L55 218ZM87 217V218H88ZM101 217L103 218V216L101 215ZM105 217H109V216H105ZM104 217V218H105ZM114 217V218H115ZM119 217V218H120ZM197 217H199V216H197ZM210 217H211V215H210ZM219 217V216H218ZM225 217V216H224ZM258 217V216H257ZM263 217H264V215H263ZM36 219L38 218V217H35ZM43 218H44V216H43ZM42 218V219H43ZM50 218V217H49ZM58 218H63V219H65L64 217H58ZM76 218H77V216H76ZM82 218V217H81ZM94 218V220H95V216L93 217ZM96 218H97V216H96ZM106 218V219H107ZM114 218H112V221H113V219ZM129 218V217H128ZM128 218H126V219H128ZM145 218V217H144ZM169 218H171V217H169ZM179 218V217H178ZM185 218V217H184ZM191 218H193V216L191 217ZM205 218V217H204ZM262 218V217H261ZM15 219V218H14ZM18 219H19V217H18ZM21 219V218H20ZM52 219V218H51ZM56 219H57V217H56ZM67 219V218H66ZM80 219V218H79ZM98 219V218H97ZM121 219H123V217L121 218ZM131 219L133 220V222H136L134 219H133V217H131ZM140 219V220H141ZM165 219V218H164ZM175 219H176V216H175ZM182 220H183V218H181ZM199 219V218H198ZM207 219H210V218H208V215H207ZM232 220V218H229V220ZM235 219V218H234ZM244 219V218H243ZM24 220V219H23ZM27 220V219H26ZM47 220V219H46ZM58 220V219H57ZM68 220V219H67ZM66 220V221H67ZM74 219H72V221H73ZM78 220V219H77ZM81 220V219H80ZM86 220V219H85ZM90 220V219H89ZM93 220V221H94ZM108 220H111V219H109L108 218ZM117 220V219H116ZM128 220H130V219H128ZM132 220H130L129 222L131 223V224H129V225H131V227L133 228V222H131ZM139 220V219H138ZM144 220V219H143ZM213 218L211 219V220H209V223L211 224V223H213ZM228 220V224H229V222L231 221H229ZM242 220V219H241ZM18 221V220H17ZM32 221V220H31ZM60 221V220H59ZM71 221V220H70ZM76 221V220H75ZM99 220H97V222H98ZM186 222V221H189L188 219L186 220V218H185V220H183V222ZM233 221V220H232ZM231 221V223H234V221L232 222ZM21 222V221H20ZM27 222V221H26ZM40 222V221H39ZM41 222H45V220L44 221H41ZM48 222V221H47ZM50 222V221H49ZM58 222V221H57ZM79 222H81V221H79ZM88 221H86V223H87ZM97 222H96V224H97ZM115 222V221H114ZM123 222H125L126 223V221H123ZM141 222V221H140ZM143 223H144V221H142ZM184 222V223H185ZM204 223H205V221H203ZM207 222V221H206ZM241 222V221H240ZM263 222V221H262ZM18 223H19V221H18ZM18 223H17V225H18ZM31 223V222H30ZM55 223V222H54ZM60 223V222H59ZM62 223V222H61ZM65 223V222H64ZM85 223V222H84ZM127 223H128V221H127ZM126 223V224H127ZM152 223V222H151ZM187 223H189V222H186L185 224H187ZM200 223H201V221H200ZM204 223L202 224L201 223V225L203 226L204 225ZM208 223V224H209ZM215 223V222H214ZM217 223V222H216ZM216 223H215V227H216ZM220 223V222H219ZM223 223H224V221H223ZM20 224V223H19ZM24 224H25V221H24ZM26 224H28V222L26 223ZM25 224V225H26ZM38 224V223H37ZM41 224V223H40ZM39 224V226H41ZM47 224V223H46ZM48 224H51V223H48ZM53 224V223H52ZM57 224V223H56ZM67 224V223H66ZM88 224V227H89V222L87 223ZM95 224V223H94ZM94 224H93V226H94ZM147 224H149V223H147ZM208 224H206L205 223V225H208ZM222 224V223H221ZM226 224V223H225ZM239 224V223H238ZM16 225V226H17ZM32 225V224H31ZM58 225V224H57ZM61 225V224H60ZM62 225H63V223H62ZM61 225V226H62ZM81 225V224H80ZM92 225V223L90 224V226ZM135 225H138V224H134V227H136ZM144 225V224H143ZM143 225H141V226H143ZM201 225H200V227H201ZM204 225V226H205ZM232 225V224H231ZM231 225H229V226H231ZM20 226H21V224H20ZM47 226V225H46ZM52 227H53V225H51ZM55 226V225H54ZM61 226H59V227H61ZM66 226H68V224L66 225ZM92 226V228H95V226L93 227ZM126 226V225H125ZM125 226H124V228H125ZM145 226V225H144ZM149 226H152L151 224H149ZM187 227H189L190 226V224H189V226H188V224L186 225ZM185 226V227H186ZM210 226V225H209ZM209 226H208V229H211V230H209V231H212V229L214 228V226L212 227V228H209ZM226 226V225H225ZM229 226H228V231L230 232V230H229ZM234 226H237V225H234ZM240 226H243V225H241L240 224ZM15 227V226H14ZM18 227V226H17ZM27 227V226H26ZM25 227V229H27ZM32 227V226H31ZM44 227H45V225H44ZM49 227V226H48ZM48 227H46V229L44 230V233L46 234H49V236L50 235H52V234H64V236H66V232L64 231V229H61V228H48ZM58 227V226H57ZM72 227H75V225L74 226H72ZM86 227V226H85ZM130 227V228H131ZM138 227H140V226H138ZM146 227V226H145ZM148 227V226H147ZM147 227H146V229H147ZM197 227V226H196ZM206 227V226H205ZM218 227V226H217ZM231 227H233V226H231ZM264 227V226H263ZM3 228H4V226H3ZM6 228V227H5ZM4 228V229H5ZM11 228H13V227H11ZM11 228H9V229H11ZM22 228V227H21ZM23 228H24V226H23ZM22 228V229H23ZM38 228V227H37ZM62 228H64V227H62ZM66 228V227H65ZM76 228V227H75ZM90 228V227H89ZM91 228V230L90 231H93V232H95L93 229ZM144 228V227H143ZM150 228H152V227H150ZM192 228H193V226H192ZM195 228V227H194ZM219 228V227H218ZM21 229V230H22ZM74 229V228H73ZM77 229H78V227H77ZM128 229V228H127ZM134 229V228H133ZM142 229V228H141ZM190 229V228H189ZM207 229V228H206ZM216 228H214V230H215ZM241 229V228H240ZM15 230V229H14ZM19 230V229H18ZM17 230V231H18ZM24 230V229H23ZM31 230V229H30ZM29 230V231H30ZM38 230V229H37ZM43 230H42V232H43ZM124 230V229H123ZM123 230H122V232H123ZM125 230H126V228H125ZM125 230H124V234H126L125 233ZM131 230V229H130ZM145 230V229H144ZM149 230V229H148ZM148 230H146L147 232H145V233H149V234H151L150 232H148ZM217 230V229H216ZM232 230V229H231ZM235 231H236V229H234ZM233 230V231H234ZM262 230V229H261ZM16 231V230H15ZM27 231V230H26ZM25 231V232H26ZM29 231H27L28 233H31V232H29ZM72 231V237H73V239H79L80 241H82L81 240V233L79 232V231H75L74 233H73V230H71ZM83 231H85V230H83ZM100 231H102V230H100ZM99 231V232H100ZM150 231V230H149ZM153 231V230H152ZM237 231L238 232H241V231H239V229H238V227H237ZM262 231H264V229L262 230ZM12 232V231H11ZM19 232V231H18ZM23 232V231H22ZM35 232V231H34ZM37 232V231H36ZM40 232V231H39ZM41 232V233H42ZM65 232V233H64ZM70 231H68V233H69ZM85 232H87V230L85 231ZM126 232H128V230L126 231ZM143 232V231H142ZM141 232V233H142ZM13 233V232H12ZM21 233V232H20ZM71 233V232H70ZM70 233H69V235H70ZM97 233V232H96ZM219 233V232H218ZM220 233H221V231H220ZM220 233H219V237L221 236L220 235ZM264 233V232H263ZM1 234V233H0ZM7 234V233H6ZM32 234V233H31ZM43 234V233H42ZM41 234V235H42ZM120 234H121V232H120ZM124 234H122V236H123V238L126 236V235H124ZM148 234V240H149V238H150V236L151 235H149ZM216 235H217V231H216V233H215ZM222 234V233H221ZM229 234V233H228ZM233 234H235V232L233 233ZM232 234V235H233ZM14 235V234H13ZM20 235V234H19ZM22 235V234H21ZM29 235V234H28ZM33 235V234H32ZM31 235V236H32ZM89 235V234H88ZM92 235V234H91ZM95 235V234H94ZM118 235L119 234H116V236H117V238H119L121 235H119V237H118ZM129 235L130 234H128L126 237H125V240L127 239L128 240V238H129ZM139 235V234H138ZM142 235V234H141ZM143 235H146V234H144L143 233ZM164 235H166V234H164ZM163 235V236H164ZM204 235V234H203ZM224 235V234H223ZM236 235V234H235ZM4 236V235H3ZM9 236V235H8ZM11 236H12V234H11ZM23 236V235H22ZM25 236V235H24ZM64 236H62V237H60V239H62ZM83 236H84V234H83ZM104 236H105V234H104ZM111 237H110V239H113L112 238V235H110ZM115 236V235H114ZM130 236H132V235H130ZM140 236V235H139ZM167 236V235H166ZM231 236V235H230ZM229 235H228V237H230ZM237 236V235H236ZM240 236V235H239ZM238 236V237H239ZM0 237H1V235H0ZM5 237V236H4ZM30 237V236H29ZM29 237H28V239H29ZM42 237V236H41ZM44 237H46V236H44ZM51 237V236H50ZM50 237H46V239H49ZM53 238L55 237V236H52ZM57 237V236H56ZM55 237V238H56ZM69 237V236H68ZM107 237H109V236H107ZM128 237V238H127ZM134 237V236H133ZM132 237V238H133ZM145 236H143L142 238H144ZM162 237V236H161ZM160 237V238H161ZM204 237H206V236H204ZM221 237H223V236H221ZM233 237H235V236H233ZM5 238H6V240H5ZM4 238V240L5 241H7V237H5ZM33 238V237H32ZM54 238V239H55ZM66 238V237H65ZM116 238V237H115ZM163 238V237H162ZM165 238V237H164ZM167 238V240H168V238L169 237H166ZM165 238V239H166ZM173 238V237H172ZM216 238H218V237H216ZM225 238H226V235H225ZM231 238V240H229L228 238L227 239H225L226 241L227 240H229V241H232V236L230 237ZM237 238V237H236ZM239 238H241V236L239 237ZM245 238L243 239V240H245ZM17 239V238H16ZM18 239H19V237H18ZM57 239V238H56ZM58 239H59V237H58ZM57 239V240H58ZM69 239V238H68ZM87 239V238H86ZM134 239V238H133ZM133 239H131L130 238V240H128V243L131 241V240H133ZM165 239L163 240V242L162 243H160L161 241L159 240V238H158V240H159V244L161 245V244H163L164 245V243H165ZM12 240V239H11ZM23 240V239H22ZM25 240V239H24ZM37 240V239H36ZM44 240V239H43ZM73 241L71 238L69 239V241ZM85 240V239H84ZM89 240H90V238H89ZM115 240V239H114ZM119 240H122V238H119ZM124 240V241H125ZM134 240H136V239H134ZM134 240H133V242H134ZM146 240H147V237H146ZM162 240V239H161ZM202 240H203V237H202ZM206 240V239H205ZM205 240L203 241V242H205ZM224 240V241H225ZM236 239H234L233 241H235ZM1 241V240H0ZM33 240H31V242H32ZM53 241V240H52ZM64 241V240H63ZM62 241V242H63ZM71 241H70V244H71ZM78 241V240H77ZM76 241V242H77ZM80 241H78L79 242V245H80ZM86 241V240H85ZM97 241V240H96ZM95 241V242H96ZM103 241V240H102ZM110 241V240H109ZM118 241V240H117ZM124 241H123V243H124ZM143 241V240H142ZM144 241H145V238H144ZM183 241V240H182ZM247 241V240H246ZM16 242V241H15ZM19 242L20 241H18V242H16L15 244L17 245H19ZM23 242L24 241H22V244H23ZM29 243V241H26V243ZM40 242V241H39ZM43 242H46V240H44V241H42V243ZM48 242V241H47ZM58 242H59V240H58ZM65 242V241H64ZM74 242V241H73ZM72 242V243H73ZM82 242H84V241H82ZM81 242V243H82ZM99 242V241H98ZM119 242V241H118ZM120 242H122V241H120ZM169 242V240L166 242V244ZM207 242H209V241H207ZM228 242V241H227ZM248 243H249V241H247ZM246 242V243H247ZM8 243V242H7ZM26 243H24V245L26 244ZM41 243V242H40ZM65 243H67V241L65 242ZM69 243V242H68ZM92 243H94V242H92ZM128 243H126L127 245H128ZM158 243V242H157ZM178 243V242H177ZM181 243V242H180ZM216 242H214L213 244H215ZM228 243H231V242H228ZM243 243H245V241L243 242L241 239H239V240H237V242H233V244H234V246H236V248L238 249L237 251H239V249H240V253H242V255L244 254V256L246 255H249V251H247L248 249H246L245 248V244H243ZM21 244V243H20ZM31 244V243H30ZM28 245V244H26V245H28V246H31V245ZM32 244H33V242H32ZM46 244V243H45ZM48 244H49V242H48ZM48 244H46V246L48 245ZM57 244V243H56ZM56 244H54V242H53V246L54 245H56ZM63 244V243H62ZM76 245H77V243H75ZM90 244V243H89ZM89 244H85V242L84 243H82L81 245V248H83L84 250H86L87 251V255L86 256H88V255H91V254H96L97 252H99L100 251V247L101 246H99V248L100 249H98L99 251H96V253H94V246H92V245H89ZM95 244V243H94ZM99 244V243H98ZM104 244V243H103ZM102 244V245H103ZM125 244V243H124ZM138 244H139V242H138ZM165 244V245H166ZM181 244H185V242L183 243H181ZM187 244H188V242H187ZM232 244V243H231ZM231 244H229V245H231ZM232 244V245H233ZM251 244V243H250ZM253 244V243H252ZM251 244V245H252ZM11 245H12V243H11ZM23 245V246H24ZM49 245H52V244H49ZM60 245V244H59ZM118 245V244H117ZM126 245V246H127ZM190 245V244H189ZM229 245H227L226 243H225V245H223V247H222V249H225L224 247L225 246H229ZM250 245V246H251ZM1 246V245H0ZM4 246V245H3ZM2 246V248H1V250H3V248H4V250H7V249H5V247H3ZM8 245L6 244V247H7ZM10 246V245H9ZM13 246V245H12ZM12 246H10V249H11V247ZM22 246V245H21ZM23 246L22 247H20V248H23ZM52 246V248H53V250H54V247ZM62 246V245H61ZM125 246V247H126ZM179 245H176L175 243H173L172 241H170L168 244H167V247H165V248H167V251L168 250H170V251H168V253L169 254H162L163 256H161L160 257V254H159V256H157L158 255V253L157 252H154V249H152L151 251L152 252H150V255H149V252L147 253L146 252V254H148L149 255V257L151 256L152 258V261H157L158 262V260H157V258L159 257V258H161L160 260H159V264H194V262H192V259H194V258H191L192 257V255H191V257H190V250H189V252L188 251H185V249H184V251H183V249H181L180 248V246L178 247ZM182 246V245H181ZM186 246H188V245H186ZM249 246V247H250ZM14 248H15V246H13ZM25 247V246H24ZM39 247V246H38ZM41 247V246H40ZM48 247H50V246H48ZM56 247V246H55ZM58 247V246H57ZM60 247V246H59ZM62 247H65L64 245L62 246ZM62 247L60 248V250H58L57 248H55L56 250H55V255L57 256V252H59L61 255H66V253L64 252V254H63V252L61 253L60 251H61V249H62ZM73 247H75V246H73ZM115 247V246H114ZM122 247V246H121ZM128 247V246H127ZM247 247H248V245H247ZM253 247V246H252ZM8 248V247H7ZM20 248H17V251L20 249ZM72 248V247H71ZM77 248V247H76ZM76 248H75V250H76ZM79 248V247H78ZM98 248V247H97ZM105 247H103L102 249L105 251V249H104ZM113 248V247H112ZM189 248H190V246H189ZM234 248V247H233ZM236 248H234V249H236ZM30 249V248H29ZM36 249V248H35ZM35 249H33V250H35ZM46 249H47V247H46ZM107 249V248H106ZM110 249V248H109ZM125 249V248H124ZM221 249V248H220ZM227 249V248H226ZM225 249V250H226ZM229 249H230V247H229ZM229 249H227V250H229ZM234 249H232V250H234ZM251 249V248H250ZM0 250V251H1ZM9 250V249H8ZM7 250V251H8ZM21 250V249H20ZM23 250V249H22ZM24 250H25V248H24ZM37 250V249H36ZM39 250H42V249H39ZM58 250V251H57ZM73 250H74V248H73ZM78 250V249H77ZM76 250V251H77ZM108 250V249H107ZM156 250V249H155ZM226 250V251H227ZM232 250H230L229 252H232ZM241 250H244L245 252L243 253ZM6 251V252H7ZM28 251V250H27ZM45 251V250H44ZM48 251V250H47ZM50 251V250H49ZM51 251H52V249H51ZM75 251V252H76ZM80 251H82V250H80ZM79 250H78V253L80 252ZM110 251V250H109ZM112 251H114V250H112ZM119 251H120V253H122L121 252V250H115L113 253H110L111 255L112 254H115V252H116V254H117V256H120V255H122V254H120L119 253ZM126 251V250H125ZM157 251V250H156ZM164 251H166V250H164ZM166 251V252H167ZM221 251V250H220ZM219 251V252H220ZM236 251V252H237ZM10 252V251H9ZM8 252V253H9ZM24 252V251H23ZM32 252V251H31ZM35 252V251H34ZM42 252V251H41ZM72 252V251H71ZM71 252H69V253H71ZM108 251H106V253H107ZM159 252V251H158ZM218 252V253H219ZM228 252V251H227ZM239 252H237V254L239 255ZM3 253V252H2ZM2 253H0V255L2 254ZM5 253V252H4ZM3 253V254H4ZM7 253V254H8ZM36 253V252H35ZM39 253V252H38ZM50 253V252H49ZM51 253H53V252H51ZM50 253V254H51ZM69 253L67 254V255H69ZM73 253V252H72ZM84 253V252H83ZM101 253V252H100ZM162 253V252H161ZM220 253H223V250L220 252ZM220 253L219 254H217V255H220ZM25 254V253H24ZM23 254V255H24ZM31 254V253H30ZM37 254V253H36ZM35 254V255H36ZM41 254V253H40ZM45 254H46V252H45ZM74 254V253H73ZM77 254V253H76ZM79 254H81V253H79ZM109 254V255H110ZM144 254V253H143ZM232 254L233 255H236V254H234L233 252H232ZM231 254V255H232ZM5 255V254H4ZM3 255V256H4ZM9 255H12L11 253L9 254ZM17 255H19V256H21V254L19 253V254H17ZM16 255V256H17ZM42 256H43V253L41 254ZM55 255H53V256H55ZM59 255V254H58ZM108 255V254H107ZM124 255V254H123ZM122 255V256H123ZM141 255H142V253H141ZM217 255H215L216 257H219V259L221 258L222 259V257H223V255H222V257L221 256H217ZM238 255H236V256H233V257H238ZM13 256H15L14 255V253H13ZM26 256H27V254H26ZM39 256V255H38ZM37 256V257H38ZM40 257V258H42V259H44L45 260V258H43V257ZM47 256V255H46ZM46 256H44V257H46ZM49 257H48V259H50V255H48ZM75 256V255H74ZM81 256H83L82 254H81ZM98 256V255H97ZM104 255H103V253L101 254V258L103 257ZM115 256V255H114ZM130 256V255H129ZM143 256V255H142ZM141 256V257H142ZM211 256V255H210ZM214 256V254L211 256V257H213ZM214 256V257H215ZM225 256V255H224ZM241 256V255H240ZM2 257V256H1ZM0 257V258H1ZM23 257V256H22ZM24 257H25V255H24ZM32 257V256H31ZM35 257V256H34ZM96 257V256H95ZM94 257V258H95ZM107 257H110V256H107ZM147 257V256H146ZM232 257V256H231ZM242 257L243 256H241L240 258H241V260H242ZM249 257V256H248ZM5 258V257H4ZM7 256H6V260H7ZM13 258V257H12ZM11 258V259H12ZM21 258V257H20ZM20 258H18L19 259V261H20ZM58 260H59V258L58 257H56ZM62 258V257H61ZM60 258V259H61ZM80 258V257H79ZM86 258V257H85ZM93 258V257H92ZM105 258V257H104ZM112 259H113V257H111ZM119 258V257H118ZM122 258H127L125 255H124V257H122ZM133 259H134V261H135V259L136 258H134V256L132 257ZM138 258H140V257H138ZM143 258V257H142ZM225 258V257H224ZM229 258V257H228ZM239 258V257H238ZM2 259H3V257H2ZM1 259V260H2ZM11 259H9V260H11ZM15 260L14 261H16V258H14ZM27 259H28V257H27ZM41 259V260H42ZM78 259V258H77ZM81 259V258H80ZM86 259H89V256L86 258ZM96 259V258H95ZM114 259H115V257H114ZM128 259V258H127ZM132 259V260H133ZM145 259H147V260H149L148 258H145ZM219 259H217V260H219ZM220 259V260H221ZM225 259H227V257L225 258ZM230 259V258H229ZM235 259V258H234ZM244 259V258H243ZM245 259H247V257L245 258ZM244 259V260H245ZM249 259V258H248ZM247 259V260H248ZM9 260H7V261H9ZM24 259H22V261H23ZM31 260V259H30ZM33 260V259H32ZM35 260V259H34ZM37 260H40L39 258H37ZM44 260H42V262L44 261ZM51 260H53V258H51ZM81 260H83V257H82V259ZM97 260V259H96ZM106 260V259H105ZM118 260H120V259H118ZM212 260H214V259H212ZM231 260H233V259H231ZM230 260V261H231ZM237 260V259H236ZM240 260V259H239ZM243 260V262H245ZM2 261H4V263H5V260L3 259ZM2 261H0L1 263H3ZM14 261H13V263H14ZM18 261V262H19ZM48 261H50V260H48ZM47 261V262H48ZM60 261V260H59ZM88 261V260H87ZM98 261V260H97ZM104 260H103V258H102V262H103ZM106 261H109V259L108 260H106ZM113 261V260H112ZM111 261V262H112ZM130 261V260H129ZM141 261V260H140ZM200 261H201V259H200ZM200 261H199V263H197V264H201L200 263ZM203 261L204 262H206V263H211V262H209V260L207 259V256H203ZM222 261V260H221ZM221 261H220V263H221ZM29 263L30 261L28 260V261H26V263ZM33 263L34 262H37L36 260L35 261H32ZM41 262V261H40ZM55 262V261H54ZM61 262V261H60ZM83 262H86V260H84ZM91 263H92V259H91V261H90ZM101 262V261H100ZM110 262V261H109ZM115 262V261H114ZM123 262V261H122ZM136 262V261H135ZM150 262V261H149ZM148 261H147V263H149ZM197 262V261H196ZM217 262V261H216ZM229 262V261H228ZM227 262V263H228ZM233 262V261H232ZM231 262V263H232ZM239 262V261H238ZM240 262H242V261H240ZM242 262V263H243ZM248 262V261H247ZM246 262V263H247ZM8 263V262H7ZM15 263H17V262H15ZM90 263V264H91ZM95 263V262H94ZM97 263H99V262H97ZM104 263H105V261H104ZM104 263H100V264H104ZM116 263V262H115ZM151 263V262H150ZM226 263V262H225ZM234 263V262H233ZM232 263V264H233ZM11 264H12V262H11ZM21 264H22V262H21ZM30 264V263H29ZM38 264H39V262H38ZM41 264V263H40ZM44 264V263H43ZM47 264V263H46ZM50 264H52V261H51V263ZM80 264H81V261H80ZM85 264V263H84ZM86 264H88V262L86 263ZM105 264H107V262L105 263ZM109 264H111V263H109ZM113 264V263H112ZM118 264V263H117ZM122 264H124V263H122ZM130 264H131V262H130ZM153 264V263H152ZM156 264V263H155ZM219 264V263H218ZM222 264H223V262H222ZM230 264V263H229ZM238 264V263H237Z\"/></svg>",
  "mask_w": 264,
  "mask_h": 264
}]
</instances>
